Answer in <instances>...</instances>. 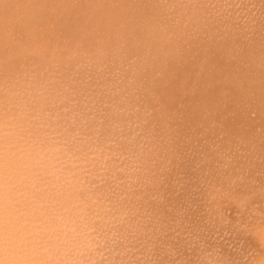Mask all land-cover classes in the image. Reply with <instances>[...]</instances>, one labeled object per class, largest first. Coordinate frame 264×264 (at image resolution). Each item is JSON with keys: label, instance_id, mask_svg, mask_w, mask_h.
Listing matches in <instances>:
<instances>
[{"label": "rangeland", "instance_id": "obj_1", "mask_svg": "<svg viewBox=\"0 0 264 264\" xmlns=\"http://www.w3.org/2000/svg\"><path fill=\"white\" fill-rule=\"evenodd\" d=\"M64 1V0H63ZM66 1V0H65ZM69 2L71 1V3L73 2V0H68ZM76 0H74V2H75ZM78 1V0H77ZM84 1V0H83ZM86 1H88V0H86ZM91 3H92V5L93 6H95L97 3V6H99V7H101V6H103V1L104 0H96V2H94L93 0V2H94V4H93V2L91 1V0H89ZM99 1V2H98ZM107 1H109V0H107ZM110 1H112V3H111V5H110V2H108L107 4L105 3V5H109L110 6V9H112V8H116V7H112L111 8V6H112V4H116V2H118L119 0H110ZM116 1V2H115ZM122 1H124V0H122ZM121 1V2H122ZM150 1H152V3L150 2ZM150 1H148V0H141V3H143V5L141 4V3H139V5H138V7H141L140 8V10H138L137 9V11L140 13L141 12V9H142V12L140 13V15L139 14H137L138 16L137 17H141V16H143V12H146L147 13V16H150V15H148V13H150V11H152V10H154V11H152L151 12V19L150 18H148V19H150V20H148V21H150V23H151V20H154V17H157V16H159L160 17V15L159 14H163L161 11L163 10L164 11V14H166V16L169 14V16H170V14H171V16H170V18L172 19V21H171V25H172V23H173V21L175 22V19L177 18V20H176V22L175 23H178L177 21H180V16H182V17H185L186 18V20H188V18H191V17H188L186 14H187V12H188V10H187V8L189 9V10H191V12H189V13H192V9H196V11L195 12H193L194 14L196 13H198V15H196V18L202 13V15H203V12H206V11H208L210 8V11L212 12V13H210L209 12V15H208V18H210L209 20V22L207 21V23H206V20H204V18L201 16H199L200 17V19H202V20H204L205 21V24H206V26H207V24H208V26L210 27V22H212L211 23V27H213V29L216 27V26H214V25H219V23L218 24H214V18H212V16H214L215 17V20L216 19H218L219 18V16L220 15H223V14H221V12L220 11H222V12H224L223 11V9L226 11V12H228V10L227 9H230V11L232 12V14L231 13H229V14H227V16H225L226 17V21H227V19H233L232 17H235V16H233V14H235L236 15V17L237 16H239V17H237L238 18V20L240 21H243L244 20V24H242L243 22H241L240 21V23L242 24V26H243V28L241 29V30H248V29H250L249 30V32H247V31H245L246 32V34H245V32H243V31H240V28H239V25H240V23H239V25L237 24V26H236V28L238 27L239 28V30H237V31H235L233 28V30L235 31V33H234V35L230 32V31H233L232 29H231V27L229 26V25H225L226 24V22H225V20L222 18V20H224V29H219L218 27V30H217V32L216 31H214L213 33L210 31L211 30V28H208V26L206 27L207 29H208V32H210V33H208L209 35H204V33L202 34V33H200V29L199 28H197L198 26H201L200 25V23H199V21H198V26L197 27H195V25H194V23L195 22H193L192 21V19H195V20H197V19H199V17L196 19V18H192L191 19V21H192V23H190L191 21H190V19L188 20L189 22L188 23H186V24H192L191 26H193V29H191L190 30V28L188 29V27H184V23L182 24L183 25V27H179L178 28V26L177 27H175L176 26V24H174L173 23V25H175L174 27L175 28H178V29H181V28H187L188 30H190L191 31V33H186L185 31L187 30H185V31H182V32H180V30H179V33H184V34H189V37H190V35H191V37L192 38H194V39H196L197 40V37H196V35H195V37L194 36H192V30L194 31V28H197V29H199V30H197L196 29V31L198 32H195L194 31V34L196 33V34H202V37L203 38H205V36H209V39H208V37L207 38H205L207 41H203V38L201 39V36H200V34H199V38L202 40H200V44H199V42H198V44L197 45H195V46H193V47H191V42H192V40H190L189 41V39H191V38H189L188 37V35H187V37L189 38V39H185V43H188V42H186V41H189V43H190V45L189 46H187L186 45V47H185V44H181L180 42H178L179 41V38L181 39L183 36H185L184 34H183V36H182V34H180L181 36H179L178 34V40H177V36H173L175 39V42L176 43H180L181 44V46L182 45H184V49L187 51L188 50V47H190V48H192V50L190 49L188 52V54L187 53H185L186 51H183V52H181V49L183 50V48H180L181 46H180V44H179V46L177 45V48H178V50H177V48L176 49H174V51H173V47L172 46H174V44L172 45V46H170L169 44L172 42V40H170L169 39V41H170V43H168L167 41H165V39H163V38H165V37H163L165 34H167L168 36L167 37H169L170 38V35H171V38H173L172 37V33L174 32V30H169V27L166 29V27H164V30H166V31H170V32H166V33H163V36H162V34H161V36L163 37L162 39L165 41V42H167L168 43V46H170L169 48H171L172 47V49H170V50H172V51H170L169 53H168V55H166L167 57H166V59H168V63H166L167 62V60L166 59H164V60H162L163 62H159V64L160 63H163L164 64V68L166 67V65H168L169 64V68H168V66L166 67L168 70L167 71H169L170 69H172V68H174V67H176V69L178 70V72H176V73H178V74H176L175 76H177V75H179V73L181 74V76H179L177 79H178V81H179V83H180V81L181 82H184L183 80H185V82L187 83V84H185V83H183L185 86H187V88L183 85V87L182 86H180V85H182V84H178V81H177V83H176V81H175V76L173 77L174 79V81H172V79L170 80L171 81V86H172V89L171 90H169L170 88V84H167V82L168 83H170L169 82V79H168V77L166 76L165 77V75L168 73H165L166 71H164V74H163V76L162 77H160V78H158V79H160V81H161V78H162V82H160L158 79H156L157 78V76H159L157 73L158 72H154V77L153 76H148V77H150V78H155V76H156V78H155V80L154 81H156V80H158V81H156L155 83H153L154 84V88H156V87H158V88H156V89H151L153 86H150V83H148V86H150L151 88H147V83L145 84L144 83V81H143V83L141 82L142 80H143V76H144V78H147V77H145V76H147L146 75V73H148L146 70H144V72H145V75H143L141 78H140V76L142 75V73H143V71H142V73H141V75L139 76V74H140V72L138 73V76H136L137 78H138V80L136 81L137 83H138V81L141 83H138L139 84V88H137L136 87V85L137 84H135L136 82H133V81H135L134 79H133V87H135L136 89H132L133 87H131L132 86V84H131V80H132V78L133 77H131L130 79H127V80H130L129 81V85L131 84V86H129V88H127V89H132L133 91H124L123 89H120V87L122 86L123 87V85L124 84H126L127 83V81H121V84L120 83H118L119 81H120V79H122L123 78V71H125V72H127L128 73V71L127 70H123V71H121V68H123V67H125V65H126V67L128 66V64H130V63H128L129 61H131V59H128L129 57H132V61H134L136 58H137V55L139 56L138 58H139V60H141V57H143V55H144V53H143V51H145V50H143V49H141V47H142V44H143V40H141L142 41V44H141V46L137 43V41L139 42L140 41V39L138 38V36H139V32L137 31V29H139L140 27H137V25H144L143 24V22L142 23H138V22H135V25L133 24V22L131 21V23H130V21H129V23L128 22H123V20H125V21H127V20H129V15H131V13H130V10H129V7H130V9H131V7H132V4H134L135 2H136V5H137V3H138V1L136 0H125L124 2H125V4H123V5H125L124 7H123V5H122V3H120L121 5H122V7L124 8V9H126L127 8V6H128V9L127 10H129V12L128 13H126L127 11H123L122 12V10H124L123 8H119V6H118V9H117V11H118V23H120L118 26H117V22H116V16H117V13H116V9H114L115 11V14L114 13H112L113 12V9L111 10V12H109L110 13V15H114L112 18L114 19V21L112 20V18L110 19V15L108 16V14L106 15V17H108V18H106L105 17V19H110V21H108L107 23H108V26H106L107 27V29H108V27H109V30H107V32L109 33L110 32V30H112V28L114 29L115 28V30L116 31H113V33H112V35L113 36H111L110 34L111 33H106V30H105V33H102V35L100 36V38H97V37H94V38H92L91 40H92V42H91V44H90V46H94L96 43V46L97 45H100L101 43L102 44H105V47H108L107 48V50H106V48H105V52H108V53H102V52H95V51H93L92 53H90L89 55H87V57H88V59H87V57H86V59H85V57L83 56V58H82V60H80L79 62H81V63H79V64H77V67H75L74 68V70L75 71H72L71 69H69L70 71H72V72H70L68 69V71L66 70V64L68 63V62H66L65 63V61H72V59H73V61H74V58L72 57V52H73V56L76 54V52H78V55H80L81 54V48H75L76 49V52L74 51L75 49L74 48H69L68 46H66V48H69V49H71V50H68V51H70V54H71V57H72V59L71 60H69L70 58L68 57V55H66L67 56V60H64V58L66 57L65 56V54H67L68 52H64V54H62V56L64 57L63 58V60H61L60 59V57L58 58L57 56H59V54L61 55V49L63 48V47H65V45L63 46V43L62 44H60L59 43V38L58 39H53V38H55L56 37V34L54 33L53 34V32L51 33V34H53V38H52V36L51 35H49L50 34V32L49 31H52V30H50L49 29V27H48V25H49V22H47V23H42L43 25H41V27H40V22H37V23H34V28H36V30L37 31H39L38 33H37V31H36V33L35 34H33L31 37H30V43H34V45L35 46H37V47H41V46H43V47H41L42 49H40V51L41 50H43V51H39V53H38V48H36L35 46V50L37 51V55H41L42 53H44V56L42 55V59H46L48 56H50L52 53H50V55L48 54L49 52H51L52 51V49L50 50V48H56L57 47V45H59V47H57L58 49L60 48V46H61V48H60V50H58V52L57 53H59L58 55H57V53L56 52H54L53 54L56 56H54L55 57V61H56V59H58L57 61H58V64L60 65V66H58V64H57V62L55 63L54 61H51V62H53V63H49V62H47V61H49V60H47L46 62H45V64H48L49 63V65L51 64H53L52 66H53V70L51 69L52 67H51V65H50V69H49V65H46L48 68L47 69H49V71L48 70H46V68H44V66L42 67V71H43V69H45V71L48 73H51V71H52V73H51V77H49L48 76V74H47V76H46V74H45V71H44V74H45V78L48 80H46V79H44V74H42L41 76L43 77V78H41V81L39 80V77L38 76H36V80H37V78H38V80L40 81V82H42V79L43 80H46L47 82L45 83V86L42 84V86H41V84H37V83H39V81H35L33 78L35 77V74L37 73L36 71H34V73H32L31 72V70H30V74H28L27 73V69H26V71H25V73H23L24 74V76L23 75H21V77L19 78V79H7V78H5V76L2 78L1 76H0V79H1V83H0V85H2V87H3V83L6 81L7 82V86L8 85H11V86H13L14 85V83L15 82H21V83H23V82H26L24 85H27V82L30 80L31 81V79H33L34 81H32L31 83H30V81L28 82V85H27V88H30V90L31 91H35V93L36 92H38V93H36V96H38V94H40V92H41V89L42 90H44V88H47L48 89V82H49V80H50V86H51V84H52V86L50 87L49 86V90H48V92H47V95L48 96H53V93H55V95L57 96V94L56 93H60V92H58V89L57 88H55V89H57V90H55L54 89V87H61L60 85V81H63L62 82V84L64 83V86H65V84L67 85V87L69 86L68 84H70V82H67L66 80L68 79V81L70 80H72L74 77L76 78V76H77V74H78V76H77V80L79 79L78 77L82 74V72H84L83 74L85 75V71H86V68H87V66L88 65H90L91 63V65H90V67H94L96 64H98V62L100 63V62H102V61H105L104 59L105 58H103L104 56H106V55H108V61L106 60L105 61V65H104V63L102 64V65H104V66H101L100 67V65H101V63H100V65L98 66H96L97 68L95 69V67H94V69H92V71H91V69L89 70L88 68H87V76H89V75H91L92 76V74L95 76V75H97L96 73H98L97 71H94V72H96V73H94L93 72V70H101V69H99V67L100 68H104V69H102V71H100V72H102L103 73V71H105V73H106V71L107 70H105L107 67H106V65L108 66V64H107V62L108 63H111L112 61H114L113 59H116V60H118L117 59V57H115L114 55H112V57L114 56L115 58H112L111 56L109 57V53L111 52V50L113 49V52H114V48L115 47H118V46H116V45H114L117 41V39L115 40V37L116 38H119L118 39V41L120 42V41H124L122 44L125 46L126 45V43H127V47L125 48V47H123V45L121 44V43H119L120 45H122V49H121V46L120 47H118V49L120 48V51L121 50H123V51H127V52H129V53H127V52H123V53H126L125 55L124 54H122V52H121V55L124 57H126L127 55H129V56H127V58H125V59H127V61L121 56V58H123L122 59V61L123 60H125L124 61V64H121V62L120 63H117V65L115 64V65H113V67H110V70L112 69V73L116 70V68H118V67H120L117 71V73L115 72L114 74H112L111 72H110V70H108L107 71V73L105 74L104 73V76H105V78L103 79L102 77L100 78V76H102V73H101V75H99V78L97 77V76H95V77H97V79H99L100 81H98V83H99V85L98 84H96V87L98 88V87H100V85H101V87H100V89H102V91H101V93L102 94H104V95H106V94H108V91H109V93L111 92V94H113L112 92H114V90H115V92L117 93V95H115V97H117V99L119 98V97H121L120 99H124L125 101V104H126V107H127V104H129V106H131L132 104H133V99H134V97H135V99H136V97H138V96H140V98H139V100H138V98L136 99L138 102L137 103H134V105L137 107V105L136 104H138L139 106L141 105L140 103H144L143 104V106H138L137 107V109H136V107L134 108V105L132 106L133 107V111H134V113L138 110V108H140L138 111H140L141 109H142V107H143V109L141 110V112H143L144 111V109H145V107H147V109H146V111L145 112H147V113H144V114H151V115H144L143 113H141V112H139V114H137V115H134L132 118H133V120L135 121V124L137 123L138 125L139 124H141V127L145 124V121L146 122H149L150 123V121H151V119L152 118H154L156 121L158 120V118H159V120L161 121V119H162V116H164V120L166 121L167 120V122H168V125L169 124H171L172 122V124H176V122H178V124H177V126H179V124L181 125L179 128L176 126V125H173V127L172 128H170L172 131L174 130L175 131V126L177 127L176 129H178V133H176V132H174V134L173 133H171V135L172 136H174V138L176 139V136L175 135H177L178 134V136L177 137H182L181 138V140L179 141V140H174L173 138V140L175 141V142H177L178 143V141H179V143H181V141L183 142V146H181L182 148L184 147V144L187 142V143H191V142H194V144H195V142H196V147H195V145L193 144V145H188V146H186L187 145V143L185 144V148H187V147H191V148H189V149H185V148H183V149H181V147H180V145H182V143L179 145V143L177 144V143H175L174 142V144L173 143H171V139H170V137L171 136H169L170 135V133H167L168 132V130L169 129H167V127H166V129L167 130H164L165 128H164V126L165 125H162V124H164L165 123V121L163 120V123H162V121L160 122V124H159V120L157 121L158 122V124H157V122L155 121V120H153V121H151V123H153L152 125L154 126L153 128L151 127V129L150 130H148L147 128L148 127H150V126H147V128L145 129L146 131L148 130V132L147 133H145L146 134V136L148 137H146L145 135V137H146V139H142V143H144L145 144V142L146 143H148V142H150V140L153 138H155L156 137V135H157V137H159L160 136V138H155V140H157V142L159 141V142H161L162 140H163V138L161 139V135L163 134H160L159 132L161 131V129H159V128H161V126H163L162 127V131H164V135L167 133L168 134V136L166 137V136H164V142L162 141L161 142V144H159V143H157L156 144V141H154L153 139L151 140V142L150 143H148L146 146H145V150H143V151H141L140 149L143 147L144 148V145H142L140 142H138V143H140V145L137 143L136 145H137V148H136V152H135V157H137V159H134V157H133V161H131L132 159H131V157L132 156H130L129 157V159H127V161L128 162H133L134 164H136L135 162H137L136 160H139V162L138 163H140V160H141V158L139 159L138 157L140 156L139 154H141V156L140 157H143V156H145L148 152H150V151H152V149L154 150V153L155 152H159V153H156V156L154 155V154H151V156L153 155V156H155V157H157V158H159L160 160H162V157H163V155L164 154H160V152L162 153L163 152V149L167 152H165L164 151V153L165 154H168L169 153V155H167V157L166 156H164L163 158V160H162V162L161 161H159L160 163V165L162 166L161 168H162V170H163V172H164V174H162L160 171H162L161 169H160V167H157L156 169L158 170V168L160 169L159 171H151V172H155L154 174L153 173H146V171H148V169H150V168H145L146 166L148 167V166H151L152 167V165H154L155 163H157V161L159 160V159H154L153 157H151L150 156V154H147V156L148 157H150L151 159H154V160H148L147 158L148 157H146V162L144 161V163L142 162L140 165H138V163L136 164V168H134L133 170H135V171H132L131 170V172H133L134 174H133V177H131L130 176V173H129V171H130V169L134 166V165H132V164H128V162L127 161H124V162H126V163H124V162H121V164H117L118 162L116 161V157H119V158H121L122 156H125V154L126 153H124L123 151H120V149H113V151H111V153H109V154H105V153H101V152H96V153H92V154H90L89 156L91 157V155H93V158H89L88 159V161H86V162H83V163H80L79 162V160H77L75 157H73L71 154H70V158H69V163H71L72 164V166L74 167V171H69L70 172V174H71V177L69 176V175H67L66 174V176H63V175H61L60 174V172H59V169H60V167H53L54 166V163H52L54 160H56L58 157H59V155H60V153L64 150V149H61V148H57V147H55L53 150L52 149H45V150H43V152L42 153H40V152H38V150L35 148V147H37V145H34V143L31 141V139L28 137V135H27V126L26 125H24L28 120H32V121H35L36 119V117H38V116H34V117H32V119H24V116L26 115L25 113H28L29 112V114H31L30 112H32V110H33V113H32V115L31 116H33L34 115V113L35 112H37L36 111V105H38V104H36V105H32V104H29V105H31L32 107H33V109L31 110V111H28V112H25V111H27V109H28V107H29V105H28V101H26V103H27V105L26 106H28V107H26V108H24L25 106L21 103V101L23 100H21V97L22 96H19V93L22 91V93H20L21 95L23 94H25V93H23L24 91L21 89V88H19L18 89V87L19 86H13V87H11V89H9L7 86H4L3 87V89H4V92H3V90H0V94L1 95H3L2 97H4V95H6L5 97V99H6V101L3 103V106H4V109H8V108H11V110L12 111H14V115H13V118L12 119H8V120H5L4 122H2L1 123V126H0V264H65V263H67V261H68V259H71V255L72 254H69V255H64V254H57L55 257H53V255H52V253L50 252L52 249H53V247H54V245H56V244H62V245H64V244H67L68 245V248H70V249H72V252H73V254H74V260L72 261L73 262V264H99V263H97V262H100L101 264H102V260H104L105 258V263L104 264H106V263H108V264H122V263H127V264H131V262L130 261H133V258L136 260V258H137V256L139 255L140 257H138L137 258V260L139 261H142V263L141 264H152V262L153 261H155V259H156V262H157V264H162V260L163 259H165L166 257H167V261H164L163 260V264L165 263V262H168V263H171V264H175V263H177V264H179V263H181V264H183V262H185L186 263V261L188 260H190L191 262H194V259H192V258H195V257H197V258H195V260H197L199 257V254L198 253H200L202 250H204V251H202L201 253H202V255H201V253H200V256H202V257H205V259L204 258H202V257H200L199 259H198V261H200V262H202L203 260H205L204 262H203V264H209V262L213 259V261H211V263L210 264H215V263H218V264H226L227 262L229 263V264H231L232 262V264H264V200H262V203L260 204V202H261V200H260V198L261 199H264V162H262V161H264V93H262V92H264V79L262 80V79H260V81L258 82V81H254V84H253V87H251L250 89H248V86L247 85H244L245 87H247V89L248 90H246L247 92H246V94L242 91V89H240V91L241 92H239V90H238V96H237V100H236V102L234 101V103L232 104L231 103V105H229L228 104V102H226V104L223 102L222 103V101H221V105H220V108L219 107H217V109H216V111H214V114L216 113V115L218 116L217 118H216V116L214 117V116H212V118L214 117V122H213V120L211 121L210 119V114L211 113H213L212 111H210L211 113L209 114V116H208V114H206V112L205 111H200L199 109H200V107H202V106H200V103H201V105H202V98L205 100L206 98H204V97H206L207 95L209 96H211V94H210V92L213 90V87L214 86H216L217 87V89L218 88H221L222 87V84L223 83H225V81H227V83H229V85L228 86H231V88H233L235 85H234V83L235 82H233V81H236L237 79H238V77H242V76H244V75H247L248 74V72H249V68H251V70H253V72L252 73H254V72H256L257 71V63H256V58L257 57H259V56H263V61H264V48L262 47V46H264L263 45V43H264V41L263 42H260V40L263 38V35L262 34H264V29H263V27H260V28H262V29H259L257 26L258 25H261L262 26V24L264 23V17H261V19L260 18H258L257 20H258V22L256 23V26L254 27L253 26V24H252V22L254 23V22H256L257 20H255V18L256 17H259V15L261 16V15H264V6H263V4H264V0H257V1H255V0H248V3H247V0H244L246 3H244V1L243 0H210V2H211V4H210V2H207L208 0H199L198 2H197V0H194L195 2H196V4H195V2H194V5H195V7L193 8V0H184L183 2L180 0H168V1H164V2H167L168 4H170V5H168L169 7L172 5H174V4H176V5H174V7H173V11H175V12H172V13H174L173 15H172V13H169V11L171 10L170 8H172V6L170 7V8H166L165 9V7L167 6V4L165 3L164 4V2H163V0H154L155 2H160V3H156V4H153V3H155L153 0H150ZM174 1V4L172 3ZM212 1H214L215 2V4H217V5H214V2H212ZM216 1H217V3H216ZM221 1H223V2H221ZM251 1V2H250ZM67 2V1H66ZM82 2V1H81ZM81 2H78V4L80 3L81 4ZM114 2V3H113ZM123 2V3H124ZM147 2H150V3H147ZM203 2H205V3H207V5L209 4V6H208V8H207V5L205 6V4H203ZM243 4H242V3ZM250 2V3H249ZM76 3V2H75ZM132 3V4H131ZM172 3V4H171ZM199 3H200V5H204V6H202V7H200V5H199ZM227 4V5H225V4ZM251 3H252V5H251ZM99 4H101V5H99ZM130 4H131V6H130ZM147 4H151V6H152V10H148V8H151V6L150 5H147ZM153 4V5H152ZM158 4L159 5H161L160 7H162V9L158 6ZM190 4L192 5V7H190L189 8V6H190ZM240 4V5H239ZM245 4V5H244ZM248 4H250V6L248 5ZM118 5H119V3H118ZM145 5V6H144ZM146 5H147V9L145 8L146 7ZM163 5H166V6H164V9H163ZM177 5H178V7L179 6H184L185 7V9H184V12H185V10H187L186 11V13H185V16H183L184 14H181L180 15V9L182 10V7L180 8H178L177 9ZM197 5H199V6H197ZM223 5V6H222ZM230 7H229V6ZM232 5V6H231ZM66 6H67V4H66ZM76 6H78L77 4L76 5H74V3H73V6L71 5V7H73V10H77V7ZM116 6H117V4H116ZM148 6H150V7H148ZM156 6H158V7H156L157 9H155V7ZM196 6L198 7V9L200 10V8H201V10L203 11V12H201V11H199L198 10V12H197V8H196ZM212 6H213V8H212ZM214 6H216V7H214ZM224 7L223 9H221L222 7ZM228 6V7H227ZM263 6V7H262ZM63 7H64V5H63ZM76 7V8H75ZM79 7V6H78ZM105 7H107V6H105ZM121 7V6H120ZM135 7H137V6H135ZM145 9H144V8ZM183 7V8H184ZM210 7V8H209ZM220 7V8H219ZM225 7H227L226 9H225ZM253 9H252V8ZM62 8V7H61ZM60 8V9H61ZM67 8H68V6H67ZM96 10H97V8L98 7H94ZM109 8V7H108ZM133 8H134V6H133ZM160 8V9H159ZM259 10H258V9ZM60 9H59V11H60ZM94 9V14L96 15H94L93 17L95 18V17H97V18H95L96 20H98V22H99V20L101 21V20H103L104 19V15H102V14H99L100 12H97V11H100V9L99 10H95ZM105 10L104 8H101V10ZM119 9H122V10H120L121 12H120V15H122L121 13H123V15L122 16H120L119 15ZM170 9V10H169ZM176 9V10H175ZM194 9V10H195ZM205 9H208V10H205ZM214 9H217V10H214ZM221 9V10H220ZM248 9H250V12L248 11ZM254 9H256V11L254 10ZM260 9H261V13L259 12L260 11ZM66 10V9H65ZM72 10V11H73ZM101 11V13H104L105 11ZM109 10V9H108ZM134 10H136V8L134 9ZM144 10V11H143ZM146 10V11H145ZM156 10V11H155ZM157 10H158V14H157ZM178 10H179V15H178ZM193 10V11H194ZM205 10V11H204ZM213 10V11H212ZM220 10V11H219ZM239 10H241L242 11V13H243V15H242V13H241V11H240V13H241V15H240V13H239ZM252 10H253V13L254 14H257V16H255L253 13H252ZM110 11V10H109ZM132 11V10H131ZM136 11V12H137ZM167 11V12H166ZM235 11V12H234ZM245 11V12H244ZM247 11L251 14H249V13H247ZM262 11H263V14H262ZM62 12H64V10L62 11ZM96 12V13H95ZM125 12V13H124ZM154 12L157 14L156 16H154L155 14H154ZM171 12V11H170ZM183 11H182V13H184ZM214 12V13H213ZM215 12L217 13L218 12V14L216 15L215 14ZM256 12H259V14L258 13H256ZM56 13V12H55ZM98 13V14H97ZM108 13V12H107ZM130 13V14H129ZM146 13H144V15H146ZM154 15H153V14ZM168 13V14H167ZM175 13H177V17L175 18L174 17V15H175ZM200 13V14H199ZM208 13V12H207ZM207 13H205V15H203L204 17L206 16L207 17ZM245 13V14H244ZM58 14V13H57ZM60 14V13H59ZM62 14V13H61ZM64 14H66V12H64ZM128 14V15H127ZM133 14H135V12L134 13H132V15ZM163 14V15H164ZM193 14V16L195 17V15ZM224 14H225V12H224ZM232 15V17H231V15ZM247 14H249V16L251 17L252 15V17L251 18H254V19H250V17L247 15ZM100 17L101 15V17L100 18H102V19H99V17ZM163 15H161V17H163V18H165L166 16H163ZM216 15V16H215ZM53 16H55V15H53ZM58 16V15H57ZM64 16V15H63ZM63 16L62 15H60V17H62L63 18ZM88 16V15H87ZM128 16V17H127ZM136 16V15H135ZM134 16V17H135ZM152 16H153V19H152ZM169 16H168V19H169ZM191 16H192V14H191ZM231 18H230V17ZM249 19V21H251L252 20V22H250L249 23V21L246 19V17ZM60 17L58 16L57 18L56 17H52L51 18V20H49L48 19V21H52L53 20V18H56V20L58 19H60ZM92 17V18H93ZM121 17V18H120ZM125 17H126V19H125ZM134 17H132V18H134ZM144 17V16H143ZM159 17H157L155 20V24H156V22L158 21V18ZM160 17V19H162ZM173 17H174V20H173ZM218 17V18H217ZM234 18V19H236L237 20V18ZM145 19H147L146 17H144ZM179 18V19H178ZM184 18V19H185ZM208 18H207V20H208ZM137 20H138V18H136ZM213 19V20H212ZM220 19V18H219ZM218 19V20H219ZM233 19V20H234ZM55 20V19H54ZM111 20H112V22H111ZM122 20V21H121ZM130 20H131V16H130ZM136 20V21H137ZM139 20L141 21V20H144L143 18H139ZM138 20V21H139ZM163 20H166V19H163ZM170 20V19H169ZM235 20V21H236ZM237 20V22H239ZM253 20H255V21H253ZM105 20H103V22L102 23H106V22H104ZM107 21V20H106ZM147 21V20H146ZM147 21V22H148ZM183 21V20H182ZM204 21H203V23H204ZM219 21H221V19L219 20ZM229 21V23L230 22H232L231 20H228ZM227 21V22H228ZM259 21H262L261 22V24H259L260 22ZM109 22H110V24L112 23L113 25H110L109 24ZM116 22V23H115ZM121 22H122V24H121ZM144 22H145V20H144ZM158 22H160V21H158ZM163 22V21H162ZM165 22V21H164ZM163 22V23H164ZM166 22H167V20H166ZM165 22V23H166ZM187 22V21H186ZM200 22H202V21H200ZM218 21L216 20V23H217ZM236 22V23H237ZM52 23H57V24H54V25H49V26H51V27H55L56 26V28L54 29V27L53 28H51V29H54V31L58 34V32H57V26H58V21H52V22H50V24H52ZM162 23V24H163ZM228 23V24H229ZM232 23H235L234 21L232 22ZM231 23V24H232ZM235 23V24H236ZM38 24V25H37ZM48 24V25H47ZM115 24V25H114ZM129 24V25H128ZM145 24H146V22H145ZM152 24H154V21H152ZM162 24H161V26H162ZM180 24H181V22H180ZM180 24H178L179 26H180ZM197 24V23H196ZM204 24V25H205ZM212 24H214V25H212ZM221 24V23H220ZM235 24L233 25H231V26H234L235 27ZM247 24V25H246ZM251 24H252V27H250L251 26ZM255 24V23H254ZM258 24V25H257ZM104 25V24H103ZM110 25V26H109ZM122 25V26H121ZM127 25H128V27H127ZM134 25V26H133ZM157 26L156 27H158V25H160V23L159 24H156ZM163 25H165V24H163ZM166 25H169L168 24V22H167V24ZM172 25V26H173ZM38 26H39V28H38ZM123 26H126L127 28H129V27H131V26H133V27H136L135 29H136V33H135V35L136 36H133L132 34H134V28L132 29L133 31H131V34H126V35H129V36H127V39L126 40H123V37H126V36H121L122 37V39H120V36L119 35H122L123 33H126V32H129L130 33V31H126V27H125V31H123L124 30V28H122V29H118V28H121V27H123ZM145 26V25H144ZM148 27H150V25H147ZM153 26V25H152ZM155 26V25H154ZM188 26V25H187ZM229 28H228V27ZM242 26H240V27H242ZM247 26L249 27V28H247ZM104 27H105V25H104ZM106 27H105V29H106ZM112 27V28H111ZM118 27V28H117ZM146 27V26H145ZM148 27H147V29H148ZM201 27H204V26H201ZM220 27V26H219ZM228 28V29H230V31H227L226 30V28ZM40 28H41V30H40ZM42 28L44 29L43 31H42ZM117 28V29H116ZM143 28V27H142ZM159 28V27H158ZM162 28V27H161ZM221 28H222V26H221ZM253 28V29H252ZM255 28V29H254ZM257 28V29H256ZM130 29V30H131ZM144 29V28H143ZM147 29L145 30V31H147ZM153 29V28H152ZM171 29H174V28H171ZM204 29V28H203ZM210 29V30H209ZM212 29V30H213ZM258 29H259V31H258ZM45 30H47V31H45ZM141 30V29H140ZM151 30V29H150ZM157 30V29H156ZM156 30H155V32H156ZM163 30V29H162ZM162 30H160V31H162ZM177 30V29H176ZM206 30V29H205ZM220 30V31H219ZM222 30V31H221ZM45 31V32H44ZM117 31H119V33H117ZM123 32V33H121L120 34V32ZM144 31V30H143ZM144 31V32H145ZM153 31V30H152ZM151 31V32H152ZM173 31V32H172ZM218 31L220 32V35H221V37H219V36H217V35H219V33H218ZM224 31H226V32H224ZM238 31H240V32H238ZM251 31V32H250ZM252 31H254L253 32V36H252V38H254V39H252L251 38V33H252ZM256 31H258V36L260 35V31H262V33H261V35H262V38H260L261 36H259V37H255V35H254V33H256ZM44 32V33H43ZM112 32V31H111ZM114 32L115 33H117V34H114ZM137 32L139 33L138 35H137ZM141 32V31H140ZM155 32H153V35L155 36V35H157L158 37H159V35L158 34H160L159 32H157L158 34H155ZM163 32V31H162ZM165 32V31H164ZM172 32V33H171ZM202 32V31H201ZM222 32V33H221ZM224 32V33H223ZM243 32V33H242ZM169 33H171L170 35H169ZM176 33V32H175ZM174 33V35H176ZM228 33H230V35L232 34V40H230L231 39V37L229 38V35H228ZM143 33H141V35H142ZM145 34V33H144ZM147 35H148V31H147V33H146ZM152 34V33H151ZM193 34V35H194ZM216 34V35H215ZM204 35V36H203ZM211 35H213V37L211 36ZM225 35V38H226V41H227V43H226V41H225V38H223V36ZM227 35V36H226ZM241 35H244L245 37H243V36H241ZM256 35V36H257ZM36 36V37H35ZM44 36V37H43ZM46 36V37H45ZM58 36V35H57ZM115 36V37H114ZM119 36V37H118ZM105 37V39H103ZM141 37H143V36H141ZM150 37H151V35H150ZM156 37V36H155ZM154 37V38H155ZM212 37V38H211ZM228 37V38H227ZM44 38H46V41H48L47 43H49V42H51V40H48V39H53V40H55L53 43H54V46L55 47H52V45L51 44H47L46 43V41L44 40ZM57 38V37H56ZM111 38H113V39H111ZM129 38V39H128ZM137 38V39H136ZM144 38V37H143ZM148 37H146V39H147ZM161 37H159V40L160 41H162V39H160ZM183 38H186V36L185 37H183ZM222 39V42L220 41L221 39ZM234 38H236V41L234 40V42H235V44L237 45H235L234 46V44H233V39ZM248 38H250V39H252V40H250V39H248ZM255 38H257V39H255ZM259 38V39H258ZM36 39H38V41L36 40ZM105 41L106 39H108V40H106V42L104 43L103 42V40ZM125 39V38H124ZM131 39V40H130ZM142 39V38H141ZM148 39H150V38H148ZM156 39H157V37H156ZM204 39V40H205ZM210 39H211V41L213 42V47H214V44H215V41L216 40H218V41H220L219 43H221L220 45H222L223 46V48H222V46H221V48L222 49H224V50H226L225 48H227V50L228 51H232V50H234L235 49V51H236V53H235V51H233L235 54V56L237 57H234V55L232 56V57H230V55L231 54H229V53H227V50H226V52H225V54L227 53V54H229V57L227 56V55H225L224 53H223V51L221 52L222 53V55L219 53V57H218V59L216 58V61H214L215 62V64H217V62L219 63V59L221 58V56H223V58L226 60H228V63L225 65L223 62H226L225 60L222 62V64H224V65H221L220 64V66H219V64L216 66L215 64V68H213L211 65H210V63H209V61L211 60L212 61V64L214 63L213 62V60H215L214 59V57L215 56H213V55H215L214 53L216 52H210L211 50H210V48H206V47H209V46H211V48H212V51H214L213 49L215 48V47H217V46H219V43H218V45L216 46V44H215V47L213 48L212 47V44L210 45ZM213 39V40H212ZM215 39V40H214ZM264 39V38H263ZM262 39V40H263ZM10 39L8 38V41H9ZM36 40V41H35ZM40 40V41H39ZM110 40V41H109ZM151 40H153V42L155 41L154 39H153V37H152V39ZM159 40H158V42H159ZM195 40V41H196ZM247 40V41H246ZM249 40H250V42H252V43H250L249 42ZM256 40V41H255ZM259 40V41H258ZM43 41H45V43L43 42ZM99 41V42H98ZM100 41H101V43H100ZM135 41V42H134ZM144 41H145V39H144ZM147 41V40H146ZM145 41V42H146ZM181 41V40H180ZM182 41L184 42V40L182 39ZM195 41H193V43H197V41L195 42ZM232 41V43H230ZM259 43H258V42ZM95 42V43H94ZM115 42V43H114ZM133 44H132V43ZM152 42V41H151ZM158 42H154L155 44L156 43H158ZM206 43V42H208V43H206L205 45L204 44H202V43ZM237 42V43H236ZM247 42V43H246ZM59 43V44H58ZM100 43V44H99ZM112 43H114L113 45L115 46V47H113L112 48ZM128 43H130V44H128ZM137 43V44H136ZM140 43V42H139ZM147 43H150V42H146V45H148ZM256 43H257V45H256ZM42 44V45H41ZM56 44V45H55ZM102 44H101V46H102ZM109 44H111L112 46H110L109 47ZM118 44V43H117ZM159 44V43H158ZM158 44H156V45H158ZM161 44V43H160ZM162 44H164L163 42H162ZM161 44V45H162ZM202 44V45H201ZM227 44V45H226ZM228 44H230V45H228ZM233 44V45H232ZM249 44H251V45H249ZM39 45V46H38ZM48 45V46H47ZM50 45H51V47H50ZM132 45V46H131ZM136 45V46H135ZM144 45H145V43H144ZM144 45H143V47H144ZM155 45V46H156ZM167 44H165V45H162L163 46V49H164V47L166 46ZM176 45V44H175ZM192 45H194V44H192ZM200 45V46H199ZM203 45L204 46H206V47H204L203 48ZM208 45V46H207ZM232 45V46H231ZM241 45V46H240ZM243 45V46H242ZM244 45H245V48H243L244 47ZM63 46V47H62ZM148 46H150V47H148L147 48V46H146V48H147V50H152V51H150V52H153V51H155L154 49H150V48H152L153 47V45L151 44V45H148ZM155 46H154V48H155ZM159 46V45H158ZM161 46V47H162ZM198 48H197V47ZM228 46H230L231 47V49L229 50L228 49ZM238 46H239V49H238ZM247 46H248V48H247ZM252 46V47H251ZM46 49H45V48ZM48 47V48H47ZM139 49H138V48ZM157 47V46H156ZM175 47V46H174ZM199 47H200V49H201V47L203 48V49H206V51L204 52V50H202L201 49V51H199L200 49H199ZM229 47V48H230ZM232 47H234V49L232 48ZM249 47H251V48H249ZM44 48V49H43ZM128 48L132 51H130V50H128ZM133 48V49H132ZM137 49L136 51H135V49ZM145 48V47H144ZM145 48V49H146ZM166 48V47H165ZM193 48H196V49H198V51H199V53L196 51L195 53H194V51L196 50V49H194L193 50ZM237 48V49H236ZM241 48V49H240ZM254 48V49H253ZM28 49H30V48H28ZM28 49L25 51L27 54H31L32 52H35V51H33L34 49H31V50H29L28 51ZM38 49V50H37ZM74 49V50H73ZM84 49V48H83ZM118 49H116L117 51H116V53H118ZM124 49H126V50H124ZM143 50V51H141V50ZM157 49L158 50H163L162 48H158L157 47ZM156 49V51H158ZM207 49H209V50H207ZM57 50V49H56ZM55 50V51H56ZM73 50V51H72ZM85 50V49H84ZM165 50V49H164ZM180 50V51H179ZM256 50V51H255ZM45 51V52H44ZM80 51V52H79ZM137 51H140V52H142L143 53V55H142V53H139V52H137ZM176 51V53L178 54V55H181L182 57H180V56H176V58H180L179 60H181V58H184V61H186L185 59L187 58V61H188V59L190 60L191 58H190V56L191 57H194V56H196L197 57V55H198V59L197 58H195L194 60H197L198 61V63L196 64V67L191 63V62H183V59H182V61L180 62L181 63V65L183 66H181L180 65V63H178V61H177V63L176 64H178V65H175L174 64V66L172 65V67H170V64H172V63H170V61L172 60V58H171V54H173L174 52ZM191 51H193V54H192V52ZM207 51H209V52H207ZM240 51V52H239ZM252 51V52H251ZM260 51V52H259ZM47 52V53H46ZM75 52V53H74ZM130 52H131V54H130ZM161 51H159V53H160ZM163 52V51H162ZM165 52V51H164ZM179 52L180 53H182V54H185V57H184V55H182V54H179ZM241 52H243V54L241 53ZM255 52V53H254ZM112 53V52H111ZM141 55H139V54ZM176 53H174V55L176 54ZM192 55H191V54ZM201 53V55L203 56H205V58L203 59V61L206 59V58H209V57H211L210 58V60L209 59H207V60H205L204 62L206 63V65H208V67H211L212 69H210V68H208L207 66H204L203 64H202V67H201V65H199V61H200V59L202 60V58H200L199 57V54ZM204 53H206V54H208L207 56H206V54H204ZM211 53H213V55H211ZM240 53V54H239ZM247 55H246V54ZM251 53V54H250ZM46 54H47V56H46ZM69 54V55H70ZM113 54V53H112ZM115 54V53H114ZM134 54H136V56H135V59H134V56H130V55H134ZM148 55H150V53H147ZM154 53H152L151 54V57H152V55H153ZM155 54H156V52H155ZM157 54H158V52H157ZM162 54V53H161ZM166 54V53H165ZM190 55L189 57L187 56V55ZM197 54V55H196ZM260 54V55H259ZM91 55H93L94 57L95 56H101L100 57V59H102L101 61L100 60H97V59H99V57L97 56V57H93V56H91ZM102 55H104V56H102ZM146 55V54H145ZM144 55V56H145ZM174 55H172V57L174 56ZM194 55V56H193ZM224 55L225 56H227V57H224ZM238 55V56H237ZM244 55V57L245 58H242V56ZM246 55V56H245ZM251 55H252V57H251ZM117 56H120V54L119 55H117ZM155 56H158V57H156V58H160L159 57V55H155ZM161 56V55H160ZM162 56H164V55H162ZM187 56V57H186ZM217 56H218V54H217ZM240 56V57H239ZM54 57H52L53 59H54ZM75 57V56H74ZM93 58V60L92 61H90L92 58ZM146 57H150V56H146ZM150 57V58H151ZM154 57V56H153ZM169 57L171 58V60H169ZM175 57V56H174ZM173 57V58H174ZM4 59H5V56L3 57ZM50 59H52L51 57H49ZM91 58V59H90ZM150 58H146V60L147 59H150ZM163 58V57H162ZM232 58V59H231ZM240 58H242V59H240ZM246 58H247V61H246ZM249 58V59H248ZM252 58V59H251ZM255 58V59H254ZM52 59V60H53ZM96 59V60H95ZM112 59V60H111ZM119 59H120V57H119ZM154 59V58H153ZM153 59H150L151 60V62H152V60ZM161 59V58H160ZM193 59V58H192ZM191 59V60H192ZM222 59V58H221ZM229 59H231V61L234 59V60H236V62H234V64H235V66H237V67H235L233 64H230L229 62H230V60ZM239 59H240V61H239ZM61 60V61H60ZM88 60H89V62H88ZM109 60L111 61V62H109ZM144 60H145V58H144ZM143 60V58H142V61H144ZM150 60H148V61H150ZM156 60V59H155ZM159 60V59H158ZM238 60V61H237ZM249 60H251V61H249ZM2 61H3V59H2V55L0 56V68H1V66L3 65V63H2ZM5 61V60H4ZM96 61H98V62H96ZM131 61V62H132ZM136 61V60H135ZM134 61V62H135ZM197 61H192L193 63H196ZM254 61V62H253ZM85 62H88L87 64L85 63ZM118 62V61H117ZM125 62H127V63H125ZM134 62H132V63H134ZM139 63V61L137 60L136 61V63ZM145 62H147V61H145ZM144 62V63H145ZM150 62V63H151ZM202 62V61H201ZM200 62V63H201ZM241 64H240V63ZM55 63V64H54ZM85 63V64H84ZM93 63H96L94 66H92L93 65ZM113 63V62H112ZM112 63H111V65H112ZM116 63V62H115ZM136 63H134V64H136ZM143 63V62H142ZM144 63L142 64V66L144 65ZM154 63V62H153ZM187 64V66L189 65V66H191L190 68H192V65H193V70H194V72H193V70L192 69H188L189 67H186L185 69H184V66H185V64ZM208 63V64H207ZM233 63V62H232ZM251 63V64H250ZM255 63V64H254ZM119 64V65H118ZM140 64V63H139ZM184 64V65H183ZM229 64V65H228ZM246 64V65H245ZM57 65V66H56ZM83 65L84 66H86V68L84 69V67H83ZM124 65V66H123ZM148 65H150V64H148ZM199 65V66H198ZM210 65V66H209ZM231 65V66H230ZM241 65V66H240ZM254 65V66H253ZM257 65V66H256ZM64 67V70L65 71H63L62 73H63V75H61L60 73H61V69H63V68H60V67ZM109 66H110V64H109ZM131 66V65H130ZM130 66H128V68L127 69H129L130 68ZM135 66H137V65H135ZM146 66V65H145ZM152 66V64L150 65V67ZM154 66H155V64H154ZM179 66V67H178ZM227 66V72H226V69H225V67ZM230 66V67H229ZM246 66V67H245ZM250 66H253V67H250ZM56 67V68H55ZM57 67L59 68V69H57ZM83 67V68H82ZM153 67V66H152ZM151 67V68H152ZM158 66H155L154 68L156 69ZM159 67H162V64H160V66ZM195 67V68H194ZM220 67H223V69L221 68V71H220ZM232 67V68H231ZM235 67V68H234ZM244 67V68H243ZM109 68V67H108ZM107 68V69H108ZM115 68V69H114ZM138 68H140L139 66H138ZM137 68V69H138ZM143 68H145L146 69V67H142V69ZM180 69V72H179V69ZM181 68H183V69H181ZM196 68H198V70L196 69ZM200 68V69H199ZM216 68H218V69H216ZM241 68H243V70L241 69ZM57 69V72L55 73V71L54 70H56ZM131 69H132V66H131ZM131 69H130V71H131ZM137 69H135V71H137ZM198 71V73H201L200 74V76L197 74V71ZM208 69V70H207ZM83 70H85V71H83ZM134 70V69H133ZM148 70V69H147ZM154 70V69H153ZM159 71L160 69L159 68H157L156 69V71ZM162 70V69H161ZM191 70V71H190ZM209 70H211L212 72H211V74L208 76V74L210 73V71ZM217 70V71H216ZM219 70V71H218ZM225 70V71H224ZM236 70V71H235ZM256 70V71H255ZM259 70V69H258ZM77 71V74L75 73ZM78 71H82L81 72V74H79L80 72H78ZM88 71H89V73H88ZM139 71H140V69H139ZM155 71V70H154ZM182 71V72H181ZM184 71H187L188 73H186V72H184ZM200 71H205L204 73L206 74V77H208V79L205 81L204 79H202V77H203V72H200ZM208 73H207V72ZM216 71V72H215ZM223 71L225 72V74H223ZM236 73H235V72ZM0 72H1V70H0ZM64 72L66 73V72H69L70 74H74L75 76H71L69 73H66V74H64ZM74 72V73H73ZM93 72V73H92ZM131 72H133V71H131ZM163 72V71H162ZM190 72V73H189ZM220 72H222L221 74H222V76L220 75ZM244 72V73H243ZM259 72H261V71H259ZM56 74V76L54 75V74ZM92 73V74H91ZM109 73V74H108ZM127 73H124V74H127ZM135 73V72H134ZM151 73H152V71H151ZM160 73V72H159ZM182 73L183 74H185V75H183L182 76ZM230 74V75H228V77L226 76L227 74ZM245 73H247V74H245ZM28 74V75H27ZM38 74V73H37ZM36 74V75H37ZM82 74V75H83ZM100 74V73H99ZM108 74V75H107ZM148 74H150V73H148ZM162 74V73H161ZM193 74V75H192ZM194 74L196 75V76H198V78L196 77V76H194ZM39 75V74H38ZM58 75V76H57ZM71 76V78L70 77H68V76ZM83 75V76H84ZM107 75V76H106ZM121 75V77H119ZM127 75H129V76H133V75H130V74H127ZM153 75V74H152ZM219 75L221 76V77H223V75H225L224 76V78L226 77V79L225 80H223V79H219ZM236 75H237V77H236ZM52 76L53 77H55V79H52ZM81 76L82 77V79H79V81L80 80H82V81H77V82H79V84H81V82H83V83H86L85 81V77L86 76ZM93 76V77H94ZM125 76L126 75H124V78L123 79H125ZM171 76H173V75H171L170 74V77ZM186 76V77H185ZM202 76V77H201ZM205 76V75H204ZM234 76V77H233ZM32 77V78H31ZM48 77V78H47ZM194 77H196V78H194ZM200 77V78H199ZM215 77V78H214ZM29 78H31V79H29ZM50 78V79H49ZM66 79V80H64V79ZM74 78V79H75ZM83 78H84V80H83ZM107 78V79H106ZM127 78V77H126ZM135 78V77H134ZM139 78H140V80H139ZM153 78H152V82H153ZM168 80H167V79ZM185 78V79H184ZM189 78V79H188ZM193 78H194V80H193ZM209 78H213V80H214V82H213V80H211V79H209ZM230 80H228V79ZM235 78H237V79H235ZM240 78L236 81V82H238L239 80H240ZM74 79L71 81V84H72V82L73 83H75L74 82ZM93 81V78L91 77L90 78V76H89V78H87V81H88V86L90 87V89L92 88V89H94V88H96L95 87V79L96 78H94V84H92L91 85V83L89 84V82H91V80ZM96 79V80H97ZM104 81H103V80ZM112 79H117L118 81H117V83L119 84V85H121V86H119V88L118 87H115V86H113L114 85V80H112ZM164 79L167 81H164ZM2 80L4 81V82H2ZM8 80H10L9 82H8ZM28 80V81H27ZM107 80H110V81H108L107 82ZM113 81V83H111L112 84V87L110 86H107L108 84H109V82H112ZM146 80H151V79H146ZM145 80V81H146ZM222 81V83H219V82H221ZM262 80V81H261ZM101 81H103V84L101 83ZM191 81H193V82H191ZM219 81V82H218ZM14 82V83H13ZM34 82V83H33ZM35 82H37L36 83V85H35ZM122 82H125V83H123V85H122ZM147 82V81H146ZM158 82H159V84H158ZM165 83V85H164V83ZM175 82V83H174ZM191 82V84H190V86H188L189 85V83ZM197 82H198V84L199 85H196L197 84ZM200 82V83H199ZM212 82V83H211ZM233 82V83H232ZM255 82L257 83V85L255 84ZM263 82V83H262ZM9 83V84H8ZM57 83H59L58 84V86H57ZM82 83V84H83ZM96 83H97V81H96ZM101 83V84H100ZM106 83H108V84H106ZM117 83H115V85L117 84ZM161 83V84H160ZM196 83V84H195ZM201 83H202V85H201ZM207 83H209V84H207ZM221 84V85H219V84ZM5 84V83H4ZM16 84V83H15ZM18 84V83H17ZM78 84V83H77ZM162 84H163V86H162ZM206 84H207V86H206ZM216 84V85H215ZM6 85V84H5ZM83 85H85V84H83ZM83 85H81L82 87H83V89L85 88V86H87V83H86V85L85 86H83ZM98 85V86H97ZM106 86V87H109V88H107V89H105L106 87H103V86ZM110 85V84H109ZM127 85H128V83H127ZM127 85H125V87H127ZM193 85H196V87L195 86H193ZM209 85V86H208ZM39 86H41L40 88H39ZM63 86V87H64ZM74 86H75V84H74ZM73 85H71L70 86V88L72 87H74ZM76 86H78V85H76ZM80 85L78 86L79 88L81 87ZM87 86V88L89 89V87ZM93 86V87H92ZM156 86V87H155ZM161 86V87H160ZM173 86H175V88L173 87ZM178 86H180L181 88H183V89H179L178 91L179 92H181V91H183L185 88V92L187 91V89H188V94H191V91H192V96L190 97L189 95H187V96H189L188 97V99L186 98V96H184V95H186V93L185 92H181L180 94H182V95H178L177 96V99H176V103H175V105H176V107H175V105L173 106V107H171V105H168V104H165L164 103V100H163V98L165 97V96H167L168 95V91H166V90H169V91H172V92H174L175 91V89H177V88H180V87H178ZM191 86H193V87H191ZM221 86V87H220ZM228 86H227V88H228ZM254 86H255V88H254ZM261 89V94H260V91H258V87ZM16 87V88H15ZM38 87V88H37ZM58 87V88H59ZM121 87V88H122ZM125 87H123V88H125ZM163 87V88H162ZM166 87H168V88H166ZM177 87V88H176ZM185 87V88H184ZM189 87H190V89H189ZM205 87V88H204ZM210 87H211V90L208 92L207 91V89H210ZM1 88V87H0ZM26 88V87H25ZM26 88V89H27ZM76 88L77 87H75V88H73V90L72 89H69V90H71V91H69L68 89H66L67 91H69L71 94H73V92L72 91H74V90H76ZM79 88H77V89H79ZM97 88H96V91L98 92V90H97ZM165 88V89H164ZM253 88V89H252ZM2 89V88H1ZM18 89V90H17ZM21 89V90H20ZM47 89H46V91H47ZM60 89H62V88H60ZM65 89V88H64ZM64 89L62 90V92L64 93V92H66V90L64 91ZM89 89V91H87V90H85L84 89V91H83V93L84 94H81L82 93V91H79V90H76V91H79V92H77L78 94H76V92L73 94V98L75 97H77V96H79V95H82V96H86L87 98H89L90 99V97H89V95L88 94H90V96H91V94L93 93L91 90ZM109 89H111V91L109 90ZM144 90V91H141V90ZM158 89V90H157ZM205 89H206V91H205ZM252 89V90H251ZM259 89V90H260ZM8 92V93H6V91ZM29 90V91H30ZM54 90L56 91V92H54ZM80 90H81V88H80ZM108 90V91H107ZM136 90V91H135ZM256 90H257V92H256ZM30 91V92H31ZM33 91V92H34ZM45 91V90H44ZM44 91H42L43 93H44ZM45 91V92H46ZM50 91L52 92L53 91V93H51L50 95H49V93H50ZM96 91H94V93L96 92ZM2 92V93H1ZM12 92V93H11ZM26 92H27V90H26ZM29 92V93H30ZM41 92V95L43 94ZM68 92V93H69ZM85 92H90V93H88L87 95H85L86 93ZM92 92V93H91ZM132 92H133V94H132ZM134 92H136V93H134ZM142 92H144V93H142ZM150 93V94H148V95H150V96H154V95H156L157 97V99L156 100H154L155 99V97L153 98V99H150V98H148L147 97V100L148 101H150L151 102V100H152V102H154L156 105H157V107H159V105H160V107H161V109H160V107H159V109H160V111L161 110H163V112H162V114H164V115H161L160 113L161 112H159V114L158 113H155V112H153L152 111V113L150 112L151 110H148V109H152L153 108V110L155 111L156 110V106H155V109H154V103H152V104H150V106L152 107H150V106H147V100L146 101H144V100H141V99H144L145 98V94L146 93ZM259 92V93H258ZM5 93V94H4ZM28 93V92H27ZM26 93V94H27ZM32 93V92H31ZM30 93V96L32 95ZM34 93V94H35ZM61 94L60 93V95L62 96H64V94ZM80 93V94H79ZM128 93H130L129 95H127V96H125L126 94H128ZM137 93H139L138 94V96H136V94ZM184 93V94H183ZM252 93V94H251ZM255 93V94H254ZM15 94L17 95V96H19V99H20V103L18 102V98L16 97V99H15V101L11 98V97H13V96H15ZM33 94V95H34ZM96 95H97V100L95 99L96 98V95H94L95 96V98L94 97H91V99H90V102H89V99H87L88 101H86L85 102V99H84V102H85V104H87L88 105V103L87 102H89V103H97L99 100L98 99H100V97H99V92L98 93H95ZM134 95V96H132V95ZM144 94V96H142ZM154 94V95H153ZM158 94V95H157ZM164 94V95H163ZM257 94V95H256ZM29 95V94H28ZM27 95V96H28ZM32 95V96H33ZM41 95H39L38 96V98H35L34 99V101L36 100V101H38L39 99L40 100H42L41 102L42 103H45V102H43L44 100L40 97ZM67 96L69 95V97H70V94H66ZM76 95V96H75ZM92 95V96H93ZM114 95H112L110 98H113V96ZM123 95V96H122ZM163 95V96H162ZM248 95V96H247ZM27 96L25 95L24 97H26V98H24L25 100L27 99ZM31 96V97H32ZM45 96H46V94H45ZM47 96V97H48ZM62 96V97H63ZM67 96H65V98L63 99L62 97H60V96H58V98H61V99H58L57 97H56V99H58V101H61L62 99V101H64V100H66V97ZM82 96H79V98H80V101H82L81 99H83L82 98ZM125 96V97H124ZM162 98H161V97ZM202 96V97H201ZM240 96V97H239ZM31 97L30 98H28L27 100H29V99H31ZM42 97H44V95L42 96ZM69 97L67 98V100L69 99ZM71 97V98H72ZM104 98L106 97V96H103ZM103 97H102V100L101 101H103V102H98V103H100V104H95L96 105V108H95V105H94V111L92 110V113L94 112V113H96V111H98L97 113H102V112H99V111H102L103 109H104V107H103V105H101V103H103L104 104V102H105V100H103ZM130 97H133V98H131V99H129V101L132 103H128V102H126L127 100L126 99H128V98H130ZM142 97V98H141ZM144 97V98H143ZM193 97V98H192ZM253 97V98H252ZM14 98V97H13ZM23 98V97H22ZM33 98H34V96H33ZM45 98V97H44ZM49 98H51V97H49ZM74 98V100L73 99H70L71 100V102L73 101V104H75L74 105V108L75 107H77V105H76V101L77 100H79V98L77 97V99H75ZM109 98V99H110ZM208 98V97H207ZM249 98V99H248ZM260 98H261V100H260ZM46 99V98H45ZM106 99V98H105ZM120 99H118V101L120 100ZM146 99V98H145ZM158 99H159V101H158ZM182 99H184L183 101H182ZM191 99V100H190ZM263 99V100H262ZM2 100H4V99H2ZM1 100V101H2ZM16 100H17V102H16ZM24 100V101H25ZM31 100H33V99H31ZM69 100V101H70ZM76 100V101H75ZM95 100V101H94ZM161 100V101H160ZM197 102H196V101ZM203 100V101H204ZM235 100V99H234ZM243 100H244V102H243ZM258 100V101H257ZM14 101V102H13ZM24 101H22L23 103H25ZM35 101V102H36ZM58 101H56V104L58 103H60V102H58ZM61 101V102H62ZM80 101H79V103H80ZM91 101H93V102H91ZM140 101V102H139ZM155 101H157V102H155ZM188 101H190V102H188ZM192 101V102H191ZM241 101V102H240ZM257 101V102H256ZM16 102V103H15ZM30 102V101H29ZM31 102H33V101H31ZM30 102V103H31ZM35 102L33 103V104H35ZM39 102V101H38ZM66 102V103H65ZM64 102V104L63 105H71V107H68V108H70L71 110H73L74 108L72 107V103L70 102V104H68V102L67 101H65ZM121 102V101H120ZM122 102H123V100H122ZM124 102H123V104H124ZM136 102V101H135ZM162 102V103H161ZM174 102H175V99H174ZM180 102H183V103H185L184 105H183V103H180ZM195 102V103H194ZM253 102H254V104H253ZM25 103V104H26ZM63 103V102H62ZM82 103V105H83V102H81ZM80 103V104H81ZM164 103V104H163ZM188 103H189V105L191 106V107H193L194 109H192L191 107H187V105H188ZM191 103V104H190ZM204 103H205V101L203 102V105H204ZM236 103V104H235ZM258 103H260V104H258ZM261 103H262V105H261ZM55 104V105H56ZM57 104V105H58ZM61 104V103H60ZM60 104L58 105V106H60ZM79 104V105H80ZM84 104V105H85ZM121 104V103H120ZM131 104V105H130ZM181 104V105H180ZM192 104H195L194 106L192 105ZM206 104V103H205ZM225 104V105H224ZM228 104V106H226ZM40 105V104H39ZM43 105V104H42ZM53 106V107H56V106ZM78 105V106H79ZM86 105V106H87ZM105 105V104H104ZM107 105V104H106ZM122 105V104H121ZM120 105V106H121ZM168 105V106H167ZM199 105V106H198ZM259 105V106H258ZM30 106V107H31ZM66 106H61L62 108H59V109H62V110H64L63 108H65ZM89 106V105H88ZM91 106V105H90ZM124 106V105H123ZM163 106V107H162ZM169 106H170V108H169ZM180 107V109H179V107ZM183 106L186 108H183ZM226 106V107H225ZM29 107V108H30ZM31 107V108H32ZM35 107V108H34ZM80 107V106H79ZM78 107V110L76 109V110H73V112L75 111H77V112H80V113H83L84 111H85V108H83V107H81V108H79ZM85 107V106H84ZM98 107H102L101 109H97ZM106 107V106H105ZM168 107V108H167ZM30 108V109H31ZM43 108V107H42ZM73 108V109H72ZM90 107H88L86 110H88ZM122 108H125V106L124 107H122ZM173 108V109H172ZM177 108V109H176ZM185 109L186 110V112H185V110H184V112L185 113H187L188 114V112L190 111V110H192V111H190L189 112V114H188V116L190 115V113H191V116L193 117V118H195L197 121H195V123L193 122V120H191L192 119V117H191V119L189 118V117H185L187 114H185L184 112L182 113L183 115H181V116H183V118H185V120H183V122H181L182 121V119L183 118H181V120L179 119L180 118V114L181 113H179V112H181L180 110H182V109ZM187 108H188V112H187ZM229 108V109H228ZM243 108V109H242ZM254 108V109H253ZM26 109V110H25ZM66 109V108H65ZM91 109V108H90ZM88 110V111H86V112H89V111H91V110ZM92 109H93V106H92ZM136 109V110H135ZM168 109L170 110V111H172L173 113H171L170 111H168ZM179 109V110H178ZM35 110V111H34ZM38 110V109H37ZM58 110V109H57ZM123 110V109H122ZM131 110V109H130ZM197 110V111H196ZM201 110H203V107H202V109ZM220 111V112H217V111ZM223 110V111H222ZM234 110V111H233ZM250 110H251V112H250ZM252 110H253V113H252ZM255 110V111H254ZM83 111V112H82ZM133 111H131V112H133ZM157 111H159L158 110V108H157ZM156 111V112H157ZM165 111L167 112V114H168V116H166V113H165ZM175 111V112H174ZM179 111V112H178ZM194 111H196V112H194ZM236 111V112H235ZM241 111V112H240ZM260 111V112H259ZM51 112V111H50ZM86 112H84V113H86ZM194 112V114L192 115V113ZM201 112H203V114H204V116L205 117H203V115H202V113ZM225 112H226V115H225ZM228 112V113H227ZM229 112H231V113H229ZM246 112V113H245ZM255 112V113H254ZM93 113V114H94ZM235 113V114H234ZM243 113V114H242ZM250 113V114H249ZM261 113V114H260ZM38 114H39V112H38ZM47 114H48V111H47ZM92 114V115H93ZM143 114V115H142ZM152 114H154V115H152ZM172 114V115H171ZM179 114V115H178ZM184 114H185V116H184ZM87 115V114H86ZM95 115H97V114H95ZM139 115H141L145 120H143V118L140 120V122H139ZM175 115V116H174ZM194 115H196V116H194ZM252 115V116H251ZM253 115L255 116V119H254V117H253ZM261 115V116H260ZM49 117H50V119H51V114H49L48 115ZM135 116L137 117V118H139L138 120H137V118L135 119ZM148 116H153V117H148ZM159 116H161V117H159ZM174 116V117H173ZM210 118V119H208V117ZM228 116V117H227ZM232 116H233V118H232ZM251 116V117H250ZM49 117H48V120H50L49 119ZM146 117V118H145ZM175 117H177L178 118V120L180 121V123H179V121L177 120V121H175L176 120V118ZM200 117V118H199ZM201 117H203V119L201 118ZM148 118V119H147ZM161 118V119H160ZM169 118V119H168ZM201 120L202 119V122L201 121H198L199 119ZM219 118V119H218ZM220 118H222V119H220ZM230 118V119H229ZM53 119V118H52ZM175 119V120H174ZM186 119H189V120H186ZM194 119V120H195ZM218 119V120H217ZM225 119L227 120V121H230V123H229V127H231L230 129H229V131L228 130H225V131H223V124L224 123H226L227 124V121H225ZM47 120V121H48ZM142 120H143V122H142ZM171 120V122L169 123V121ZM175 122H174V121ZM191 120V123H193L194 124V126H189V125H191L190 124V121ZM204 120L206 121V122H204ZM209 120H210V122H209ZM43 121V120H42ZM45 121V120H44ZM51 121V120H50ZM216 121V122H215ZM52 123H53V121H51ZM117 122H122V121H118V119H117ZM139 122V123H138ZM166 122V123H167ZM185 122H186V124H185ZM187 122H189V123H187ZM204 122V123H203ZM208 122V123H207ZM219 122V123H218ZM224 122V123H223ZM263 122V123H262ZM46 123V122H45ZM50 123V122H49ZM49 123L47 124V125H49ZM165 123V124H166ZM182 123H184V125L185 126H187V128L189 127V130H192V128L194 127V128H196L195 129V132H193L194 134H195V138L197 137V140H195V141H192V139L194 138L193 136V133L191 132H188V129L187 128H185L184 129V125L182 124ZM222 123V124H221ZM240 123V124H239ZM257 123V124H256ZM136 124V125H137ZM156 125V127H155V125ZM172 124H171V126H172ZM189 124V125H188ZM192 124V125H193ZM201 124V126H199ZM210 124V125H209ZM215 124V125H214ZM233 124V125H232ZM151 125V126H152ZM158 125V126H157ZM159 125H160V127H159ZM167 125V124H166ZM167 125V126H168ZM182 125H183V128H182ZM217 125V126H216ZM254 125V126H253ZM26 126V127H25ZM140 126V125H139ZM215 126V127H214ZM243 126V127H242ZM249 126V127H248ZM252 126V127H251ZM236 127H238V128H236ZM247 127V128H246ZM258 127V128H257ZM262 127V128H261ZM49 128V127H48ZM194 128H193V130L192 131H194ZM218 128H220V129H218ZM233 128V129H232ZM243 128V129H242ZM250 128H251V130H250ZM51 129V128H50ZM157 129V130H156ZM180 129H181V131H180ZM184 129V130H183ZM206 129V130H205ZM222 129V130H221ZM235 129L237 130V131H235ZM259 129V130H258ZM261 129H263L262 131H261ZM158 130H160L159 132H158ZM171 130H169V132H172ZM186 130V131H185ZM211 132H210V131ZM256 130H257V132H256ZM150 131H151V133H152V135H148V133H150ZM154 131H155V133H154ZM157 131V132H156ZM201 133L200 135L198 134L199 132ZM203 133H202V132ZM209 131V133L211 134L212 133V131H214L216 134L215 135H217L218 136V134H219V136H221V138L220 137H218V138H220V139H223L222 141H223V143H222V145H223V147H221V145H219L220 144V141L217 139V137L215 138V136H214V134L212 135L213 137L211 138V136H210V138H211V141H207L208 139L206 138V137H208V135H210V134H206V132H208ZM218 131H220V132H218ZM241 131V132H240ZM255 131V132H254ZM185 132V133H184ZM189 133V135L191 134V136L193 137L192 139H190V136H189V138L188 137H186V136H188V133ZM224 132H226V133H224ZM246 132V133H245ZM253 132V133H252ZM158 133V134H157ZM181 133H184L183 135H181ZM230 133H231V135H230ZM243 133H245V134H243ZM180 134V135H179ZM204 134V135H203ZM221 134V135H220ZM225 134V135H224ZM235 134H236V136H235ZM254 134V135H253ZM155 137H154V136ZM186 135V136H185ZM203 135V136H202ZM256 135V136H255ZM263 135V136H262ZM183 136H185V138L183 139ZM226 136V137H225ZM231 136H234V137H231ZM242 136V137H241ZM246 136H248L247 138H246ZM150 137H152V138H150ZM203 139H202V138ZM224 137H225V139H224ZM236 137H238V138H240V139H237ZM243 137H245L244 139L245 140H243ZM256 137V138H255ZM261 137H263V142L262 141H260L259 142V140L261 139ZM167 138H169L171 141H170V143L167 141ZM207 139L206 141L204 140V139ZM237 139L236 140V142H235V139ZM250 138H251V140H250ZM15 139H17L19 142H18V148H16V147H13V146H15L14 144H13V142H14V140ZM148 139H150V140H148ZM178 139V138H177ZM231 139V140H230ZM247 139H249V140H247ZM252 139H254L253 141H252ZM12 140H13V142H12ZM56 140V139H55ZM147 140H148V142H147ZM165 140H166V142H165ZM194 140V139H193ZM204 140V141H203ZM210 140V139H209ZM234 140V141H233ZM242 140H243V142H242ZM248 141V143H249V145H246L247 144V141ZM140 141H141V139H140ZM232 141V142H231ZM257 143H256V142ZM63 143H64V141H62ZM153 142H155V143H153ZM168 142V143H167ZM216 142H219V144L217 145V143ZM235 142V143H234ZM238 142V143H237ZM253 142V143H252ZM262 142V143H261ZM151 143H153V144H151ZM165 143V144H164ZM234 143V144H233ZM244 143V144H243ZM165 145V147H164V145ZM172 145V148H170V151L168 150L169 149V147L168 148H166L167 147V145L169 146V145ZM198 144V145H197ZM200 144V145H199ZM252 144V145H251ZM258 144H259V146H258ZM261 144H262V146H261ZM142 145V146H141ZM148 145H150V146H148ZM159 145H161V146H159ZM163 145V146H162ZM177 145H179V146H177ZM227 145V146H226ZM244 145V146H243ZM58 147H60L59 145H57ZM150 147L151 148V150H150V148H148V147ZM157 146V147H156ZM194 146V147H193ZM237 146V147H236ZM239 146V147H238ZM256 146V147H255ZM258 146V147H257ZM10 147V148H9ZM155 147V148H154ZM180 148V149H178V148ZM207 147V148H206ZM210 147V148H209ZM222 149H221V148ZM247 147V148H246ZM261 149H260V148ZM263 147V148H262ZM142 148V149H143ZM147 148H148V150H147ZM195 148H197V150H198V152L197 151H195L194 152V149ZM218 148H219V150H218ZM245 148V149H244ZM257 148V149H256ZM156 149V150H155ZM160 151H159V150ZM162 149V150H161ZM188 150V151H186V152H188V153H185V150ZM191 149V152L189 151ZM193 149V150H192ZM201 149H209V150H207V151H201ZM225 149V150H224ZM226 149H227V154H224V153H226ZM234 149V150H233ZM242 149V150H241ZM259 149H260V151H259ZM50 150H52V151H50ZM140 150V151H139ZM172 150H175V151H172ZM181 150V151H180ZM222 150V151H221ZM250 150H252V151H250ZM57 151H59V152H57ZM146 151H148V152H146ZM172 151V152H171ZM220 151V152H219ZM251 152L250 154H249V152ZM138 152H142L143 154L146 152V154H142V153H139L138 155L136 154V153H138ZM153 152V151H152ZM171 152V153H170ZM175 152L176 153H179L181 156H182V154L181 153H185V154H183V156L182 157H180L179 156V154H178V156L175 154ZM219 154H218V153ZM237 154H236V153ZM248 152V153H247ZM252 152H254V154L252 153ZM172 153H174V155L172 154ZM196 153V154H195ZM214 153V154H213ZM195 154V155H194ZM200 154V155H199ZM230 154V155H229ZM232 154V155H231ZM259 156H258V155ZM132 155V154H131ZM133 155V156H134ZM171 155H172V158H173V156L175 157V155H176V157H180V159L181 160H179L178 158V160L179 161H177L178 163H175V162H173V164H171V165H169L170 164V160H169V162L168 161H166V160H168L170 157H171ZM196 155H198V156H196ZM210 155V156H209ZM240 155V157H238V156ZM243 155V156H242ZM255 155H257L256 157H255ZM262 155V156H261ZM128 156V153L126 154V156L125 157H127ZM160 156V157H159ZM162 156V157H161ZM170 156V157H169ZM211 156H213V157H211ZM235 157V159H236V161H234L235 159H234V157ZM250 156V157H249ZM252 156V157H251ZM261 156V157H260ZM169 157V158H168ZM186 157V158H185ZM198 157V158H197ZM199 157H201V159H202V161L199 159ZM208 157V158H207ZM218 159H216V158ZM238 157V158H237ZM242 157H244V158H242ZM165 158H168V159H165ZM189 160H188V159ZM191 158H194V159H191ZM206 158V159H205ZM209 158H210V160H209ZM215 158V159H214ZM228 158H230L229 159V161H227L228 160ZM240 158V159H239ZM241 158H242V161H241ZM249 158V159H248ZM251 158V159H250ZM253 158V159H252ZM255 158V159H254ZM259 158H261V159H259ZM115 159V160H114ZM126 159V158H125ZM131 159V160H130ZM142 159H144L145 160V157L144 158H142ZM176 159V158H175ZM176 159V160H177ZM187 159V160H186ZM208 159V160H207ZM225 159V160H224ZM234 159V160H233ZM246 159H248V160H246ZM258 159V160H257ZM130 160V161H129ZM174 160V158L172 159V161ZM175 160V161H176ZM183 160V164H184V166L182 165V163H181V161ZM184 160H186V162L184 161ZM200 160V161H199ZM207 160V161H206ZM216 162H215V161ZM223 160H224V163H225V165H224V163H223ZM242 162V163H240V161ZM255 161V162H252V161ZM62 161L64 162L65 160L64 159H62ZM114 161L116 162L115 163V168H113L112 167V165H113V163H114ZM135 161V162H134ZM142 161V160H141ZM151 161H154L155 163H152ZM163 161H166V162H168L169 164H167V163H164ZM193 161V162H192ZM196 163H200L199 164V166L202 164V166H197L198 164H195V162ZM207 163H206V162ZM234 161V163H232ZM243 161H244V163H243ZM251 161V162H250ZM191 162V163H190ZM209 162V163H208ZM212 162V163H211ZM217 162H219V163H221V164H219V163H217ZM235 162L237 163V164H235ZM248 162V163H247ZM88 164L87 166H85L84 164ZM147 163V164H146ZM148 163H150V164H148ZM163 163V164H162ZM181 163V164H180ZM187 163V164H186ZM188 163H190V164H188ZM192 163H193V165H192ZM215 163V164H214ZM238 163H240L239 165H238ZM263 163V164H262ZM164 164H166V165H164ZM207 164V165H206ZM248 164H250V165H248ZM253 164H256V165H254V167L252 166ZM258 164H260V165H258ZM117 165V166H116ZM132 165V166H131ZM146 165V166H145ZM159 165V166H160ZM173 165H175V168L177 169L179 166H180V168L183 166V171H184V173L183 174H186V176L185 175H179L180 177H186L185 179H183V178H180L179 176H178V173H179V170L178 171H175V169H174V167H173ZM179 165V166H178ZM190 165V166H189ZM215 165H217V167L215 166ZM221 167V168H223V169H221L219 166ZM231 165H233V166H235L237 169L235 170V167H233V166H231ZM243 165V166H242ZM246 165V166H245ZM248 165V166H247ZM45 166V170L43 169V167ZM155 167L156 166H158V163L156 164V165H154ZM178 166V167H177ZM189 166V167H188ZM208 166V167H207ZM230 166H231V168H230ZM256 166H257V168H256ZM95 168V170H96V175H94L95 176V182L93 183V184H95L96 183V185H97V182H100L99 184H101V183H104V184H102L103 185V187L102 188H105L106 189V184H105V182L106 181H109L110 179H111V177H112V174L114 173L115 175H116V173L115 172H117V175H116V178H117V176H119L118 175V173H120L122 170H124V171H126V172H124V171H122V173H124L125 175V177L124 176H122L121 174H120V179L122 178V180H121V183L122 182H125V184H127V185H129L128 186V188H127V185H126V188L128 189L127 191L128 192H130L129 191V189H131V188H134V189H137V191L139 190L140 192H143V190H144V192L145 191H147V190H151V187H152V183L155 181H157V179H160V177H158L157 178V174H159V173H161L162 175H165L164 176V178H171L170 177V175H172V174H169V175H167L168 173H166V172H168L167 170H168V167L173 171V172H177V174L176 173H174V175H172V176H174V178L172 179L174 182L175 181H180V179H181V181H183V182H177V183H174V184H176V185H174L173 183H172V185H174V186H179L180 185V189H178V190H180L181 191V193H182V195H181V193H180V191H178L176 188H179V187H174V186H172L171 184H169V183H171V182H168L169 180H171V179H169L165 184H163L164 183V178L162 179L163 180V183L162 182H160V183H158L157 185H159V184H162V185H159V186H161V187H158L157 185H156V187H158V189H160V190H158V191H156V189L157 188H155V184L156 183H154V187L152 188V189H155V190H153V192H155V194L152 192V190H151V192L152 193H150V192H148L147 191V193H146V195H145V193L143 192V193H141L140 195V197H139V193L140 192H138V194H137V191L136 190H133L134 192L136 191V193L135 194H133L132 193V191H131V194H129L128 192V195L130 196V197H132L133 195H136V197L138 198V202L136 201V203H137V205L139 204V201H140V199L142 200V198L144 199L147 195H150V196H148V199H146V207L147 208H144V203H145V200H144V202H142L141 201V205H143V208H144V210H143V208H142V210L144 211L143 213H142V210L139 208L141 205H138V209L135 207V206H137V205H135V204H133L134 202H135V200H137V198L136 199H133L135 196H133V200L132 201H134L133 203L131 202V205L133 206V205H135V206H133V207H135L136 209L135 210H133V209H130L131 211L133 210V212H128V210H129V207H131V205L130 206H128V205H126V206H128L126 209H128L125 213H127V216H128V214L132 217H134L135 218V213H134V211L136 212L137 210H138V213L136 212V214H139L143 219H145V222H146V220L148 221V220H152L153 218H154V216H152L151 217V215H153V214H156V212L157 211H159L160 213H163L164 212V214H165V212H168L169 213V215H168V217H167V215H166V217L165 216H162V219H160V215H162V214H156V216L158 215L159 216V220H158V216L156 217L157 219H155V220H153V221H151L152 222V224H150V225H154V226H150V225H146L145 224V227H144V224L142 225V223L140 222V221H142L143 223H144V220H142V218L140 219V216L138 217L139 218V222L138 221H136L135 222V220H134V228L133 227H128V224H131L132 225V223H130V222H128V220L127 219H130V218H128L127 216H125V218H126V220H127V222H125V218H124V216H121L120 214H123V210H122V206H125L124 205V203H122L123 201H124V199L122 198L121 200H123V201H121V200H119L120 198V196H122L123 195V197H125L124 195L125 194H120L119 195V199H118V201L119 202H116V203H122V204H120V206H121V208H120V206L119 207H116V208H114L115 210H112V212H114V211H117L116 209H121L123 212H121V210H120V214H117V213H114V214H112L111 213V215H115V216H117V215H120L119 217H123L122 218V220H123V222H125V224H126V226H127V232L129 231V229H132L133 231H134V234H136L137 233V235L139 236V235H144V234H146L145 236L147 237V238H145V236L144 237H142V239H144V240H141L140 242H138L137 241V238L135 237V235L134 234H132V232L131 231H129V235L130 234H132L133 236H130V237H128V239L130 238V240H131V238H136L135 239V242H136V245H135V243H132L131 241H129V243L131 242L132 243V245L134 244V246H136L137 247V249H138V251H140V247H141V245L143 246V247H145V248H148V249H146L147 250V252L146 251H143V249H142V251L140 252V253H137V254H135L136 252H135V247L134 246H131V244L130 245H128L127 244V246H125L126 247V250H125V252L126 251H128V249H127V247L129 246V251L131 250L130 248L132 247H134V251L132 252V251H130V254L128 253V252H126L127 253V255L126 256H128V254H129V257H124L123 259H121L122 260V262L120 261V259L118 260V262H115V260H113V257H112V254H114V253H112L111 251H112V249H113V244H114V241H116V240H114L113 239V237L115 236V235H117V232L115 233V231L113 230V228L115 227L114 225H116V224H114L113 225V223L111 222V220H109V219H111L110 217H112V216H109L110 214L109 213H107V207H109V209L111 210V208H112V206H118V204H114L113 205V203L114 202H112V203H110V199L109 200H107L106 198H107V196L106 195H108L107 193H106V195H103V198L106 200H103V201H105V202H108V203H110V205H111V207H110V205H108L107 206V204L108 203H103V204H97L98 202H100L101 203V200H99L98 199V202H97V200H96V196L94 197V195L92 196V198H90L91 197V195L89 194V198L88 197H86L87 196V194L85 195V197H80L79 195H78V193H79V191H82V190H84V191H89V192H91L90 190H91V187H95L96 185H93V186H91V185H89L87 182H85L84 180H82V179H80V180H78L77 182H73V180H75L77 177L76 176H74L73 175V173L74 172H76V173H79L80 175H83V174H85V173H88V171H89V169L90 168ZM135 167V166H134ZM138 167V168H137ZM155 167L153 168L152 167V170L153 169H155ZM165 167H167V170L165 169ZM193 167V168H192ZM195 167H198L197 168V170L200 172V174H198L199 172H197V171H195L196 169H195ZM203 167V168H202ZM206 167V168H205ZM220 169H219V168ZM227 167V168H226ZM240 167H241V169H240ZM262 167V168H261ZM111 168H113V170L111 171ZM120 168H124V169H121L120 170ZM142 168H145V171H144V169H142ZM189 170H188V169ZM191 168V169H190ZM205 168V169H204ZM243 168V169H242ZM247 168V170H245ZM261 168V169H260ZM136 169H138V170H136ZM164 169H165V171H164ZM169 169V170H170ZM192 169H193V173H194V171H195V173L193 174L192 173ZM207 169V170H206ZM215 169H217V170H215ZM233 169V170H232ZM240 169V170H239ZM254 169H255V171H254ZM260 169V171H258ZM263 169V170H262ZM141 170H143L142 172H140ZM185 170H187V172H185ZM242 170V171H241ZM257 170V171H256ZM46 171V172H45ZM172 171H169V173H171ZM191 173H190V172ZM207 171V172H206ZM215 173H214V172ZM217 171V172H216ZM220 171H224V172H221V174L219 173ZM234 171H236V172H234ZM245 171L247 172L246 174H245ZM252 171V172H251ZM144 172H145V174H144ZM172 172V173H173ZM180 172H182V171H180ZM211 172H213V173H211ZM231 172V173H230ZM240 173V176H239V173ZM256 174H255V173ZM258 172V173H257ZM112 173V174H111ZM142 173L143 175H141V180H139L138 178L140 177V174ZM166 173V174H165ZM208 173V174H207ZM236 173V174H235ZM238 173V174H237ZM249 173H251V174H249ZM262 173V175H260ZM51 174L53 175V177H51V181L49 182V183H47L46 182V177H49V176H51ZM113 174V175H114ZM148 174H152L151 176H153V175H155V177L153 178H151V176H147ZM180 178L179 180H178V178L176 177V179H175V176L176 175ZM182 174V173H181ZM188 174V175H187ZM191 174V175H190ZM192 174H193V176H192ZM213 174H216V175H214V176H212ZM137 175H139V177H137ZM160 175V174H159ZM158 175V176H159ZM169 176V177H167V176ZM190 175V176H189ZM218 175V176H217ZM253 175V176H252ZM259 175V176H258ZM210 176V177H209ZM223 176V177H222ZM237 176L239 177L238 179H240L241 178V176L244 178H241L239 181H238V179H237ZM250 176V177H249ZM263 176V178H261ZM135 177H137L136 179H138L139 180V182L137 181L136 183L134 182V180H135ZM146 177V178H145ZM147 177H150L151 179L150 180H152V181H150V180H148V178ZM192 180H190L189 178ZM214 177H216V178H214ZM221 177H222V179H221ZM246 177H247V179H246ZM253 177V178H252ZM75 178V179H74ZM131 178H133V180L132 181H130L131 180ZM143 178H144V181H148V183H150V182H152L151 184V186L150 187H146V186H140V185H142V183H143ZM157 178V179H156ZM203 178V179H202ZM205 178V179H204ZM211 178V179H210ZM214 178V179H213ZM218 178V179H217ZM219 178H220V180H221V182H220V180H219ZM225 178V179H224ZM231 178H233V179H231ZM249 178V179H248ZM256 178V179H255ZM259 179V182H258V179ZM154 179H156V180H154ZM186 179H187V181H186ZM190 180V183H189V180ZM195 179H198L197 181H196V183H195ZM200 179V180H199ZM202 179V180H201ZM207 179H209V180H207ZM235 179V180H234ZM237 179V180H236ZM251 179V180H250ZM119 180V179H118ZM154 180V181H153ZM167 180V179H166ZM204 180V181H203ZM206 180V181H205ZM225 180V181H224ZM243 180V181H242ZM253 180V181H252ZM120 181V180H119ZM129 181V182H128ZM141 181V182H140ZM158 181H161V179L160 180H158ZM157 181V182H158ZM211 181H212V183H214V184H212L211 183ZM219 181V182H218ZM224 181V182H223ZM128 182V183H127ZM200 182V183H199ZM223 182V183H222ZM229 184H228V183ZM233 182V183H232ZM235 182V183H234ZM247 182H250V183H247ZM118 183V182H117ZM117 183L115 184V185H117ZM120 183V182H119ZM134 183V184H133ZM137 183H140V185H137ZM147 183V184H148ZM185 183H187V184H185ZM199 183V184H198ZM221 183V184H220ZM237 183V184H236ZM112 184H113V182H112ZM143 184H145L146 185V183L144 182ZM167 184H168V186H167ZM177 184H179V185H177ZM186 185V186H181V185ZM199 185V186H197V189L195 188V186L196 185ZM220 186H219V185ZM249 186H248V185ZM257 184H258V186H257ZM114 185V184H113ZM164 185L166 186L165 188L167 189V187H168V191H169V189L171 190V191H166V189L165 188H163L164 187ZM172 186L174 189H176V191H177V193H179V194H173L172 192L174 191V189H171V188H169L170 186ZM193 185H194V187H193ZM204 185H206L205 186V189H204ZM222 185H226V187L225 186H222ZM231 185V186H230ZM236 185V186H235ZM245 185V186H244ZM99 186V185H98ZM131 186H135V187H131ZM148 186V185H147ZM202 186V187H201ZM233 186V187H232ZM241 186H243V187H241ZM101 187V186H100ZM116 187V186H115ZM130 187V188H129ZM143 187V188H142ZM183 187V188H182ZM184 187H188L187 188V190H186V188H184ZM213 187H215V188H213ZM235 187V188H234ZM245 187H248V188H245ZM257 187V188H256ZM89 188H90V190H89ZM102 188H100V189H102ZM142 190H140V189ZM202 188V189H201ZM212 189V190H210V189ZM220 188V192H219V190L217 191L216 189H219ZM221 188H223V189H221ZM228 188H230V189H228ZM237 188H239L238 190H240V192L237 190ZM263 188V189H262ZM104 189V190H105ZM116 190H117V188H115ZM163 189H165V190H163ZM181 189H185V190H181ZM194 189H196V190H194ZM204 189V190H203ZM215 189V190H214ZM225 189H227V190H225ZM247 189H249L248 191H247ZM257 189V190H256ZM104 190L102 189V192L104 193ZM165 191L166 192V194H168L169 193V196H172V197H168L167 195V199L165 200L166 202H164V204L165 205H163L164 207L166 206V204H167V207H165V209H164V207L163 206H160L159 207V204L160 205H162V203H160L161 201L160 200H158L156 197H158L159 195H162V197H158L159 199L160 198H164L165 196H164V193L165 192H163V191ZM193 192H192V191ZM198 190V191H197ZM226 192H225V191ZM238 191V192H235V191ZM244 191V193L243 192H241V191ZM245 190H246V192H245ZM251 190V191H250ZM257 192H256V191ZM101 191V190H100ZM195 191V192H194ZM224 191V192H223ZM255 191V192H254ZM260 191V192H259ZM158 192L159 193H162V194H158ZM175 192V191H174ZM198 192V195H199V197H197V194H195V193H197ZM228 192V193H227ZM251 192V193H250ZM253 192H254V194H253ZM102 193V194H103ZM157 193V194H156ZM170 193H172V195H170ZM176 193V192H175ZM194 193V194H193ZM200 193H202V195L200 194ZM223 193V194H222ZM229 193H231L230 195H229ZM237 193H239V194H237ZM248 193H249V195L250 196H248ZM258 193V194H257ZM133 194V195H132ZM152 194L154 195V196H156V197H153L152 196ZM215 194H218V196L217 195H215ZM219 194L221 195V197H219ZM241 194H242V196H241ZM244 194V195H243ZM247 194V195H246ZM253 194V195H252ZM263 194V195H262ZM174 195H175V198H174ZM195 195V196H194ZM205 195H206V198H205ZM210 195H212V196H210ZM215 195V196H214ZM225 195V196H224ZM234 195H235V197H234ZM237 195V196H236ZM102 196V195H101ZM104 196H106V198L104 197ZM128 196V197H129ZM142 196H145V197H142ZM153 198H152V197ZM164 196V197H163ZM181 196L183 197V196H185V197H183V198H188V197H190V198H188V201H186V199L185 200H183V198H181ZM188 196V197H187ZM194 196V197H193ZM201 196V197H200ZM227 196V197H226ZM248 196V197H247ZM252 196V197H251ZM258 196V197H257ZM109 197V196H108ZM127 197V198H128ZM129 197V198H130ZM150 197H151V199H153V200H155V202H158L157 204H158V206H157V208L156 207H154V206H156V203L154 204V202H153V200H152V203L150 204V205H148L147 203L148 202H151V200H150ZM177 197H178V199H177ZM192 197H193V199H192ZM197 197V199L198 200H196V199H194V198H196ZM207 197H209L208 199H207ZM211 197V198H210ZM223 197V198H222ZM225 197H226V199H225ZM230 197V198H229ZM231 197H234V199L232 198L231 199ZM241 199H240V198ZM249 197H250V199H249ZM260 197V198H259ZM263 197V198H262ZM154 198H156V199H154ZM171 198V199H170ZM180 198V199H179ZM200 198H203V199H200ZM220 199V200H218V199ZM238 198L240 199L239 201H237L238 200ZM248 200H247V199ZM85 199H88V201L89 202H87V204H88V206L90 205V207H88V206H86V202H85ZM169 199V200H168ZM173 199H175V201H173ZM189 199H190V201H189ZM192 199V200H191ZM199 199H200V201H199ZM205 199V200H204ZM206 199H207V201H206ZM215 199V200H214ZM218 201H217V200ZM131 200V199H130ZM148 200V201H147ZM156 200H158V201H156ZM164 200V199H163ZM172 200V201H171ZM181 200V201H180ZM183 200V201H182ZM193 200L195 201L194 203H193ZM211 200H212V202H211ZM250 200V201H249ZM253 200V201H252ZM256 200V201H255ZM259 200V201H258ZM167 201H170L171 203H169V202H167ZM180 203H178V202ZM209 201H210V203H211V206H210V203H209ZM213 201L215 202L214 204H212L213 203ZM222 201H224V202H222ZM236 201V202H235ZM241 201V202H240ZM95 202H96V205H95ZM125 202V201H124ZM174 202V203H173ZM200 202V203H199ZM204 202H206V203H204ZM243 202L244 203H246V205L245 204H243ZM255 202H256V204H255ZM143 203V204H142ZM170 205H169V204ZM183 203H185V204H183ZM190 203H192L193 204V207L191 208L190 206H192V204H190ZM199 205H198V204ZM202 203V204H201ZM204 203V204H203ZM225 203V204H224ZM240 203V204H239ZM125 204H126V202H125ZM154 204V205H153ZM173 204H174V206H173ZM187 204V205H186ZM229 204V205H228ZM250 204V205H249ZM98 205H100V207L103 205H105V206H107V207H104V208H106V210L104 209L103 211H105V214H109L107 217L109 218V219H107V217H106V215L103 217V215H104V212L100 215V213L98 214V213H96V210H98V212L100 211V209H102V208H100V209H96L97 207H98ZM151 205L153 206L152 208H153V213H152V211H151V213L150 212H147V210H145V209H148V211H150L152 208H151ZM173 207H172V206ZM178 205V206H177ZM186 206V208H185V206ZM206 205V206H205ZM208 205H209V207H211V208H208ZM212 205H214V207L212 206ZM216 205V206H215ZM220 205V206H219ZM221 205H224L223 207L221 206ZM235 205V206H234ZM243 205V206H242ZM257 205V206H256ZM182 206V207H181ZM148 207H150V208H148ZM158 207L159 208H161V209H159L158 210ZM162 207H163V209L164 210H162ZM178 207H180V209L178 208ZM190 207V208H189ZM194 207H196V208H194ZM203 207H205V208H203ZM217 207H219V208H217ZM220 207H222V208H220ZM227 207V208H226ZM231 207V208H230ZM233 207H234V209H233ZM262 207V209H260ZM182 208V209H181ZM188 208V209H187ZM201 210V212H200V210ZM207 208H208V210H207ZM213 208V209H212ZM216 208H217V210H216ZM224 208V209H223ZM237 208V209H236ZM155 209H157V210H155ZM168 209L170 210L171 209V211H168ZM176 209H177V211H176ZM179 209V210H178ZM195 209V210H194ZM210 209H212V210H210ZM220 209V210H219ZM229 211H228V210ZM236 209V210H235ZM258 209H260V210H258ZM154 210H155V213H154ZM181 210V211H180ZM184 212H183V211ZM197 210V211H196ZM203 210L205 211V213L203 212ZM214 210H216V211H214ZM234 210V211H233ZM257 212H256V211ZM102 211V210H101ZM100 211V212H101ZM147 213H146V212ZM163 211V212H162ZM180 211V212H179ZM206 211H207V213H206ZM220 211V212H219ZM231 211V212H230ZM253 211V212H252ZM261 211V212H260ZM110 212V211H109ZM158 212V213H159ZM173 212L174 213H176V214H173ZM203 212V213H202ZM256 212V213H255ZM260 212V213H259ZM131 213H134V214H132L131 215ZM145 213V214H144ZM179 214V217L177 216L178 214ZM181 213H183V216H182V214ZM185 213V214H184ZM222 213V214H221ZM234 213H235V215H234ZM262 213V214H261ZM98 216H97V215ZM117 214V215H116ZM148 214V215H147ZM151 214V215H150ZM204 215V216H202L201 218H200V216L201 215ZM238 214V215H237ZM244 214V215H243ZM258 214V215H257ZM93 215L95 216V218H103V221L105 222V228L102 230V231H100V229L99 230H97L96 228H95V226H94V224L92 223V222H94L93 221ZM126 215V214H125ZM135 215V216H134ZM170 215H172V216H170ZM175 215V216H174ZM218 215V216H217ZM221 215V216H220ZM226 215H228V217H230V218H228ZM230 215V216H229ZM233 215V216H232ZM237 215V216H236ZM256 215V216H255ZM147 216H150V218H146ZM180 216H181V218H180ZM214 216V217H213ZM236 218H235V217ZM114 217V216H113ZM197 217V218H196ZM220 217V218H219ZM228 219H227V218ZM94 218V219H95ZM136 218H137V216H136ZM173 220H172V219ZM176 218H178V219H176ZM214 218V219H213ZM225 218V219H224ZM232 218V219H231ZM234 218V219H233ZM163 219H167V221H165L167 224H168V219L170 220L171 219V221H169V224H168V226H169V228L167 227V225H166V223L165 222H163ZM176 219V220H175ZM198 219V220H197ZM211 219H213V220H211ZM217 219V220H216ZM229 219H231V220H229ZM259 219V221H257ZM89 220H91V221H89ZM138 220V219H137ZM160 222L161 220V222H163L165 225H166V227H165V225L163 224V223H159L158 221ZM185 220V221H184ZM201 220V221H200ZM204 220H206V221H204ZM209 222H208V221ZM216 220V221H215ZM222 220V221H221ZM225 220V221H224ZM229 220V221H228ZM235 220V221H234ZM254 220V221H253ZM72 221V222H71ZM91 222L90 224H88L87 225V222ZM173 221V222H172ZM183 221V222H182ZM214 221V222H213ZM221 221V222H220ZM138 222V223H137ZM148 222H150V221H148ZM157 222V223H156ZM180 222V223H179ZM188 222V223H187ZM225 222H228V223H225ZM233 224H232V223ZM236 222V223H235ZM252 222V223H251ZM254 222H257V223H254ZM98 223L100 224V221H98ZM154 223V224H153ZM155 223L156 224H158L159 223V226H157L156 225V227L158 228V227H161L162 226V224H163V226H162V228L163 229H165L167 232V234H168V232L170 231H172L171 232V234H173V235H171V234H166L165 235V233H164V231H163V235L161 236L160 235V231L161 230H163L162 228H160V229H157V230H159V231H157L156 232V230L155 229H153L152 230V228L154 227L155 228ZM178 223V224H177ZM185 223L187 224V225H185ZM195 223H196V225H195ZM198 223V224H197ZM204 223V224H203ZM205 223H206V225H205ZM210 223H212V224H210ZM220 223V224H219ZM230 223V224H229ZM161 224V225H160ZM177 224V225H176ZM179 224H180V226H179ZM182 224H184V226L182 225ZM209 224H210V226H209ZM223 224V225H222ZM230 225V226H228V225ZM240 224V225H239ZM259 224V225H258ZM203 225V226H202ZM212 225H213V227H212ZM224 225H226V226H224ZM233 225V226H232ZM235 225V226H234ZM249 225V226H248ZM253 225V226H252ZM146 226H150V228H151V233H152V236H153V233L156 235L157 233L159 234H157L156 235V237L155 238H157L156 240H157V242L154 240L155 238H154V236H153V238L154 239H150V238H152V236H151V234L150 233H148V232H150V228H146ZM171 226H173V227H177V226H179L178 227V229H175V228H171ZM183 226V227H182ZM197 226H199V227H197ZM208 226V227H207ZM216 226V227H215ZM228 226V227H227ZM236 226H237V228H236ZM242 226V227H241ZM251 226V227H250ZM211 227V228H210ZM227 227V228H226ZM233 227V228H232ZM137 228H138V230H139V228H140V231L142 232H144L143 234H139L140 233V231H138L137 230ZM169 230H168V229ZM193 228V229H192ZM194 228H196V229H194ZM206 228V229H205ZM235 228V229H234ZM245 228V229H244ZM107 229V230H106ZM148 230V232H147V230ZM183 231H182V230ZM203 229V230H202ZM211 229V230H210ZM232 229H233V231H235V232H233L232 231ZM238 229H240L239 231H238ZM242 229V230H241ZM136 230L139 232H136ZM230 230H231V232H230ZM246 230V231H245ZM249 230V231H248ZM254 230V231H253ZM106 231H114L113 232V234L114 235H111L110 233H105ZM191 233H190V232ZM195 231V232H194ZM242 231V232H241ZM244 231V232H243ZM248 231V232H247ZM156 232V233H155ZM169 232V233H170ZM182 232V233H181ZM196 233V235L194 234V233ZM207 232V233H206ZM213 232V233H212ZM215 232V233H214ZM252 234H251V233ZM258 232V233H257ZM177 233V234H176ZM199 235H198V234ZM205 233L207 234V235H205ZM220 233V234H219ZM231 233V234H230ZM242 233V234H241ZM254 233V234H253ZM161 234H162V232H161ZM179 234V235H178ZM194 234V235H193ZM201 234H203V235H201ZM212 234V235H211ZM241 234V235H240ZM167 236L166 237V239H164V237L165 236ZM183 235V236H182ZM193 235V236H192ZM224 235V236H223ZM227 235V236H226ZM247 237H246V236ZM171 238H170V237ZM186 238H185V237ZM197 236H198V238H197ZM212 236V237H211ZM243 236V237H242ZM245 236V237H244ZM116 237V236H115ZM173 237V238H172ZM197 239H196V238ZM214 237V238H213ZM220 237V238H219ZM252 237V238H251ZM58 238V241H56V239ZM93 238H95V239H93ZM185 238V239H184ZM200 238H201V240H200ZM210 238V239H209ZM222 238V239H221ZM122 239V238H121ZM139 240L141 239L140 237L138 238ZM148 239H150V240H148ZM169 239V240H168ZM176 239V240H175ZM212 239V240H211ZM245 239V240H244ZM99 241V242H96V241ZM119 240V239H118ZM132 240H134V239H132ZM171 240V241H170ZM184 240H186V241H184ZM195 240V241H194ZM199 240V241H198ZM251 240V241H250ZM46 241H48L49 243L47 244L46 243ZM164 241L165 242H171V244L170 243H166V245H167V248H166V246L164 245ZM176 241H177V243H176ZM181 243H180V242ZM188 241H190V243L188 242ZM217 241V242H216ZM219 241V242H218ZM263 241V242H262ZM134 242V241H133ZM145 242V243H144ZM152 242V243H151ZM160 242H163V243H161V246H160V244H159V246H158V243H160ZM176 244H175V243ZM188 242V243H187ZM193 242V243H192ZM196 242V243H195ZM204 242V243H203ZM207 242V243H206ZM211 242V243H210ZM116 243V242H115ZM138 243H139V245H138ZM140 243H142V244H140ZM148 243H150V245L151 244H155V245H151V247L150 246H148L147 244ZM180 245H179V244ZM219 243V244H218ZM222 243V244H221ZM229 243V244H228ZM143 244H145V245H143ZM178 244V245H177ZM181 244H182V246H181ZM195 244V245H194ZM206 244H208V245H206ZM164 245V246H163ZM185 247H184V246ZM186 245H187V247L189 248V249H191V250H189L188 248H186ZM197 245V246H196ZM216 245V246H215ZM219 245V246H218ZM224 245V246H223ZM131 246V247H130ZM173 246H174V248H173ZM177 246H178V248H177ZM191 248H190V247ZM213 246V247H212ZM221 246V247H220ZM40 247H41V249H40ZM164 247V248H163ZM176 247V248H175ZM181 249H180V248ZM196 247V248H195ZM201 247V248H200ZM210 247H212V248H210ZM215 247V250L217 249V251H215L213 248ZM142 248V247H141ZM144 248V249H145ZM157 248V249H156ZM164 250H163V249ZM182 248H184V249H182ZM195 248V249H194ZM198 248H200V249H198ZM209 248V250H207ZM253 248H254V250H253ZM156 249V250H155ZM174 249V250H173ZM179 249V250H178ZM185 249H187V250H185ZM205 249H206V251H205ZM40 250H44V255H42V257H39V251ZM159 250V251H158ZM161 250V251H160ZM181 250V251H180ZM193 250V251H192ZM218 250H221V251H218ZM230 250V251H229ZM233 250V251H232ZM137 251V250H136ZM137 251V252H138ZM148 251H154V254H153V252L152 253H150V252H148ZM158 251V252H157ZM162 251H164V253L162 252ZM185 251V253H182V252H184ZM192 251V252H191ZM223 251V252H222ZM132 252V253H131ZM167 252V253H166ZM176 254H175V253ZM187 252V253H186ZM205 252V253H204ZM219 252H220V254H219ZM120 253L122 254V252L120 251ZM182 253V254H181ZM189 253H192V254H189ZM197 253V254H196ZM208 253H210L209 254V256H208ZM214 253H216V255L214 254ZM218 253V254H217ZM221 253H223V255L221 254ZM76 254V255H75ZM131 254H133V255H131ZM135 254V255H134ZM141 254H142V256H141ZM171 254H173L172 256H171ZM178 254V255H177ZM182 255V257L184 258H179V260H180V262L178 263V257H181V255ZM184 254V255H183ZM195 255V257H194V255ZM224 254H225V256H224ZM108 255V256H107ZM125 255V253H123V255L122 256H124ZM145 255L147 256H150V255H152V258L151 257H145ZM177 256V258H176V256ZM189 255V256H188ZM196 255H198V256H196ZM212 257H215V258H212ZM105 256V257H104ZM154 256V257H153ZM165 258H164V257ZM174 256V257H173ZM188 256V257H187ZM219 256V257H218ZM226 258V256H227V258L225 259L224 257ZM102 257H104V258H102ZM107 257H109L108 259H107ZM131 257V259H129ZM141 257H144V259L143 258H141ZM157 257H163V259L161 260V261H159L158 262V260L159 259H161V258H157ZM170 257V258H169ZM189 257H192V258H189ZM224 258L223 259V261L224 262H222V258ZM232 257V258H231ZM236 257V258H235ZM239 257H240V259H239ZM99 258H101L100 260L101 261H97V260H99ZM202 258V259H201ZM221 258V259H220ZM235 260H237V261H235ZM50 259H52V261H49ZM153 261H152V260ZM158 259V260H157ZM186 259V261H181V260H185ZM206 259H208V260H206ZM227 259H229V260H227ZM169 260H172V261H169ZM217 260H218V262H217ZM136 262V263H134V264H140L139 262ZM189 261V262H190ZM197 261V262H198ZM214 261H216V262H214ZM230 261H232V262H230ZM243 261V262H242ZM104 262V261H103ZM134 262V261H133ZM155 262V263H156ZM173 262V263H172ZM189 262H187L188 264H190ZM246 262V263H245ZM186 263V264H187ZM196 263V262H195ZM194 263V264H195ZM199 263V262H198ZM197 263V264H198ZM227 263V264H228ZM153 264H154V262H153ZM199 264H201V263H199Z\"/></svg>", "mask_w": 264, "mask_h": 264}, {"label": "bare ground", "instance_id": "obj_2", "mask_svg": "<svg viewBox=\"0 0 264 264\" xmlns=\"http://www.w3.org/2000/svg\"><path fill=\"white\" fill-rule=\"evenodd\" d=\"M66 1H67V2H66ZM66 1H65V0H64V1H63V0H0V56L2 55V59H3V61H2L3 65H2L1 68H0V70H1V72H0V76H1V77H2V76H3V77L5 76V78L10 79V80H11V79H19V78L21 77V75L24 76L23 73H25V71H26V69H27V73H28V74H30V73H29L30 70H31L32 73H34V71H36L39 75L36 73L37 75L35 74V77H34L33 79H34L35 81H39V80L41 81V78L44 77V79H46L45 77H46L47 74L49 73V72L47 73V72L45 71V69H43V71H42V67L45 65L44 68H46V70L49 71V69H50L51 67H52L51 69L53 70V66H52L53 64H52V65L50 64L51 67H50V65H49V63H50L51 61H54L55 63L57 62V64H58V61H57L58 59H56V61H55V57H56L55 55H56V54L54 55L53 53H54V52L57 53L58 50H60L61 46H60L59 49L57 48V47H59V45H57L56 48H50V50L52 49V51L49 52L48 54H49V55H50V53H52V54H51L50 56H48V57L44 60V59H42V55L44 56V53H42L41 55H37V54H36L37 51L34 49L35 47L38 48V49H39V48L42 49L41 47H43L44 45L41 46V47L38 45L39 47H37V46L34 45V43H33V44L30 43V40H29L30 37H31L33 34H35L36 31H37V30H36L37 27H36V28L33 27V26H34V23H37V22H40V23H41V24H40V27H41V25H43L42 23H47V22H49V25H54V24H57V23H52V24H50V22H52V21H53V22H54V21H58V26H57V29H58L57 32H58V34L55 32L56 30L54 31V29L56 28V26H55V27L53 26L54 29H51V28H53V27L49 26L48 24H47V25H48L49 29L52 30V31H49V32H50L49 35H51L52 38H53V37L55 36V35L53 36V34L55 33L57 38L55 37V38H53V39L56 40V39L59 38V40H58L59 43H60V44L63 43V46L65 45V47L62 46L63 48H62L61 51H60V52H61V55H60L59 53H57V55L59 54V56H57V57H58V58L60 57L61 60H63V58H64V57H63L64 55L62 56V54H64V52H68L67 54H65V56L68 55L69 58L71 57L70 51H68V50H71V49H69V48L72 47V48H74V49H75V48H81V49H82V50H81L82 52H81L80 55H78V52H76V49H75V50L73 49V50L76 52V54L74 55L75 57L73 56V52H72V57L74 58V61H73L72 57L69 59V60L72 59V61H68V60L66 59L67 56L64 58V60H67V61H65V63L68 62V63L65 65V66H66V70H67V69H68V70L71 69L72 71H75L74 68L77 67V64L81 63V62H79V61L82 60L83 56H84L85 59H86L87 55H89V54L92 53L93 51H95V52H97V53H98L99 51L102 52V53H104V52H105V48H106V50H107L108 47H105V44H102L101 41H100V43L102 44V46H101L100 43H99L100 45H97V46H96L97 43H96L94 46H90V44H91V42H92L91 39L94 38V37L100 38V36L102 35V33H105V30H106V33H108L107 30H109V27H108V29H107V27H106V26H108V23H107V22L110 21V19L114 16L113 14L110 15L109 12H111V10L113 9V12H112V13L115 14V12H114L115 10H114V9H116V8L118 9V6H119V8H123V7L125 6V5H123V4H125V2H124L125 0H124V1L119 0L118 2L115 1L116 4H117V6H116V4H112L111 8H112V7H116V8H112V9H110V6H109V5H105V3L107 4L108 2H110V5H111L112 1H110V0H109V1L104 0L103 3H102L103 6H101V7L97 6L98 3H97V4L95 3L96 5L94 4V2H96V0H95V1L93 0L94 2L91 0L95 6H93L92 3H91L89 0H88V1H86V0H84V1H83V0H78V1H77V0H76V1H75L76 3L74 2V0H73L72 3H71V1H70V2H69L68 0H66ZM81 1H82V2H81ZM121 1H122V2H121ZM131 1H132V0H131ZM135 1H136V0H135ZM137 1H138L137 5H136V2H135L134 4L131 3V4H132L131 9H130V7H129V10H130V13H131V15H129V20H127L126 17H125V19H126L127 21L123 20V22H128V23H129V21H130V23H131V21H132L134 25H135V22H138V23H142V22H143V24L146 26V27H145L144 25H142V26L140 25V26H139V25L136 24L137 27H140L139 29H137V31L140 33V34H139V33L137 32V35L139 34L138 38L140 39V41H139L140 43H139L138 41H137V43L141 46V44H142V41H141V40H143V44H142L141 49H143V50H145V51H143V50H141V49H140V50L143 51L144 55H145V54H146V55L144 56L142 52L137 51V52H139V53H142V55H143V57H141V60H139V58H138L139 56H138V55H137V58L135 59L136 54H134V55H130V56H134V59H135L136 61L138 60L140 64H139L138 62L136 63L135 60H134L135 62L132 61V60H133L132 57H129L128 59H131V61L134 62V63H136V64L132 63L131 61L128 62L127 59H125V58H127V56H129V55H127L126 57H125V56L123 57V56L121 55V52H122V54L125 55L126 53H123V52H127V51H123V50L120 51V48L118 49V47H120V46H121V49H122L123 47L126 48V47H127V46H126L127 43H126V45L124 46L123 44H124L125 42H124V41H123L124 43H123L122 41L119 42V41H118L119 38H116V37L114 36V37H115V40L117 39V40H116L117 42H116V43L114 42L115 44L112 43V45L114 44V45H116V46H118V45H119V46H118V47H115L114 45L112 46L111 44H109V47H110V46H112V48L115 47V48H114V52H113V49L110 47V48L112 49L111 52H112L113 54L110 52V53H109V54H110L109 57H110V56L112 57V55H114L115 57H117L118 60L113 59V60H114V61H112L113 63L109 60V62H111L112 65H111V63H108V62H107L108 66L106 65V67H107V68L109 67V68H108V69L106 68L105 70H107V71L110 70V67H113V65H115V64L117 65V63H120V62H121V64H124V61H125V60H126L128 63H130V64H128V66L131 65V66H132V69H131V66H130L129 69H127V68H128V66L126 67L127 64L125 65V67L121 68V71H123V70L126 68L125 70H127L128 73L125 72V71H123V78H124V75H126V76H125V79L122 78V79H120V81L118 82V83L121 84V81H124V80L127 81L128 85H127V83L123 85V83H125V82H122L123 87H125V85H127V87L123 88L121 85H119V84L117 83V81H118L117 79H112V80H114V85H113V86L118 87V88H119V86H121L122 88L120 87V89H123L124 91H125V90H126V91H130V92L133 91L134 89H136L135 87H133V86H134V85H133V84H134L133 82H136V81L138 80V78H137L136 76H138V73H139V72H140V74H139V76H140L141 73H142V71H143V73H142V75L140 76V78H141L143 75H145V72H146V71H147L148 73H150V74L146 73L147 76H145V77H147V78H144V76H143V77H142L143 80H142L141 82L143 83V81H144L145 84L147 83V88H151L150 86H153L151 89H156V88H158L159 86H158V87L155 86L156 88H154V84H153V83H155V82L158 81V80L160 81V79H158V78L162 77L163 74H164V71H166L165 73H167V72H168V73L165 75V77L167 76L168 79L170 78V79H169V82H170V83H168L165 79H164V81H166L167 84H170V87H169L170 89H169V90H171V89H172V86H171V81H170V80L172 79V81H174V80H173V79H174L173 77H174L176 74H178V73H176V72H178V70L176 69V67H174V68L170 69L169 71H167L168 69H167L166 67L168 66V68H169V64L166 65V67L164 68V64H163V63H160V64H162V67H159V66H160L159 62H163L162 60L166 59V57H167L166 55H168V53H169L170 51H172V50H170V49H172V47H173V51H174V49L177 48V45L179 46V44H180L181 42H182L181 44H185V47H186V45H187V46L190 45L189 41L192 40L191 43L194 44V45L191 44V47H193V46L197 45L198 42H199V44H200V40L203 38V37H202V34H203V33H204V35H209L208 33H210V32H208V29L206 28V27L208 26L209 23H208L207 26H206L204 20H206V23H207V21H208V22L210 21V20H209L210 18H208V15H209V12L212 13V12L210 11L211 8L209 7V8H210L209 10H208V9H205V10H208V11L203 12L202 10H203L205 7H204L202 10H201V8H200V10H199L197 6H199L200 3H199V5L196 6V8H197V12H198V10H199V11L203 12V15H205V13L208 12V13H207V17H206V16L204 17V16L202 15V13H201V14L199 13V14H200L199 16H200V17L202 16V17L204 18V20L200 19L199 16H198L199 19H197L198 17L196 18V15H198V13H197V14H196V13H195V14L193 13V12L196 11V9L194 8V7H195V5H194V2H195V1H194V0H193V4H192V5H193V8H194L195 10L192 9V13H189V12H191V10H189V9L187 8L188 12H187L186 15L188 16V15L190 14L188 17H191V18H188V20L190 19V21H191L192 18H196L197 20L192 19V21L194 20L193 22H195V23H194L195 27H197V26L199 25V24H198V21H199V20L202 21V22L199 21L200 25H201V26H204V27H201V26H198V27H197V28H199V29L201 28V29H200V33H202V34L199 33L200 36H201V39L199 38V34H196V33L194 34V31L197 32V31H196L197 28H194V31L192 30V36L195 37V35H196V37H197V40H196V39L192 38L191 35H190V37H189V34H187L188 37L191 38V39H189V38L187 37V35L184 34V33H183V34L186 36V38H183V37H185V36H183L182 33H179V30H180V32H182V31H185V30L187 29V28H181V29H178L179 27H183V25H184V27H188V29L190 28V30L193 29V26H191L192 24H191V25H190V24H186V23H188L189 21L186 20L187 17L185 16V13H186L187 10H185V12H184V9H185L184 6H183L184 8H183L182 6H179L180 8L182 7V10L180 9V11H181V12H180V15H181V14H184L183 16H185L186 18L180 16V17H181V18H180V21H177L178 23H175L176 20H177L176 17L179 15V10H178V15H177V13H175V15H174V17L176 18V19H175V22L173 21V23L176 24V26L173 25V23H172L173 26L171 25V21H172V19L170 18L171 14H170V16H169V14L167 13L168 15L166 16V14H164V11L162 10L161 12H162L164 15H163V14H159L160 17H161V15L166 16V17H165V18L161 17L162 19H160V17L157 16V17H159V18H158V21H160V22H158V21L156 22V24H159V23H160V25H158V27H159V28H158V27H156L157 25L155 24V21H156L155 19H156L157 17H154V20H151V23H150V21H148V20L151 19V17H150V16H151V12L154 11V10H152V6H151V4H147V5H150V6H151V8H148V10H152V11H150V13H148V15H150V16H147V13H146V12H143V16L146 17V18L148 17V18H150V19H148V18L145 19L143 16H141V17H137V16H138L137 14L140 15V13L142 12V9H141V12H140V13L137 11L138 8H139L138 10H140V8H141V7H138L139 3H141V0H137ZM142 1H143V0H142ZM144 1H145V0H144ZM148 1H150V0H148ZM153 1H154V0H153ZM158 1H159V0H158ZM164 1H165V0H163V2H164ZM166 1H168V0H166ZM179 1H180V0H179ZM181 1L183 2L184 0H181ZM198 1H199V0H197V2H198ZM243 1H244V0H243ZM255 1H257V0H255ZM258 1H259V0H258ZM78 2H81V4H80V3L78 4ZM98 2H99V1H98ZM123 2H124V3H123ZM150 2L152 3V1H150ZM150 2H147V3H150ZM154 2H155V1H154ZM160 2H161V1H160ZM160 2H155V3H153V4L160 3ZM184 2H185V1H184ZM207 2H210V0H208ZM212 2H214V1H212ZM221 2H223V1H221ZM250 2H251V1H250ZM250 2H249V3H250ZM73 3H74V5L77 4V5L79 6V7L76 6V7H77V10H73V7H71V5L73 6ZM113 3H114V2H113ZM118 3H119V5H118ZM120 3H122L123 7H122V5H121ZM165 3L167 4V6H166V5H163V9H164V6H166L165 9H166V8H170V7L172 6V5H171V6L169 7L168 5H170V4H168L167 2H164V4H165ZM172 3L174 4V1H173ZM172 3H171V4H172ZM185 3H186V2H185ZM216 3H217V1H216ZM241 3H242V2H241ZM244 3H246V2L244 1ZM247 3H248V0H247ZM247 3H246V4H247ZM66 4H67L68 8H67ZM131 4H130V6H131ZM141 4L143 5V3H141ZM153 4H152V5H153ZM160 4H161V3H160ZM195 4H196V2H195ZM203 4H205V6L207 5V3H205V2H203ZM203 4L200 5V7L204 6ZM210 4H211V2H210ZM224 4H225V3H224ZM242 4H243V3H242ZM63 5H64V7H63ZM99 5H101V4H99ZM147 5H146V7H145L146 9H147ZM174 5H176V4H174ZM174 5L172 6V8H170L171 10L169 9V10L171 11V12L169 11V13L175 12V11H173V7H174ZM192 5L190 4L189 8L192 7ZM214 5H217V4H215V2H214ZM225 5H227V4H225ZM239 5H240V4H239ZM244 5H245V4H244ZM248 5L250 6V4H248ZM251 5H252V3H251ZM105 6H107V7H105ZM120 6H121V7H120ZM128 6H129V5H128ZM128 6H127L126 9H124V8H125V7H124V8H123L124 10L119 9V15H120V12H121L120 10H122V12H123V11H127L126 13H128V12H129V10H127V9H128ZM133 6H134V8H133ZM135 6H137V7H135ZM144 6H145V5H144ZM150 6H148V7H150ZM158 6L160 7L161 5L158 4ZM158 6H156V7H158ZM208 6H209V4L207 5V8H208ZM222 6H223V5H222ZM222 6H221V7H222ZM228 6H229V5H228ZM228 6H227V7H228ZM231 6H232V5H231ZM263 6H264V4H263ZM263 6H262V7H263ZM61 7H62V8H61ZM76 7H75V8H76ZM94 7H98V8L100 9V11H97V10H99V9L97 8V10H96ZM108 7H109V8H108ZM154 7H155V6H154ZM156 7H155V9H157ZM179 7H178V5H177V9H178ZM214 7H216V6H214ZM227 7H225V9H226ZM229 7H230V6H229ZM60 8H61V9H60ZM101 8H104V9H105V10L102 9L103 11H105L104 13H101V11H102ZM135 8H136V10H134ZM143 8H144V7H143ZM145 8H144V9H145ZM160 8L162 9V7H160ZM160 8H159V9H160ZM212 8H213V6H212ZM219 8H220V7H219ZM223 8H224V7H222L221 9H223ZM251 8H252V7H251ZM59 9H60V11H59ZM65 9H66V10H65ZM94 9H95L97 12H100L99 14L104 15V19H103V20H105L104 22H106V23H102L103 20H101V21L99 20V22H98V20L95 19V18H97V17H95V18L93 17V16L95 15V14H94ZM108 9H109L110 11H109ZM117 9H116V13H117V16H116V19H117V20H116V22L119 20V19H118V11H117ZM221 9H220V10H221ZM252 9H253V8H252ZM257 9H258V8H257ZM63 10H64V12H66V14H64V12H62ZM72 10H73V11H72ZM131 10H132V11H131ZM175 10H176V9H175ZM193 10H194V11H193ZM205 10H204V11H205ZM214 10H217V9H214ZM220 10H219V11H220ZM227 10H228V12L230 11V9H227ZM254 10L256 11V9H254ZM258 10H259V9H258ZM136 11H137V12H136ZM143 11H144V10H143ZM145 11H146V10H145ZM155 11H156V10H155ZM182 11H183L184 13H182ZM212 11H213V10H212ZM223 11L225 12V14H224V12L220 11L221 14H223V15H220L221 17L223 16V17H222L223 19H224V18L226 19L225 16H227V14H229V13L232 14L231 11H230L229 13L226 12L224 9H223ZM240 11H241V10H239V13H240ZM248 11L250 12V9H248ZM248 11H247V13H249ZM55 12H56V13H55ZM107 12H108V13H107ZM134 12H135V14L132 15V13H134ZM166 12H167V11H166ZM234 12H235V11H234ZM244 12H245V11H244ZM259 12L261 13V9H260ZM259 12H256V13L259 14ZM57 13H58V14H57ZM59 13H60V14H59ZM61 13H62V14H61ZM95 13H96V12H95ZM124 13H125V12H124ZM130 13H129V14H130ZM136 13H137V14H136ZM144 13H146V15H144ZM213 13H214V12H213ZM226 13H227V14H226ZM241 13H242V11H241ZM241 13H240V15H241ZM252 13H253V10H252ZM254 13H255V12H254ZM254 13H253V14H254ZM93 14H94V15H93ZM97 14H98V13H97ZM107 14H108V16L110 15V19H109V20H108V19H105V17H106ZM121 14L123 15V13H121ZM152 14H153V13H152ZM154 14H155V15H154ZM154 14H153V15L156 16V15L158 14V10H157V14H156L155 12H154ZM173 14H174V13H172V15H173ZM191 14H192V16H191ZM193 14L195 15V17L193 16ZM215 14L217 15L218 12H217V13L215 12ZM231 14H230V15H231ZM235 14H236V13H235ZM235 14H233V16L236 17ZM244 14H245V13H244ZM249 14H250V13H249ZM249 14H247V15L249 16ZM262 14H263V11H262ZM53 15H55V16H53ZM57 15H58L59 17H60V15H62V16L64 15V16H63V18L60 17L59 20H58V19L56 20V18L58 17ZM87 15H88V16H87ZM102 15H101V16H102ZM122 15H120V16H122ZM127 15H128V14H127ZM135 15H136V16H135ZM216 15H215V16H216ZM242 15H243V13H242ZM242 15H241V16H242ZM250 15H251V14H250ZM254 15L257 16V14H254ZM95 16H96V15H95ZM97 16H98V15H97ZM101 16H100V17H101ZM130 16H131V20H130ZM134 16H135V17H134ZM168 16H169V19H170V20L168 19ZM220 16H219V18L221 19V21H219L220 19L217 17V18L219 19V20L216 19V20L218 21L217 23H216L215 17L212 16V18H214V21H215L214 24H218L219 22L221 23V24L219 23V25H214V24H212V25L216 26V27L213 29V27H211V23H212V22H210V27L208 26V28H211V30H210V29H209V30H210L212 33H213L214 31L217 32L218 28H219V29H224V26H225V25H229V26L231 27V29H232V28H233L234 30L236 29L235 31L239 30V28H240V31H243V32L247 31V32H249L250 29H248V30L246 29L245 31H244V30H241V29L243 28L242 24H244L245 22H244V20H243V21L240 20L241 22H243V23L241 24L240 21H239L238 18H237V17H239V16L236 17L237 20H238L239 22H237V20L234 19L235 17H232V15H231V17H232L234 20H233V19H227V21H228V20H231L232 22H233V21H234L235 23L237 22L236 24H235V23H232V22L229 23V21L227 22V21L224 19L225 22H226V24H225V23H224V20H222V18H221ZM252 16H253V15H252ZM252 16H251V17H252ZM52 17H56V18H53L52 21H48V19L51 20ZM92 17H93V18H92ZM98 17H99V16H98ZM100 17H99V19H102V18H103V17H102V18H100ZM127 17H128V16H127ZM132 17H134V18H132ZM171 17H172V16H171ZM174 17H173V20H174ZM229 17H230V16H229ZM231 17H230V18H231ZM245 17H246V16H245ZM249 17H250V16H249ZM251 17H250V19H254V18H255V17H254V18H251ZM261 17H264V15H261V16L259 15V17H256L255 20H257L258 18L261 19ZM106 18H108V17H106ZM120 18H121V17H120ZM136 18H138V20H139V18H140V19L143 18V19L145 20L146 24H145L144 20H141V21L139 20V21H138ZM184 18H185V19H184ZM207 18H208V20H207ZM54 19H55V20H54ZM152 19H153V16H152ZM163 19H166L169 25H166L167 22H166V20H163ZM178 19H179V18H178ZM246 19L249 21V19H248L247 17H246ZM263 19H264V18H263ZM106 20H107V21H106ZM112 20L114 21L113 18H112ZM112 20H111V22H112ZM136 20H137V21H136ZM146 20H147L148 22H147ZM182 20H183V21H182ZM212 20H213V19H212ZM235 20H236V21H235ZM255 20H253V21H255ZM121 21H122V20H121ZM152 21H154V24H152ZM162 21H163V22L165 21L166 23H165V22L163 23ZM186 21H187V22H186ZM192 21H191L190 23H192ZM203 21H204V23H203ZM263 21H264V20H263ZM116 22H115V23H116ZM180 22H181V24H180ZM250 22H252V20L249 21V23H250ZM257 22H258V20H257L256 22H254L255 24L252 22V24H253L254 27L256 26V23H257ZM259 22H260L259 24H261L262 21H259ZM112 23H113V22H112ZM112 23L110 24V22H109L110 25H113ZM117 23H118V22H117ZM130 23H129V24H130ZM162 23L165 24V25H163ZM183 23H184V24H183ZM196 23H197V24H196ZM228 23H229V24H228ZM231 23H232L233 25L235 24V27H234V26H231V25H232ZM239 23H240V25H239ZM103 24L105 25L106 29H105V27H104ZM119 24H120V23H118L117 26H118ZM121 24H122V22H121ZM129 24H128V25H129ZM161 24H162V26H161ZM178 24H180V26H179ZM182 24H183V25H182ZM204 24H205V25H204ZM224 24H225V25H224ZM237 24L239 25V28H238V27L236 28ZM252 24H251L250 27H252ZM37 25H38V24H37ZM110 25H109V26H110ZM114 25H115V24H114ZM128 25H127V27H128ZM134 25H133V26H134ZM136 25H135V26H136ZM147 25H150V27H148ZM152 25H153V26H152ZM154 25H155V26H154ZM187 25H188V26H187ZM223 25H224V26H223ZM246 25H247V24H246ZM257 25H258V24H257ZM121 26H122V25H121ZM133 26H131V27H129V28H127L126 26H123V27H121V28H118V27H119V26H118V27H117L118 29H122V28H124L123 31H125V27H126V28H127L126 31H127V30L130 31V33H129V32H126V31H125L126 33H123V32L121 31L120 34H121V33H123V34H122V35H119V36H120V39H122L123 36H126V37H123V40H126V39H127V36H129V35H126V34H131V31H133L132 29H133V28H134V29L136 28V27H133ZM163 26H164V27L167 26L166 29L169 27V30H170V31H171V30H174V32L172 31L173 33L171 32V33H172V37H173V36H177V40H178V37L181 36L180 34H182L183 37L181 36L182 38H181V39L179 38V41H178V42H180V43H176L177 41L175 42L174 39H175L176 37H175V38H174V37L171 38V35H170L171 33H169L170 38L167 37V36H168V35H167L168 33L165 34V35L163 36V33L170 32V31H166V30H164V27H163ZM174 26H175V27L178 26V28H175ZM219 26H220V27H219ZM221 26H222V28H221ZM240 26H242V27H240ZM263 26H264V23L262 24V26H261V25H258L257 27H258L259 29H262V28H260V27H263ZM50 27H51V28H50ZM142 27H143L144 29H143ZM147 27H148V29H147ZM161 27H162V28H161ZM217 27H218V28H217ZM227 27H228V26H227ZM38 28H39V26H38ZM111 28H112V27H111ZM117 28H116V29H117ZM131 28H132V29H131ZM152 28H153V29H152ZM171 28H174V29H171ZM203 28H204V29H203ZM225 28H226V27H225ZM228 28H229V27H228ZM228 28H226V30H227V31H230V29H228ZM247 28H249V27L247 26ZM130 29H131V30H130ZM140 29H141V30H140ZM146 29H147V31H148V35L146 34V33H147V31H145ZM150 29H151V30H150ZM156 29H157V30H156ZM162 29H163V30H162ZM176 29H177V30H176ZM184 29H185V30H184ZM188 29H187L185 32H186V33H191V31L188 30ZM199 29H197V30H199ZM205 29H206V30H205ZM212 29H213V30H212ZM216 29H217V30H216ZM233 29H232V30H233ZM243 29H244V28H243ZM252 29H253V28H252ZM254 29H255V28H254ZM256 29H257V28H256ZM259 29H258V31H259ZM263 29H264V27H263ZM40 30H41V28H40ZM43 30H44V29L42 28V31H43ZM143 30H144L145 32H144ZM152 30H153V31H152ZM155 30H156V32H155ZM160 30H162L163 32L160 31ZM224 30H225V29H224ZM234 30H233V31H230L233 35H234V33H235ZM45 31H47V30H45ZM45 31H44V32H45ZM111 31H112V32H111ZM113 31H116L115 28H114V29L112 28V30H110L109 33H111V34H110L111 36H113V35H112ZM134 31H135V32H134ZM134 31H133L134 34H132V35H133V36H136V35H135V33H136V29H135ZM140 31H141V32H140ZM151 31H152V32H151ZM164 31H165V32H164ZM201 31H202V32H201ZM219 31H220V30H219ZM219 31H218L219 35H217V36L221 37ZM221 31H222V30H221ZM240 31H238V32H240ZM258 31H256V33H254V35H255V34L257 35V34H258ZM38 32H39V31H37V33H38ZM44 32H43V33H44ZM52 32H53V34H51ZM153 32H155V34H158L157 32H159L160 34H158V35H159V37H161L160 39H162L163 37H165V38H163V39H165V41H167L168 43H170L169 39L172 40V42H171L169 45L172 46V45L175 43V44H176V45L174 44L175 47L172 46L171 48H169L170 46H168V43L165 42L163 39H162V41H160V40H159V37H158L157 35H155V36L157 37V39H156V37L153 35ZM175 32H176V33H175ZM224 32H226V31H224ZM224 32H223V33H224ZM243 32H242V33H243ZM250 32H251V31H250ZM253 32H254V31H252V33H251V34H252V35H251V38H252V36H253ZM109 33H108V34H109ZM117 33H119V31H117ZM117 33L114 32V34H117ZM141 33H143V34L141 35ZM144 33H145V34H144ZM151 33H152V34H151ZM174 33H175L176 35H174ZM197 33H198V32H197ZM221 33H222V32H221ZM226 33H227V32H226ZM240 33H241V32H240ZM261 33H262V31H260V35H259V36H261L260 38H262V35H263V38H264V34L261 35ZM38 34H39V33H38ZM161 34H162L163 37L161 36ZM177 34H178L179 36H178ZM193 34H194V35H193ZM232 34L230 35V33H228L229 38L232 36ZM235 34H236V33H235ZM245 34H246V32H245ZM57 35H58V36H57ZM150 35H151V37H150ZM204 35H203V36H204ZM215 35H216V34H215ZM246 35H247V34H246ZM256 35H255V37H259L258 35H257V36H256ZM119 36H118V37H119ZM121 36H122V37H121ZM141 36H143L144 38L141 37ZM209 36H210V35H209ZM209 36H205V38L208 37V39H209ZM211 36L213 37V35H211ZM226 36H227V35H226ZM241 36L245 37L244 35H241ZM35 37H36V36H35ZM43 37H44V36H43ZM45 37H46V36H45ZM129 37H130V36H129ZM146 37H148V38H150V39H148V38L146 39ZM152 37H153V39L155 40L154 42H158V40H159V42H158L159 44L156 43V44H158L159 46L156 45V44L153 42V40H151ZM154 37H155V38H154ZM212 37H211V38H212ZM8 38L10 39L9 41H8ZM124 38H125V39H124ZM141 38H142V39H141ZM205 38H203V41H207V40H208V39L206 40ZM223 38H225V35L223 36ZM223 38H222V39H223ZM227 38H228V37H227ZM263 38H262V39H263ZM53 39H48V40H51V42L47 43L48 41H46V38H44V40L46 41L47 44H51V43H52V44H53V45L51 44L52 47H55V46H54V43H55L54 41H55V40H53ZM100 39H101V38H100ZM103 39H105V37H104ZM103 39H102V40H103ZM111 39H113V38H111ZM128 39H129V38H128ZM136 39H137V38H136ZM144 39H145V41L147 40L146 42H150V43H147L148 45H151V44L153 45V47L150 48V49H154L155 51L150 52V51H152V50H147V48L150 47V46L146 45V42L144 41ZM182 39L184 40V42L182 41ZM185 39H189V41H186V42H188V43H185ZM204 39H205V40H204ZM220 39H221V38H220ZM222 39L220 40L221 42H222ZM248 39H250V38H248ZM252 39H254V38H252ZM252 39H250V40H252ZM255 39H257V38H255ZM258 39H259V38H258ZM262 39L260 40V42H263V41H264V39H263V40H262ZM36 40L38 41V39H36ZM36 40H35V41H36ZM106 40H108V39H106ZM106 40H105V41L103 40V42L105 43ZM130 40H131V39H130ZM180 40H181V41H180ZM195 40L197 41V43H193V41H195ZM212 40H213V39H212ZM214 40H215V39H214ZM230 40H232V37H231ZM234 40L236 41V38L233 39V44H234V46H235L236 44H235ZM250 40H249V42H250ZM39 41H40V40H39ZM45 41H43V42L45 43ZM109 41H110V40H109ZM151 41H152V42H151ZM196 41H195V42H196ZM201 41H202V40H201ZM210 41H211V39H210ZM220 41H218V40L215 41L216 46L218 45V43H219ZM225 41H226V38H225ZM246 41H247V40H246ZM252 41H253V40H252ZM255 41H256V40H255ZM258 41H259V40H258ZM258 41H257V42H258ZM53 42H54V43H53ZM98 42H99V41H98ZM134 42H135V41H134ZM162 42H163L164 44H162ZM173 42H174V43H173ZM213 42H214V41H213ZM213 42H212V41L210 42V45L212 44V47H213ZM253 42H254V41H253ZM59 43H58V44H59ZM94 43H95V42H94ZM117 43H118V44H117ZM119 43H121V44L123 43V44H122L123 47H122V45H120ZM131 43H132V42H131ZM137 43H136V44H137ZM144 43H145V45H144ZM160 43H161L162 45L167 44V45L165 46L166 48L164 47L165 50L163 49V46H162ZM172 43H173V44H172ZM206 43H208V42H206ZM206 43L203 42L202 44L205 45ZM226 43H227V41H226ZM230 43H232V41H231ZM236 43H237V42H236ZM246 43H247V42H246ZM250 43H252V42H250ZM258 43H259V42H258ZM128 44H130V43H128ZM132 44H133V43H132ZM171 44H172V45H171ZM181 44H180V46H181ZM188 44H189V45H188ZM202 44H201V45H202ZM215 44H214V47H215ZM220 44H221V43H219V46H217V47H215V48L213 47V48H214V49H213L214 51H212L211 46L206 47V46L203 45V48H204V47H206V48H210V50H211L210 52H215V51H216V52L214 53L215 55H213V53H211V55L215 56V57H214L215 60H213V62L216 61V58L218 59V57L220 56L219 53L222 55L221 52L224 50V49H222L224 45L222 44V45H223V46H222V45H220ZM233 44H232V45H233ZM41 45H42V44H41ZM51 45H50V47H51ZM55 45H56V44H55ZM91 45H92V44H91ZM143 45H144L145 48H146V46H147V48L145 49V48L143 47ZM155 45H156L158 48H159V47L162 48L163 50H161V49L158 50L157 47H156ZM226 45H227V44H226ZM228 45H230V44H228ZM232 45H231V46H232ZM249 45H251V44H249ZM256 45H257V43H256ZM263 45H264V43H263ZM34 46H35V47H34ZM47 46H48V45H47ZM66 46H68L69 48H66ZM131 46H132V45H131ZM135 46H136V45H135ZM154 46H155V48H154ZM161 46H162V47H161ZM199 46H200V45H199ZM207 46H208V45H207ZM221 46H222V48H221ZM236 46H237V45H236ZM240 46H241V45H240ZM242 46H243V45H242ZM33 47H34V48H33ZM183 47H184V45H182L180 48H183ZM185 47H184V48H185ZM196 47H197V46H196ZM229 47H230V46H228V49L230 50L231 47H230V48H229ZM251 47H252V46H251ZM251 47H249V48H251ZM262 47L264 48V46H262ZM28 48H30V49H28ZM44 48H45V47H44ZM44 48H43V49H44ZM47 48H48V47H47ZM83 48H84L85 50H84ZM137 48H138V47H137ZM184 48H183V50L181 49V52L186 51ZM189 48H190V47H188V50H187L185 53L188 54V53H189L188 51H189L190 49L192 50V48H190V49H189ZM197 48H198V47H197ZM203 48L201 47V49L204 50V52H205L206 49H203ZM232 48L234 49V47H232ZM243 48H245V45H244ZM247 48H248V46H247ZM27 49H28V51L31 50V49H34L33 51H35V52H32L31 54H27V53L25 52ZM38 49H37V50H38ZM40 49L38 50V53H39ZM45 49H46V48H45ZM56 49H57V50H56ZM67 49H68V50H67ZM108 49H109V48H108ZM116 49L119 50L118 53H116V51H117ZM132 49H133V48H132ZM134 49H135V48H134ZM138 49H139V48H138ZM156 49H157L158 51H156ZM194 49H196V48H193V50H194ZM199 49H200V47H199ZM201 49H200L199 51H201ZM225 49L227 50V48H225ZM236 49H237V48H236ZM238 49H239V46H238ZM240 49H241V48H240ZM245 49H246V48H245ZM253 49H254V48H253ZM55 50H56V51H55ZM73 50H72V51H73ZM124 50H126V49H124ZM128 50H130V49L128 48ZM136 50H137V49H135V51H136ZM177 50H178V48H177ZM207 50H209V49H207ZM226 50L223 51L224 54H225ZM41 51H43V50H41ZM41 51H40V52H41ZM53 51H54V52H53ZM107 51H108V50H107ZM130 51H131V50H130ZM159 51H161V52L159 53ZM162 51H163V52H162ZM164 51H165V52H164ZM166 51H167L168 53H167ZM179 51H180V50H179ZM196 51L199 53L198 49H196V50L194 51V53H195ZM233 51H235V49L232 50V51H228V50H227V53L231 54L230 57H232V56L236 53V51H235V53H234ZM255 51H256V50H255ZM44 52H45V51H44ZM75 52H74V53H75ZM79 52H80V51H79ZM100 52H99V53H100ZM131 52H132V51H131ZM131 52H130V54H131ZM155 52H156V54H155ZM157 52H158V54H157ZM191 52H192V54H193V51H191ZM207 52H209V51H207ZM210 52H209V53H210ZM218 52H219V53H218ZM239 52H240V51H239ZM251 52H252V51H251ZM259 52H260V51H259ZM46 53H47V52H46ZM105 53H108V52H105ZM114 53H115V54H114ZM127 53H129V52H127ZM139 53H138V54H139ZM147 53H150V55H148ZM152 53H154V54H153L152 57H151V54H152ZM161 53H162V54H161ZM165 53H166V54H165ZM174 53H176V51H175ZM174 53L171 54V58H172V60H171V58L169 57V60H171L170 63H172V64H170V67H172V65L174 66V64H175V65H178V64H176L177 61H178V63H180V62L182 61V59H183V62H186V61H187V58L185 59L186 61H184V58H181V60H179L180 58H176V56H177V57H178V56L182 57V56H181V55H178L177 53L174 55ZM183 53H184V52H183ZM227 53H226L225 55H227V56L229 57V54H227ZM237 53H238V52H237ZM237 53H236V54H237ZM241 53L243 54V52H241ZM254 53H255V52H254ZM39 54H40V53H39ZM69 54H70V55H69ZM119 54H120V56H117V55H119ZM179 54H182V53L179 52ZM187 54H186V55H187ZM190 54H191V53H190ZM192 54H191V55H192ZM204 54H206V53H204ZM217 54H218V56H217ZM236 54H235V55H236ZM239 54H240V53H239ZM245 54H246V53H245ZM247 54H248V53H247ZM247 54H246V55H247ZM250 54H251V53H250ZM139 55H140V54H139ZM155 55H159V57H160L161 59H160V58H156V57H158V56H155ZM160 55H161V56H160ZM162 55H164V56H162ZM172 55H174L175 57L173 56V57H174V58H173ZM182 55H184V57H185V54H182ZM196 55H197V54H196ZM207 55H208V54H206V56H207ZM225 55H224V57H227V56H225ZM235 55H234V57H236ZM246 55H245V56H246ZM259 55H260V54H259ZM263 55H264V54H263ZM4 56H5V59L3 58ZM46 56H47V54H46ZM54 56H55V57H54ZM91 56H93V55H91ZM97 56H98V55H97ZM97 56H95V57H97ZM102 56H104V55H102ZM114 56H113L112 58H115ZM121 56H122L125 60L122 61L123 58H121ZM140 56H141V55H140ZM146 56H150L151 58H150V57H146ZM153 56H154V57H153ZM187 56L189 57L190 55H187ZM187 56H186V57H187ZM193 56H194V55H193ZM200 56H201V57H200ZM237 56H238V55H237ZM49 57H51V58L54 57V59L52 58V59H53V60H52V59H50ZM93 57H94V56H93ZM95 57H94V58H95ZM98 57H99V59H97V60H100V61H101L103 58H105L104 60H105V61H106V60L108 61V55L104 56L102 59H100L101 56H98ZM119 57H120V59H119ZM162 57H163V58H162ZM197 57H198V55H197ZM197 57H196V56H194V57H191V56H190V58H191V59L193 58V59H192V60H191V59H190V60L188 59L187 62H188V63L191 62L193 65L195 64L194 66L196 67V64L198 63V61H197V60H194V59L197 58ZM199 57H200V58L203 57L202 60L200 59V61H199V65H201V67H202V64H203L204 66H207V67H208V65H206V63H205V62H206L205 60H207V59L210 60L211 57L206 58V59L204 60L205 62L203 61V59L205 58L204 55L202 56L201 53H200V54H199ZM239 57H240V56H239ZM251 57H252V55H251ZM91 58H92V57H91ZM91 58H90V59H91ZM142 58H143V60H144V58H145V60L142 61ZM146 58H150V59H153V58H154V59H153L152 62H151L150 59H147V60H146ZM221 58H222V59H221ZM221 58L219 59L220 61H219V63L217 62V64H215V62L212 64V61H211V60L213 59V58H212V59L209 61V63L211 62L210 65H211L212 67L214 66L213 68H215V65L217 66L218 64H219V66H220V64H221V65H224V64L226 65V64L228 63V60L226 59V60H227V61H226V60L223 58V56H221ZM236 58H237V57H236ZM242 58H245L244 55L242 56ZM242 58H240V59H242ZM83 59H84V58H83ZM87 59H88V57H87ZM155 59H156V60H155ZM158 59H159V60H158ZM197 59H198V58H197ZM231 59H232V58H231ZM231 59H229V60H230L229 63H230V64H233V65L235 66L234 62H236V60L233 59V60L231 61ZM240 59H239V61H240ZM248 59H249V58H248ZM251 59H252V58H251ZM254 59H255V58H254ZM4 60H5V61H4ZM47 60H49V61H47ZM61 60H60V61H61ZM92 60H93V58H92L90 61H92ZM95 60H96V59H95ZM111 60H112V59H111ZM148 60H150V61H148ZM166 60H167L166 63H168V59H166ZM198 60H199V59H198ZM224 60H225L226 62H223ZM46 61L49 62V63H48V64H45ZM105 61L100 62L101 65H100V63H99L98 61H96V62H98V64H99L100 67H101V66H104V65H105ZM117 61H118V62H117ZM145 61H147V62H145ZM192 61H194V62L197 61V62H196V63H193ZM201 61H202V62H201ZM207 61H208V60H207ZM237 61H238V60H237ZM246 61H247V58H246ZM249 61H251V60H249ZM47 62H46V63H47ZM88 62H89V60H88ZM88 62H85V63L87 64ZM115 62H116V63H115ZM127 62H125V63H127ZM142 62H143V63L145 62L143 66H142V64H143ZM150 62H151V63H150ZM153 62H154V63H153ZM175 62H176V63H175ZM187 62H186V63H187ZM200 62H201V63H200ZM222 62H223L224 64H222ZM232 62H233V63H232ZM253 62H254V61H253ZM51 63H53V62H51ZM55 63H54V64H55ZM85 63H84V64H85ZM89 63H90V62H89ZM89 63H88V64H89ZM103 63H104V65H102ZM236 63H237V62H236ZM239 63H240V62H239ZM256 63H257V65H258V66L256 65V66H257V67H256V68H257V71L255 70L256 72L252 73L253 70H251V68H249V69H248V70H249L248 74L245 73V74H247V75H244V76H242L241 78L238 77V79L240 78V80H239L238 82H236L238 79L235 78V79H237V80H236V81H233V82H235V83H234L235 86H234L233 88H231V86H228L229 83H227V81H225V83L222 84V87L220 86L221 88H218V89H217V87L214 86V87H213V90L210 92L211 96H210V95H209V96L207 95L206 97H204V98H206L205 100H204L203 98L201 99V100H202V101H201V102H202V105H201V103H200V106L203 107V110H201L202 107H200L199 110H200V111H205L206 114H208V116H209V114L211 113L210 111H212L213 113L210 114L211 117L209 116L211 119L207 116L208 119H210L211 121L214 119L215 116H216V118H217L218 116L216 115V113L214 114V111H216L217 107L220 108V105H221L223 102H224L225 104H226V102H228V104L230 103L229 105H231V103L233 104L234 101L236 102V100H237L238 90H239V92H241L240 89H242V91L246 94V92H247L246 90H248V89H250L251 87H253L254 81H258V82H259L260 79H262V80L264 79V61H263V56H259V57H257V58H256ZM59 64H60V63H59ZM59 64H58V66H60ZM88 64H87V65H88ZM91 64H92V63H91ZM91 64H90V65H91ZM95 64H96V63H93L92 66H94ZM98 64H96V65L94 66L95 69L97 68L96 66H97ZM109 64H110V66H109ZM148 64H150V65L152 64L153 67L151 66V67H152V68H151L150 65H148ZM154 64H155V66H158L157 68L160 69L159 71H158V70L156 71L157 68H156V69L154 68V67H155ZM184 64H185V63H184ZM184 64H183V65H184ZM189 64H190V63H189ZM207 64H208V63H207ZM214 64H215V65H214ZM240 64H241V63H240ZM250 64H251V63H250ZM254 64H255V63H254ZM46 65H49V69H47L48 67H47ZM90 65H88L87 68H88V69L90 68L91 71H92V69H94V67L92 68V67H90ZM99 65H98V66H99ZM118 65H119V64H118ZM135 65H137V66H135ZM145 65H146V66H145ZM180 65H181V63H180ZM193 65H192V68H190L191 66H189V65L187 66V64H185L184 69H185L186 67H189L188 69H192V70H193ZM199 65H198V66H199ZM210 65H209V66H210ZM225 65H224V66H225ZM228 65H229V64H228ZM245 65H246V64H245ZM56 66H57V65H56ZM123 66H124V65H123ZM138 66H139L140 68H138ZM181 66H182V65H181ZM230 66H231V65H230ZM230 66H229V67H230ZM240 66H241V65H240ZM253 66H254V65H253ZM253 66H250V67H253ZM83 67H84V69L86 68V66H84V65H83ZM83 67H82V68H83ZM100 67H99V69H101V70H98V69H97V70H93V72H94V71H97V72H98V73L94 72V73H96V74L98 75V76L95 75V76H97L98 78H99V75H101V73H102V72H100V71H102V69H104L103 67H102V68H100ZM142 67H146V69H145V68L142 69ZM178 67H179V66H178ZM182 67H183V66H182ZM195 67H194V68H195ZM235 67H237V66H235ZM235 67H234V68H235ZM245 67H246V66H245ZM55 68H56V67H55ZM60 68H63V69H61V73H60L61 75H63L62 72L65 71V70H64V67L62 66V67H60ZM87 68H86V71L83 70V71L86 72L85 75L83 74L84 72L81 71L82 74H83L84 76H86V77H85V80H86L85 82L87 83V86H88L87 78H89V76H90V78H91V77L93 78V81L90 79L91 82H89V84L91 83V85H92V84L95 83V87H96V84L99 85L98 81H100V80L97 79V77H95V76L92 74L93 72L91 73L92 76H91V75L87 76V75H88V74H87ZM119 68H120V67L116 68V70H115L113 73L111 72L112 69H113V68H112V69L110 70V72H111L112 74H114L115 72L117 73V72H118L117 70H118ZM137 68H138V69H137ZM208 68L212 69L211 67H208ZM221 68L223 69V67H220V71H221ZM231 68H232V67H231ZM243 68H244V67H243ZM243 68H241V69L243 70ZM57 69H59V68L57 67ZM57 69L54 70L55 73L57 72ZM90 69H89V70H90ZM114 69H115V68H114ZM130 69H131V71H133V72H131ZM133 69H134V70H133ZM135 69H137V71H135ZM139 69H140V71H139ZM147 69H148V70H147ZM153 69H154L155 71H154ZM161 69H162V70H161ZM178 69H179V68H178ZM181 69H183V68H181ZM196 69L198 70V68H196ZM196 69H195V70H196ZM199 69H200V68H199ZM216 69H218V68H216ZM225 69H226V72H227V70H228V69H227V66L225 67ZM258 69H259V70H258ZM68 70H67V71H68ZM141 70H142V71H141ZM144 70H146V71L144 72ZM197 70H196V71H197ZM207 70H208V69H207ZM28 71H29V72H28ZM44 71H45V74L47 73L46 76H45V74H44ZM69 71H70V70H69ZM72 71H70V72H72ZM107 71H106V73H107ZM151 71H152V73H151ZM162 71H163V72H162ZM190 71H191V70H190ZM209 71H210V73L208 74V76H209V75L211 74V72H212L211 70H209ZM216 71H217V70H216ZM216 71H215V72H216ZM218 71H219V70H218ZM224 71H225V70H224ZM224 71H223V74H225ZM235 71H236V70H235ZM235 71H234V72H235ZM251 71H252V72H251ZM259 71H261V72H259ZM78 72H80V71H78ZM81 72H80L79 74H81ZM108 72H109V71H108ZM110 72H109V73H110ZM134 72H135V73H134ZM154 72H158L157 74L159 75V76H157V78H156V76H155V78L158 79V80H156V81H154L155 78H153V77H154ZM159 72H160V73H159ZM179 72H180V69H179ZM181 72H182V71H181ZM184 72L188 73L187 71H184ZM193 72H194V70H193ZM200 72H203V71H200ZM204 72H205V71H204ZM204 72H203V74H202L203 77H202V76H201V77H202V79H204V80L206 81V80L208 79V77H206V74H205ZM206 72H207V71H206ZM51 73H52V71H51ZM51 73L48 74L49 77H51V76H50ZM66 73H69V72H66ZM66 73L64 72V74H66ZM73 73H74V72H73ZM75 73L77 74V71H76ZM75 73H74V74H75ZM88 73H89V71H88ZM99 73H100V74H99ZM104 73H105V71H103L102 76H100V78H101V77H102L103 79L105 78ZM106 73H105V74H106ZM109 73H108V74H109ZM124 73L130 74V75H133V74H134V75H133V76H129V75L124 74ZM161 73H162V74H161ZM175 73H176V74H175ZM189 73H190V72H189ZM194 73H195V72H194ZM207 73H208V72H207ZM221 73H222V72H220V75L222 76ZM235 73H236V72H235ZM243 73H244V72H243ZM28 74H27V75H28ZM42 74H44L43 77L41 76ZM53 74H54V73H53ZM69 74H70V73H69ZM74 74H73V75L70 74V75H71V76H75L76 74H75V75H74ZM82 74L78 77L79 79H82V77H81V76H83ZM89 74H90V73H89ZM108 74H107V75H108ZM152 74H153V75H152ZM170 74L173 75V76L170 77ZM197 74L200 76L201 73H198V71H197ZM54 75L56 76V74H54ZM66 75H67V74H66ZM70 75H69L68 77L71 78ZM107 75H106V76H107ZM183 75H185V74L182 73V76H183ZM192 75H193V74H192ZM204 75H205V76H204ZM220 75H219V79H223V80L226 79V77L224 78L225 75H223V77H221ZM228 75H230V74L228 73L226 76L228 77ZM36 76H38V77L40 76V77H39V80H38V78H37V80L35 79ZM57 76H58V75H57ZM77 76H78V74H77ZM77 76H76V78H77ZM84 76H83V77H84ZM93 76H94V77H93ZM139 76H138V77H139ZM148 76H153V77H152V78H153V82H152V78H150V77H148ZM179 76H181L180 73H179V75L175 76V81H176V83H177V81H178V79H179V78H178ZM194 76H196V75L194 74ZM3 77H2V78H3ZM119 77H121V75H120ZM126 77H127V78H126ZM131 77H133L132 80L130 79ZM134 77H135V78H134ZM176 77H177L178 79H177ZM183 77H184V76H183ZM185 77H186V76H185ZM196 77L198 78V76H196ZM196 77H194V78H196ZM209 77H210V76H209ZM233 77H234V76H233ZM236 77H237V75H236ZM31 78H32V77H31ZM31 78H29V79H31ZM47 78H48V77H47ZM74 78H75V77H74ZM74 78H73V79H74ZM76 78L74 79V82L77 80ZM94 78L97 79V80L95 79V82H94ZM140 78H139V80H140ZM194 78H193V80H194ZM197 78H196V79H197ZM199 78H200V77H199ZM206 78H207V79H206ZM214 78H215V77H214ZM33 79H31V81L29 80L30 83H31L32 81H34ZM49 79H50V78H49ZM52 79H55V77L52 76ZM63 79H64V78H63ZM66 79H67V78H66ZM66 79H64V80H66ZM73 79H72V80H73ZM79 79H78L77 81H79ZM103 79H102V80H103ZM106 79H107V78H106ZM127 79H130L131 81H130V80H127ZM133 79H134V80L136 79V80L133 81ZM146 79H151V80H146ZM166 79H167V78H166ZM168 79H167V80H168ZM184 79H185V78H184ZM188 79H189V78H188ZM209 79L213 80V78H209ZM227 79H228V78H227ZM10 80H8V82H9ZM46 80H47V79H46ZM46 80H43V79H42V82H40V81H39V83L35 82V85H36V83H37L38 85L41 84V86H42V84L44 83L43 85L45 86V83L48 81V80H47V81H46ZM50 80H51V79H50ZM50 80H49V82H48V89H47V88H44L45 91H46V89H47L46 92H45L44 90H42L43 88H42L41 86H39V88H40V87L42 88V89L40 88V89H41V92L44 91V93L42 92L43 94L41 95V92H40V94H38V96L41 95L40 97L44 100L43 102H45V103H42V102H41L42 100H40V99L38 100L39 102L36 101V100H35L36 102L34 101L35 98H38V96H36V93H38V92L35 93L34 90H33V91H34V92H33V91L30 90V88H27V85H28V82H29L28 80H27V81H28V82H27V85H24L26 82H23V83H21V82H15L16 84L13 82V83H14L13 86H16V87L19 86L18 89L21 88V89L24 91V92H23V93H25L24 95H23V94H22V95L20 94V93H22V91L19 93V96H22V97H23V98L21 97V100L23 99L22 101L25 100V99H24V98H26V97H24L25 95L27 96V95L29 94V95L27 96V99H28V98H30V97L35 93V94L33 95L34 98H33V96L31 97V99H33V100H31V99L27 100V99H26V100L24 101L25 103H26V101H28V102H27L28 105H29V104H32V105H36V104H38V105H36V111H37V112H35L33 116H31L32 113H33V110H32L33 107H32L31 105H29V107H30V106L32 107V108L30 107V108H31V109H30L28 106H26L27 103L25 104V103H23V102L21 101V103L25 106L24 108L28 107V109L26 108L27 111H25V112H28V111H31V110H32V112H30L31 114H29V112H28V113H25L26 115L24 116V119H32V117H34L35 115L38 116V117L35 116V117H36V118H35V119H36L35 121L28 120V121L24 124V125L27 126V135H28V137L31 139V141L34 143V145H37V147H35V148H36V149L38 150V152H40V153H42L43 150H45V149H48V150H49V149H52V150H53L55 147H57V148H61V149H64V150L60 153L59 157H58L56 160H54V161L52 162V163L55 162L53 167H55V166H56V167H60L59 172H60L61 175L66 176V174H67V175H69V176L71 177V174H70L69 171H74V167L72 166L71 163H69V158L71 157L70 154H71L73 157H75L77 160H79L80 163H83V162L88 161L89 158H93V155H91V157L89 156V155L92 154V153L101 152V153L109 154V153H111V151H113V149H116V148H117V149H120V151H123V152L126 153V154L128 153V156H127V157H125L126 154H125V156H122L121 158L116 157V161H117V160H118V161L120 160L119 162L117 161V162H118L117 164H121V162L127 161V159H129L130 156H132V157H131L132 160L130 159L131 161H133L134 159H137V157H135L134 154H135V152H136V148H137V145H136V144H137L138 142H140L142 145H144V148L142 147L143 149H142V148L140 149L141 151H143V150L146 149L145 146H146L148 143H150L151 140L153 139L152 137H150V138H152L151 140L148 139V140H150V142H148V140H147L148 143H146V142H145V144L142 143V142H143L142 139L144 140V139H146V137H147L145 133H147L148 130L151 129V127H152V128L154 127V126L152 125L153 123H151V121L155 120V119H154L155 117L152 118L153 120L151 119L150 123H149V122H146V121H147V120H146V121H145V124H144L142 127H141V124H142V123L139 124L140 126H139L137 123H136V124H137V125H136V124H135V121H134L133 118H132L134 115L139 114V112H141V110L143 109V107H142V109H141L140 111H138V110L141 108L140 106H143V104H144V103H140V104H141L140 106H139L138 104H136L137 107L139 106L140 108H138V110H137L135 113H134V111H133L134 109H133L132 106L134 105V103H137V102H138L136 99L138 98V100H139V98H140V96H141V95L138 96L139 93L136 94V96H138V97H136V99H135V97H134V99H133V104L131 103V102H132L131 100H130L131 102L129 101V99H131V98H133V97H130V98L126 99V100H127L126 102L129 101L128 103H131V104H132V105L130 104L131 106H129V104H127V107H126V104H125V102H124V101H125L124 99H120L121 97H119L118 99H120V100L118 101L117 97H115V95H117V93L115 92V90H114V92H115L116 94H115L114 92H112L113 94H111V92L109 93V91L107 90V91H108V94L104 95L105 93H104V94L101 93L102 89H100V87H101V85H100V87H98V88L96 87L97 90H98V92H99V97H100V99H98V100H99L100 102H103V101H101V100H102V97H103V96H106V97H105L106 99L103 97V100H105V102H104L105 105H104L103 103H101V105H103L104 109L101 107L103 110H102V111H99V112H102V113H97L98 111H96V113H94V112H95V111H94V110H95V109H94V105H95V104L98 105V104H100V103H98L99 101H98L97 103H96V102H95V103H89V102H90L91 97H94V98H95L94 95H96L95 93H98V92L96 91V88H94V89L91 88V89L93 90V91H92V90L90 89V87L88 86L89 89H90L93 93L91 92L92 94H91V96H90V94H88V93H90V92H85V93H86L85 95L88 94L89 97H90V99L87 98L86 96L84 97V96H82V95H79V96H82V98L84 97L83 99H81L82 101H80L79 96H77V97L79 98V100H77V101L75 100V101H76V105H77V104L79 105L81 102H83V105H82V103H81V104L79 105L80 107L77 105V107H75V108L78 110V107H79V108L83 107V108H85V111H84V112L88 111V110L91 108V109H90L91 111L86 112V113H84L83 111H82L83 113H80V112H77V111H76V112H75V111L73 112V110H76V109L74 108V105H75V104H73V101L71 102L70 99H73V100H74L75 97L73 98L72 96H73V94H74L75 92H76V94H78L77 92L82 91L81 94H84V93H83L84 89L87 90V91H89V89L87 88V86H85L86 83H83V82H84V81H83V82H81V84H79V82L82 81V80H80L79 82L76 81L75 83L72 82V84H71V81H72V80H71V81H70V80L68 81V79H67L66 81H67V82H70V84H68L69 86L67 87L66 84H65V86H64V83L62 84L63 81H60V82H61V83H60L61 85H60L59 83H57V86H58V84H59L61 87H59V86H58L59 88H58V87H54V89L57 88V89H58V92L61 91V92H60L61 94L63 93L62 90H63L64 88H65L64 91H65L66 89H68V90H69V89H72V90H73V88H75V87L79 88L78 86H79V85L81 86V85H83V84H85V85H83V86H85V88L83 89L82 86L80 87L81 90H80V88H79V89L76 88V90H79V91L74 90V91H72L73 94H71V93L69 92V91H71V90H69V91L66 90V92L63 93L64 96L62 95L63 97L60 95V93H56V94H57V96H56L55 93H53V91H52V92L50 91L49 95H50L51 93H53V96H48V95H47V92H48V90H49ZM83 80H84V78H83ZM112 80H111V81H112ZM145 80H146L147 82H146ZM223 80H222V81H223ZM228 80H229V79H228ZM262 80H261V81H262ZM4 81H5V80H4ZM4 81L2 80V82H4ZM96 81H97V83H96ZM103 81H104V80H103ZM103 81H101L102 84H103ZM108 81H110V80H107V82H108ZM129 81L131 82L132 86H131V84L129 85ZM132 81H133V82H132ZM183 81H184V82H181V81H180V83H179V81H178V84H179V85L182 84V85H180V86H182V87H183V85H184L183 83L187 84V83L185 82V80H183ZM220 81H221V80H220ZM222 81H221V82L218 81V82H219V83H222ZM229 81H230V80H229ZM263 81H264V80H263ZM93 82H94V83H93ZM150 82H151V83H150ZM160 82H162V78H161V81H160ZM191 82H193V81H191ZM191 82L189 83L188 86H190ZM213 82H214V80H213ZM233 82H232V83H233ZM0 83H1V79H0ZM4 83H5L6 85H5ZM4 83H3V87H4V86H7V82L5 81ZM17 83H18V84H17ZM33 83H34V82H33ZM77 83H78V84H77ZM82 83H83V84H82ZM101 83H100V84H101ZM111 83H113V81H112V82H109L110 85H109L108 83H106V84H108L107 86H109V87L111 86V87H112V84H111ZM115 83H117V84L115 85ZM138 83H140V82L138 81ZM138 83H137V82L135 83V84H137V85H136L137 88H139V84H138ZM148 83H150V86H148ZM163 83H164V82H163ZM174 83H175V82H174ZM199 83H200V82H199ZM211 83H212V82H211ZM219 83H218V84H219ZM262 83H263V82H262ZM8 84H9V83H8ZM74 84H75V86H74ZM140 84H141V83H140ZM158 84H159V82H158ZM160 84H161V83H160ZM195 84H196V83H195ZM207 84H209V83H207ZM207 84H206V86H207ZM255 84L257 85L256 82H255ZM11 85H12V84H11ZM11 85H8L7 87H8L9 89H11V87H13V86H11ZM71 85H73L74 87H73V88H72V87L70 88ZM76 85H78V86H76ZM98 85H97V86H98ZM164 85H165V83H164ZM196 85H199L198 82H197ZM196 85H193V86L196 87ZM201 85H202V83H201ZM215 85H216V84H215ZM219 85H221V84H219ZM244 85H247V86H248V89H247V87H245ZM51 86H52V84H51ZM51 86H50V87H51ZM63 86H64V87H63ZM102 86H103V85H102ZM129 86L133 87V88H132L133 90H132L131 88H130V89H127V88H129ZM162 86H163V84H162ZM180 86H178V87H180ZM184 86H185V85H184ZM193 86H191V87H193ZM208 86H209V85H208ZM227 86H228V88H227ZM0 87L2 88V89L0 88V90H3V92H4V89H3L2 85H0ZM16 87H15V88H16ZM25 87H26L27 89H26ZM92 87H93V86H92ZM103 87H106V86H103ZM109 87H106L105 89H107V88H109ZM160 87H161V86H160ZM173 87L175 88V86H173ZM185 87L187 88V86H185ZM185 87H184V88H185ZM257 87H258V86H257ZM13 88H14V87H13ZM37 88H38V87H37ZM60 88H62V89H60ZM162 88H163V87H162ZM166 88H168V87H166ZM176 88H177V87H176ZM186 88H185V89H186ZM204 88H205V87H204ZM254 88H255V86H254ZM18 89H17V90H18ZM21 89H20V90H21ZM57 89H55V90H57ZM164 89H165V88H164ZM179 89L181 90V89H183V88H181V87H180V88H177V89H175L174 92L169 91V90H166V91H168V95L165 96V97L163 98L164 103H165V104H168V105H171V107H173V106L175 105V103H176L177 96H178V95H182V94H180L181 92H185V89H184L183 91H181V92L178 91ZM189 89H190V87H189ZM191 89H192V88H191ZM191 89H190V90H191ZM252 89H253V88H252ZM252 89H251V90H252ZM259 89H260V88L258 87V91H260V94H261L262 91H261V89H260V90H259ZM26 90H27L28 93L26 92ZM29 90H30L32 93H31ZM55 90H54V92H56ZM100 90H101V91H100ZM109 90L111 91V89H109ZM140 90H141V89H140ZM144 90H145V89H144ZM144 90H141V91H144ZM157 90H158V89H157ZM210 90H211V87H210V89H207L208 92H209ZM5 91H6V90H5ZM94 91H96V92L94 93ZM103 91H104V90H103ZM103 91H102V92H103ZM135 91H136V90H135ZM145 91H146V90H145ZM187 91H188V89H187ZM187 91H186V92H187ZM205 91H206V89H205ZM29 92L32 94L31 96H30V93H29ZM68 92H69V93H68ZM186 92H185V93H186ZM188 92H189V91H188ZM188 92L186 93V95H184V96H186L187 99H188V97H189L190 95L192 96V91H191V94H188ZM256 92H257V90H256ZM1 93H2V92H1ZM6 93H8V92L6 91ZM11 93H12V92H11ZM26 93H27V94H26ZM134 93H136V92H134ZM142 93H144V92H142ZM145 93H146V92H145ZM258 93H259V92H258ZM262 93H264V92H262ZM4 94H5V93H4ZM45 94H46V96H45ZM66 94H70V97H69V95L67 96ZM79 94H80V93H79ZM93 94H94V95H93ZM114 94H115V95H114ZM129 94H130V93L126 94L125 96H127V95H129ZM132 94H133V92H132ZM132 94H131V95H132ZM148 94H150V93H146V94H145V98H146V99L143 97L144 99H141V100L146 101V100H147V97L150 98V99H153V98L155 97L154 100L157 99V98H156V97H157L156 95L153 94L154 96H150L151 94H150V95H148ZM183 94H184V93H183ZM251 94H252V93H251ZM254 94H255V93H254ZM43 95H44V97H45L46 99H45L44 97H42ZM51 95H52V94H51ZM92 95H93V96H92ZM112 95H114L113 98H110ZM157 95H158V94H157ZM163 95H164V94H163ZM163 95H162V96H163ZM187 95H189V96H187ZM256 95H257V94H256ZM261 95H262V94H261ZM2 96H3V95L0 94V126H1V123H2V122H4L5 120H8V119H12V118H13V115H14V111H12L11 108L4 109L3 103L6 101V99H5V98H6V97H5L6 95H4V97H2ZM19 96H17V95L15 94V96H13L14 98H13V97H11V98L15 101L16 97L19 99ZM47 96H48V97H47ZM58 96L62 97L63 99L65 98V96H67V97H66V100H64V101H62L63 99L61 100V101L63 102V103H62L61 101H58V99H61V98H58ZM75 96H76V95H75ZM122 96H123V95H122ZM125 96H124V97H125ZM132 96H134V95H132ZM142 96H144V94H143ZM191 96H190V97H191ZM247 96H248V95H247ZM49 97H51V98H49ZM56 97H57L58 99H56ZM68 97H69V99L67 100ZM71 97H72V98H71ZM77 97H76L75 99H77ZM160 97H161V96H160ZM201 97H202V96H201ZM207 97H208V98H207ZM239 97H240V96H239ZM85 98H86V99H85ZM109 98H110V99H109ZM141 98H142V97H141ZM161 98H162V97H161ZM192 98H193V97H192ZM252 98H253V97H252ZM2 99H4V100H2ZM84 99H85V102L88 101L87 99H89V102H87L89 106H88L87 104H85ZM95 99L97 100V95H96V98H95ZM174 99H175V102H174ZM234 99H235V100H234ZM248 99H249V98H248ZM1 100H2V101H1ZM69 100H70V101H69ZM91 100H92V99H91ZM122 100H123L124 104H123ZM177 100H178V99H177ZM183 100H184V99H182V101H183ZM188 100H189V99H188ZM190 100H191V99H190ZM203 100H204L205 103H206V104L204 103V105H203V102H204ZM260 100H261V98H260ZM262 100H263V99H262ZM14 101H13V102H14ZM19 101H20V99L18 100V102H19ZM29 101H30V102L33 101V102L30 103ZM56 101H58V102L61 103V104L59 103L60 106H58V105H59L58 103H57L58 105L56 104ZM65 101H67L68 104H70V102H71V103H72V107H73L74 109L72 108L73 110H71L70 108H68V107H71V105H67V106H66V105H63ZM79 101H80V103H79ZM94 101H95V100H94ZM120 101H121V102H120ZM135 101H136V102H135ZM158 101H159V99H158ZM160 101H161V100H160ZM195 101H196V100H195ZM197 101H198V100H197ZM197 101H196V102H197ZM221 101H222V103H221ZM257 101H258V100H257ZM257 101H256V102H257ZM16 102H17V100H16ZM16 102H15V103H16ZM34 102H35V104H33ZM91 102H93V101H91ZM139 102H140V101H139ZM151 102H152V100H151ZM151 102L147 100V103H146L147 106H150V104L154 103V102H152V103H151ZM155 102H157V101H155ZM183 102H184V101H183ZM183 102H180V103H183ZM188 102H190V101H188ZM191 102H192V101H191ZM240 102H241V101H240ZM243 102H244V100H243ZM19 103H20V102H19ZM21 103H20V104H21ZM65 103H66V102H65ZM120 103H121L122 105H121ZM157 103H158V102H157ZM157 103H156V104H157ZM161 103H162V102H161ZM164 103H163V104H164ZM194 103H195V102H194ZM39 104H40V105H39ZM42 104H43V105H42ZM55 104H56V105H55ZM84 104H85V105H84ZM106 104H107V105H106ZM156 104L154 103V109H155V106H156V110H155V111H154L153 108L151 107L153 104L150 106L152 109H148V110H151V111H150L151 113H152V111H153V112L158 113V114H159V112H161V111L163 112V110L160 111V109H161L160 105H161V104L159 105L160 109H159V107H157V105H158L159 103H158L157 105H156ZM184 104H185V103H183V105H184ZM190 104H191V103H190ZM225 104H224V105H225ZM228 104H227L226 106H228ZM235 104H236V103H235ZM253 104H254V102H253ZM258 104H260V103H258ZM54 105H55L56 107H53ZM86 105H87V106H86ZM90 105H91V106H90ZM120 105H121V106H120ZM123 105L125 106V108H122V107H124ZM144 105H145V104H144ZM168 105H167V106H168ZM180 105H181V104H180ZM185 105H186V104H185ZM185 105H184V106H185ZM192 105L194 106L195 104H192ZM261 105H262V103H261ZM61 106H66V107H65L66 109H65V108H63L64 110L59 109V108H62ZM84 106H85V107H84ZM92 106H93V109H92ZM105 106H106V107H105ZM184 106H183V108H185ZM188 106L191 107V106L189 105V103H188L187 107H188ZM198 106H199V105H198ZM226 106H225V107H226ZM258 106H259V105H258ZM42 107H43V108H42ZM88 107H90V108H89L88 110H86ZM135 107H136V106L134 105V108H135ZM137 107H136V109H137ZM162 107H163V106H162ZM175 107H176V105H175ZM178 107H179V106H178ZM180 107H181V106H180ZM180 107H179V109H180ZM189 107H188V108H189ZM34 108H35V107H34ZM95 108H96V105H95ZM101 108L98 107L97 109H101ZM157 108H158L159 111H157ZM167 108H168V107H167ZM169 108H170V106H169ZM188 108H187V112L189 111ZM191 108L194 109L193 107H191ZM26 109H25V110H26ZM37 109H38V110H37ZM57 109H58V110H57ZM122 109H123V110H122ZM130 109H131V110H130ZM132 109H133V110H132ZM136 109H135V110H136ZM146 109H147V107H145V109H144V111H143L144 113H147V112H148V111L145 112ZM172 109H173V108H172ZM176 109H177V108H176ZM179 109H178V110H179ZM181 109H182V108H181ZM185 109H186V108H185ZM185 109L180 110L181 112L178 111L179 113H181V114H180V118H179L180 120H181V118H183V116H181V115H183L182 113L184 112ZM195 109H196V108H195ZM195 109H194V110H195ZM228 109H229V108H228ZM242 109H243V108H242ZM253 109H254V108H253ZM92 110L94 111V112H93L94 114L92 113ZM34 111H35V110H34ZM47 111H48V114H47ZM50 111H51V112H50ZM131 111H133V112H131ZM156 111H157V112H156ZM168 111H170V110L168 109ZM190 111H192V110H190ZM190 111H189V112H190ZM196 111H197V110H196ZM196 111H194V112H196ZM222 111H223V110H222ZM233 111H234V110H233ZM254 111H255V110H254ZM38 112H39V114H38ZM143 112H141V113H143ZM162 112H161L160 114H161V115H164V114H162ZM170 112L173 113L172 111H170ZM174 112H175V111H174ZM185 112H186V110H185ZM185 112H184V113H185ZM189 112H188V114H189ZM194 112L192 113V115L194 114ZM217 112H220V111L218 110ZM235 112H236V111H235ZM240 112H241V111H240ZM250 112H251V110H250ZM259 112H260V111H259ZM144 113H143V114H144ZM165 113H166V116H168V114H167L166 111H165ZM201 113H202L203 117H205L204 114H203V112H201ZM227 113H228V112H227ZM229 113H231V112H229ZM245 113H246V112H245ZM252 113H253V110H252ZM254 113H255V112H254ZM49 114H51V116H52L51 119H50V117L48 116ZM86 114H87V115H86ZM92 114H93V115H92ZM95 114H97V115H95ZM143 114H142V115H143ZM185 114H187V113H185ZM185 114H184V116H185ZM188 114H187L185 117H186V118L189 117V118L191 119V117H192V116H191V113H190L189 116H188ZM234 114H235V113H234ZM242 114H243V113H242ZM249 114H250V113H249ZM260 114H261V113H260ZM144 115L146 116V115H151V114H144ZM152 115H154V114H152ZM171 115H172V114H171ZM178 115H179V114H178ZM225 115H226V112H225ZM174 116H175V115H174ZM174 116H173V117H174ZM190 116H191V117H190ZM194 116H196V115H194ZM212 116H214V117L212 118ZM251 116H252V115H251ZM251 116H250V117H251ZM260 116H261V115H260ZM11 117H12V118H11ZM48 117H49V119H50L51 121H53V123H52L50 120H48ZM137 117H138V116H137ZM137 117L135 116V119H136ZM148 117H153V116H148ZM159 117H161V116H159ZM203 117H201V118L203 119ZM227 117H228V116H227ZM253 117H254V119H255V116H254V115H253ZM52 118H53V119H52ZM139 118H140V119H139ZM139 118H137V120L139 119V122H140V120H141L143 117H142L141 115H139ZM145 118H146V117H145ZM163 118H164V116H162V119L160 118L161 121H162V123H163V120H164L166 117H165L164 119H163ZM175 118H176V120H175V119H174V120L177 121L178 118H177V117H175ZM195 118H196V117H195ZM195 118L192 117V119H191V120H193L194 123H195V121H197ZM199 118H200V117H199ZM199 118H198V119H199ZM232 118H233V116H232ZM117 119H118V121H122V122H117ZM147 119H148V118H147ZM168 119H169V118H168ZM194 119H195V120H194ZM202 119H201V120L199 119L198 121H201V122H202ZM218 119H219V118H218ZM218 119H217V120H218ZM220 119H222V118H220ZM229 119H230V118H229ZM42 120H43V121H42ZM44 120H45V121H44ZM47 120H48V121H47ZM143 120H145V119L143 118ZM143 120H142V122H143ZM158 120H159V118H158ZM158 120H157V121H158ZM174 120H173V121H174ZM183 120H185V118H183L181 122H183ZM186 120H189V119H186ZM191 120L189 121L191 125H189V124H188V125H189V126H194V124L191 123ZM210 120H209V122H210ZM155 121H156V120H155ZM157 121H156V122H157ZM161 121H160V120L158 121L159 124H160ZM164 121H165V120H164ZM175 121H174V122H175ZM178 121H179V120H178ZM225 121H227V120L225 119ZM45 122H46L47 124H48L49 122H50V123H49V125H47ZM139 122H138V123H139ZM158 122H157V124H158ZM166 122H167V120L165 121V123H166ZM170 122H171V120L169 121V123H170ZM189 122H187V123H189ZM204 122H206V121L204 120ZM204 122H203V123H204ZM213 122H214V120H213ZM215 122H216V121H215ZM228 122L230 123V121H227V124L223 122V123H224V124H223V126H224V127H223V128H224L223 131H225V130H228V131H229V129L231 128V127H229L230 125H229ZM165 123L162 124V125H165V126H164L165 129L163 128L164 130H167V129L171 130L170 128H172L173 125H176V126H177V124H178V122H176V124H172V123H173V122H172V123H171L172 126H171V124L168 125V122H167V123H166V124L168 125V126H167ZM179 123H180V121H179ZM207 123H208V122H207ZM218 123H219V122H218ZM262 123H263V122H262ZM182 124L184 125V123H182ZM185 124H186V122H185ZM192 124H193V125H192ZM221 124H222V123H221ZM239 124H240V123H239ZM256 124H257V123H256ZM151 125H152V126H151ZM154 125H155V124H154ZM183 125H182V128H183ZM209 125H210V124H209ZM214 125H215V124H214ZM232 125H233V124H232ZM26 126H25V127H26ZM147 126H150V127L147 128ZM157 126H158V125H157ZM176 126H175V131H174V130H173V131L171 130L172 132H169V130H168V132H167V133H170L169 136H171L170 139L172 140V141H171L169 138H167V141L169 140V141H168L169 143H170V141H171V143L174 144V142H175L174 140L177 141V140H179V139L181 140V138H182V137H177L178 134L175 135V136H176V139L174 138V136H172V135L174 134V132L178 133V132H177L178 129H176V128H177V127L179 128L181 125L179 124V126H177V127H176ZM199 126H201V124H200ZM216 126H217V125H216ZM253 126H254V125H253ZM48 127H49V128H48ZM155 127H156V125H155ZM159 127H160V125H159ZM162 127H163V126H161V128H159V129H161V131L158 130V132L160 131V132H159L160 134L163 133V134L161 135V139L163 138L162 141L164 142V136L167 137L168 134L166 133V134L164 135V131H162V130H163ZM166 127H167V129H166ZM214 127H215V126H214ZM242 127H243V126H242ZM248 127H249V126H248ZM251 127H252V126H251ZM50 128H51V129H50ZM146 128L148 129L147 131L145 130ZM156 128H157V127H156ZM185 128H187V126L184 125V129H185ZM193 128H194V127H193ZM193 128H192V130H193ZM236 128H238V127H236ZM246 128H247V127H246ZM257 128H258V127H257ZM261 128H262V127H261ZM153 129H154V128H153ZM184 129H183V130H184ZM187 129H188V132L191 131V132L193 133V132H195V129H196V128H194V131L189 130V127H188ZM218 129H220V128H218ZM232 129H233V128H232ZM242 129H243V128H242ZM151 130H152V129H151ZM156 130H157V129H156ZM176 130H177V131H176ZM205 130H206V129H205ZM221 130H222V129H221ZM250 130H251V128H250ZM258 130H259V129H258ZM262 130H263V129H261V131H262ZM145 131H146V132H145ZM180 131H181V129H180ZM185 131H186V130H185ZM209 131H210V130H209ZM209 131L206 132V134H207V133L210 134ZM235 131H237V130L235 129ZM144 132H145V133H144ZM156 132H157V131H156ZM188 132H187V133H188ZM191 132H190V133H191ZM198 132H199V131H198ZM201 132H202V131H201ZM203 132H204V131H203ZM203 132H202V133H203ZM210 132H211V131H210ZM218 132H220V131H218ZM240 132H241V131H240ZM254 132H255V131H254ZM256 132H257V130H256ZM154 133H155V131H154ZM171 133H173V134L171 135ZM184 133H185V132H184ZM184 133H181V135H183ZM224 133H226V132H224ZM245 133H246V132H245ZM245 133H243V134H245ZM252 133H253V132H252ZM157 134H158V133H157ZM198 134L200 135L201 133L199 132ZM213 134H214L215 138L217 137V139L220 141V144H219V142H216L217 145L219 144V145H221V147H223V145H222V143H223L222 140H223V139H220L221 136H219V134H218V136L215 135L216 133H215L214 131H212V133H211L210 135H208V137H206L208 140H207L206 138H205L204 140H205V141H206V140H207V141H211V138L213 137V136H212ZM144 135H145L146 137H145ZM148 135H152L151 131H150V133H148ZM163 135H164V136H163ZM179 135H180V134H179ZM193 135H194V136H193ZM193 135H192V136H193L194 138L191 136V134L189 135V133H188V136H186V135H185V136L188 137V138H189V136H190V139L193 138L194 140L192 139V141L197 140V137L195 138V134H194V133H193ZM203 135H204V134H203ZM203 135H202V136H203ZM220 135H221V134H220ZM224 135H225V134H224ZM230 135H231V133H230ZM245 135H246V134H245ZM253 135H254V134H253ZM153 136H154V135H153ZM185 136H183V139L185 138ZM210 136H211V138H210ZM235 136H236V134H235ZM255 136H256V135H255ZM262 136H263V135H262ZM154 137H155V136H154ZM156 137H157V135H156ZM156 137H155V138H156ZM218 137H220V138H218ZM225 137H226V136H225ZM225 137H224V139H225ZM231 137H234V136H231ZM241 137H242V136H241ZM241 137H240V138H241ZM247 137H248V136H246V138H247ZM147 138H148V137H147ZM155 138H154L153 140L156 141V144H157V143L161 144L162 141H161V142H159V141L157 142V140H155ZM157 138H160V136L157 137ZM172 138H173L174 140H173ZM177 138H178V139H177ZM201 138H202V137H201ZM236 138H237V139H240V138H238V137H236ZM244 138H245V137H243V140H245ZM255 138H256V137H255ZM55 139H56V140H55ZM140 139H141V141H140ZM202 139H203V138H202ZM209 139H210V140H209ZM234 139H235V138H234ZM237 139H235V142H236ZM180 140H179V141H180ZM204 140H203V141H204ZM230 140H231V139H230ZM243 140H242V142H243ZM247 140H249V139H247ZM247 140H246V141H247ZM250 140H251V138H250ZM253 140H254V139H252V141H253ZM62 141H64V143H63ZM144 141H145V140H144ZM179 141H178V143H179ZM233 141H234V140H233ZM260 141L263 142V137H261V139L259 140V142H260ZM12 142H13V140H12ZM18 142H19V141H18L17 139H15L14 142H13V144H14L15 146H13V147L18 148ZM165 142H166V140H165ZM168 142H167V143H168ZM196 142H197V141H196ZM196 142H195V144H196ZM231 142H232V141H231ZM235 142H234V143H235ZM255 142H256V141H255ZM262 142H261V143H262ZM140 143H138V144L140 145ZM153 143H155V142H153ZM153 143H151V144H153ZM175 143H177V142H175ZM178 143H177V144H178ZM181 143H182V145H180ZM181 143H179L180 147L183 146V142H182V141H181ZM186 143H187V142H186ZM186 143H185V144H186ZM234 143H233V144H234ZM237 143H238V142H237ZM252 143H253V142H252ZM256 143H257V142H256ZM164 144H165V143H164ZM164 144H163V145H164ZM173 144H172V145H173ZM185 144H184V147H183V148H185V147L188 146L189 144H190V145H193L194 142L187 143L186 146H185ZM195 144H194V145H195ZM243 144H244V143H243ZM57 145H59L60 147H58ZM142 145H141V146H142ZM157 145H158V144H157ZM163 145H162V146H163ZM172 145H171V144H170L169 146L167 145L166 148L169 147L168 150L170 151V148H172ZM179 145H177V146H179ZM190 145H189V146H190ZM197 145H198V144H197ZM199 145H200V144H199ZM246 145H249L248 141H247V144H246ZM251 145H252V144H251ZM148 146H150V145H148ZM148 146H147V147H148ZM159 146H161V145H159ZM226 146H227V145H226ZM243 146H244V145H243ZM258 146H259V144H258ZM258 146H257V147H258ZM261 146H262V144H261ZM150 147H151V146H150ZM150 147H148V148H150ZM156 147H157V146H156ZM164 147H165V145H164ZM193 147H194V146H193ZM195 147H196V145H195ZM221 147H220V148H221ZM236 147H237V146H236ZM238 147H239V146H238ZM255 147H256V146H255ZM9 148H10V147H9ZM148 148H147V150H148ZM154 148H155V147H154ZM177 148H178V147H177ZM183 148L181 147V149H183ZM189 148H191V147H187V148H185V149H189ZM206 148H207V147H206ZM209 148H210V147H209ZM246 148H247V147H246ZM259 148H260V147H259ZM262 148H263V147H262ZM178 149H180V148H178ZM185 149H184V150H185ZM221 149H222V148H221ZM244 149H245V148H244ZM256 149H257V148H256ZM260 149H261V148H260ZM260 149H259V151H260ZM52 150H50V151H52ZM140 150H139V151H140ZM150 150H151V148H150ZM155 150H156V149H155ZM158 150H159V149H158ZM161 150H162V149H161ZM192 150H193V149H192ZM202 150H203V149H201V151H202ZM204 150H205V149H204ZM204 150H203V151H204ZM207 150H209V149H206L205 151H207ZM218 150H219V148H218ZM224 150H225V149H224ZM233 150H234V149H233ZM241 150H242V149H241ZM152 151H153V152H152ZM152 151H150V152L146 151V152H148L147 154H150V153H151V154H154L155 156H156V153H159V152H155V153H154V150H153V149H152ZM159 151H160V150H159ZM164 151H165V150L163 149V152H162V153L160 152V154H164L163 157H164V156L167 157V155H169V153H168V154H165ZM172 151H175V150H172ZM172 151H171V152H172ZM180 151H181V150H180ZM186 151H188V150H185V153H188V152H186ZM189 151L191 152V149H190ZM195 151L198 152L197 148L194 149V152H195ZM203 151H202V152H203ZM205 151H204V152H205ZM221 151H222V150H221ZM250 151H252V150H250ZM57 152H59V151H57ZM146 152H145L144 154H146ZM165 152H166V151H165ZM171 152H170V153H171ZM219 152H220V151H219ZM227 152H228V151H227V149H226V153H224V154H227ZM248 152H249V151H248ZM248 152H247V153H248ZM139 153H142V152H138V153H136V154L138 155ZM166 153H167V152H166ZM185 153H181L182 156H183V154H185ZM217 153H218V152H217ZM235 153H236V152H235ZM250 153H251V152H249V154H250ZM252 153L254 154V152H252ZM131 154H132V155H131ZM142 154H143V153H142ZM144 154H143V155H144ZM147 154H146L145 156H143V157H140L141 154H139L140 156H139L138 158H139V159L141 158L142 161L140 160V163H138L139 160H136L137 162H135V161H134V162H135L136 164L138 163V165H140L142 162H143V163H144V161L146 162L147 159L150 160L151 158L148 157ZM151 154H150V156H151ZM172 154L174 155V153H172ZM175 154L178 156L179 153H176V152H175ZM195 154H196V153H195ZM195 154H194V155H195ZM213 154H214V153H213ZM218 154H219V153H218ZM236 154H237V153H236ZM133 155H134V156H133ZM176 155H175V157L173 156V158H174L173 161H172V159H173V158H172V155H171V157L169 156L170 158L168 157L169 159H168V158H165V159H168V160H166V161H168V162H169V160L171 159V160H170V164H169L168 162H166V161H163V162H164V163H167V164H169V165L173 164V162L178 163L177 161L181 160L182 158L180 159V157H182V156L179 154L180 157H176ZM199 155H200V154H199ZM229 155H230V154H229ZM231 155H232V154H231ZM257 155H258V154H257ZM257 155H255V157H256ZM155 156L152 155L151 157L154 158ZM196 156H198V155H196ZM209 156H210V155H209ZM237 156H238V155H237ZM242 156H243V155H242ZM258 156H259V155H258ZM261 156H262V155H261ZM261 156H260V157H261ZM263 156H264V155H263ZM133 157H134V159H133ZM144 157H145V160L142 159V158H144ZM146 157H148V158L146 159ZM157 157H158V156H157ZM157 157H155L154 159H156ZM159 157H160V156H159ZM161 157H162V156H161ZM163 157H162V160L164 159ZM211 157H213V156H211ZM233 157H234V156H233ZM238 157H240V155H239ZM238 157H237V158H238ZM249 157H250V156H249ZM251 157H252V156H251ZM125 158H126V159H125ZM175 158H176V159L178 158L179 160H178V159L176 160ZM185 158H186V157H185ZM197 158H198V157H197ZM207 158H208V157H207ZM215 158H216V157H215ZM215 158H214V159H215ZM242 158H244V157H242ZM242 158H241V161H242ZM62 159H64L65 161L63 162ZM154 159H151V160H154ZM157 159H159V158H157ZM157 159H156V160H157ZM187 159H188V158H187ZM187 159H186V160H187ZM191 159H194V158H191ZM199 159L202 161L203 158L201 159V157H199ZM205 159H206V158H205ZM216 159H217V158H216ZM218 159H219V158H218ZM218 159H217V160H218ZM229 159H230V158H228L227 161H229ZM234 159H235V157H234ZM234 159H233V160H234ZM239 159H240V158H239ZM248 159H249V158H248ZM248 159H246V160H248ZM250 159H251V158H250ZM252 159H253V158H252ZM254 159H255V158H254ZM259 159H261V158H259ZM0 160H1V159H0ZM114 160H115V159H114ZM130 160H129V161H130ZM162 160L159 159V160L157 161L158 166H156V167H155L154 165H156L157 163H155L154 161H151L152 163H155L154 165H152L153 168L155 167V169H153V170H152V167H151V166H148V167H147V166L145 165V166H146V167H145L146 169H147V168H150V169H148V171H146V173H150L151 171H156V170H157V169H156L157 167H160V169L162 170L161 167H162L163 165L161 166V165L159 164V163H160L159 161L162 162ZM175 160H176V161H175ZM186 160H184V161L186 162ZM188 160H189V159H188ZM200 160H199V161H200ZM207 160H208V159H207ZM207 160H206V161H207ZM209 160H210V158H209ZM224 160H225V159H224ZM224 160H223V163H224ZM257 160H258V159H257ZM206 161H205V162H206ZM214 161H215V160H214ZM234 161H236V159H235ZM234 161H233L232 163H234ZM239 161H240V160H239ZM241 161H240V163H242ZM251 161H252V160H251ZM251 161H250V162H251ZM127 162H128V161H127ZM182 162H183V160L181 161V163H182ZM192 162H193V161H192ZM194 162H195V161H194ZM202 162H203V161H202ZM215 162H216V161H215ZM252 162H255V161H252ZM262 162H264V161H262ZM115 163H116V162L114 161V163H113V165H112L113 168H115ZM124 163H126V162H124ZM129 163L135 166V167L133 166V167L130 169V171H129L130 176L133 177V174H134V173L131 172V170H132V171H135V170H133V169L136 168V164H134L133 162H132V163H131V162H128V164H129ZM181 163H180V164H181ZM183 163H184V162H183ZM183 163H182V165L184 166ZM190 163H191V162H190ZM190 163H188V164H190ZM206 163H207V162H206ZM208 163H209V162H208ZM211 163H212V162H211ZM217 163H219V162H217ZM240 163H238V165H239ZM243 163H244V161H243ZM247 163H248V162H247ZM126 164H127V163H126ZM146 164H147V163H146ZM148 164H150V163H148ZM162 164H163V163H162ZM186 164H187V163H186ZM195 164H198L197 166H199L200 163H196V162H195ZM214 164H215V163H214ZM219 164H221V163H219ZM235 164H237V163L235 162ZM244 164H245V163H244ZM262 164H263V163H262ZM84 165L87 166L88 164L86 163V164H84ZM132 165H131V166H132ZM159 165H160V166H159ZM164 165H166V164H164ZM192 165H193V163H192ZM206 165H207V164H206ZM224 165H225V163H224ZM240 165H241V164H240ZM248 165H250V164H248ZM248 165H247V166H248ZM254 165H256V164H253L252 166L254 167ZM258 165H260V164H258ZM116 166H117V165H116ZM171 166H172V165H171ZM178 166H179V165H178ZM178 166H177V167H178ZM183 166H182L181 168H180V166H179V167L176 169V168H175V165H173L175 171H178V170H179L178 176H179V175H185V176H186V174H183V173H184L183 170H184L186 167L183 169ZM189 166H190V165H189ZM189 166H188V167H189ZM200 166H202V164H201ZM200 166H199V167H200ZM215 166L217 167V165H215ZM218 166H219V165H218ZM220 166H221V165H220ZM220 166H219V167H220ZM231 166H233V165H231ZM231 166H230V168H231ZM242 166H243V165H242ZM245 166H246V165H245ZM260 166H261V165H260ZM207 167H208V166H207ZM219 167H218V168H219ZM233 167H235V166H233ZM113 168H111V171L113 170ZM137 168H138V167H137ZM145 168H142V169H144V171H145ZM170 168H171V167H170ZM170 168L168 167V170H167V167H165V169L168 171V172H166V173H168L167 175H169V174L174 175V173L177 174V172H173V171H172L173 169L171 168V169H172V170H171ZM192 168H193V167H192ZM197 168H198V167H195V169H196L195 171L199 172V171L197 170ZM202 168H203V167H202ZM205 168H206V167H205ZM205 168H204V169H205ZM220 168H221V167H220ZM220 168H219V169H220ZM226 168H227V167H226ZM256 168H257V166H256ZM261 168H262V167H261ZM261 168H260V169H261ZM43 169L45 170V166L43 167ZM121 169H124V168H120V170H121ZM160 169L158 168L157 171H159ZM165 169H164V171H165ZM169 169H170V170H169ZM187 169H188V168H187ZM190 169H191V168H190ZM221 169H223V168H221ZM236 169H237V168L235 167V170H236ZM240 169H241V167H240ZM240 169H239V170H240ZM242 169H243V168H242ZM260 169H259L258 171H260ZM124 170H125V169H124ZM124 170H122V171H124ZM136 170H138V169H136ZM188 170H189V169H188ZM206 170H207V169H206ZM215 170H217V169H215ZM232 170H233V169H232ZM245 170H247V168H246ZM262 170H263V169H262ZM122 171H121L120 173H118L119 176H117V178H116L117 172H115L116 175H115L114 173H113L114 175L111 173V174H112L111 179H110L109 181H106V182H105V184H106V189H105V188H102V187H103L102 184H104V183L99 184L100 182H97V185H96V183L93 184V183L95 182V179H96L95 176H94V175H96V170H95V168H93V167L89 169L88 173H85V174H83V175H80L79 173H76V172L73 173V175L77 177L76 179L74 178L75 180H73V182H77L78 180L82 179V180H84L85 182H87L88 184L90 183L89 185H91V186L96 185L95 187H94V186L91 187V190H90V188H89V190H90L91 192H89V191H84V190L79 191L78 195H79L80 197H85V195L88 193L86 197L89 198V194L91 193L92 195L90 194V195H91L90 198H92V196L95 194L94 197H95V196L97 197V198H96L97 202H98V199H99V198H100L99 200H101V203H100V202L97 203V204H100V205L103 204V203L106 204V203H108L109 201H110V203L114 202V203H113V205H114L116 202H119V201H118L119 198H120L119 200H121V199L123 198L124 201L126 202V204H125V202H124L123 200H121V201H123L122 203H124V205H125V206H122V210H123L124 212H123L121 209H119V208L116 209L117 211L112 212V210H115L114 208L119 207L120 204H122L121 202H120L119 204L116 203V204H118V206H117L116 204H115L116 206H112L111 210L109 209V207H107L108 205H110V203H108L107 206H105V205L103 206V205H102V206L100 207V205H98V207L96 208V209H100V208H102V209H100V211L102 210L101 212H100V211L98 212V210H96V213H98V214L100 213V215H101V214L104 212V215L102 214L103 217H104L105 215H106V217H107V216L110 214L109 216H112V217H110L111 219H109L108 217H107V219L111 220V222L113 223V225L116 224V225H114L115 227L113 228V230L115 231V233L117 232V235H115L116 237L114 236L113 239H114V240L117 239V240L114 241V244H113L114 247H113V249H112V251H111L112 253H114V254H112V257H113V260L116 259L115 262H118L119 259H120V261L122 262L121 259H123V258L127 255L126 252H128V253L130 254V251L133 252V251L135 250V252H136L135 254H137V253H140V252L142 251V249H143V251H146V252H147L146 249H148V248H145V247H143V246L141 245L142 248L140 247V251H138V249H137V247H136V246H137V245H136V242H137V241L140 242L141 240H144V239H142V237H144L146 234H144V235H142V236H141V235L138 236L137 233L134 234V231H133L132 229H129V231H131L132 234L135 235V237L137 236L138 238L140 237L141 239L139 240V239L136 237V238H137V241H136V242H135V239H136V238H131V240H130V238L128 239V237L133 236V235H132V234L129 235V231L127 232V226H126L125 222H127V220H128V222L132 223V225H131V224H128V227H133V228H134V226H135V225H134V220L136 219L135 222H136V221L139 222V218H138V217H139L140 215H139V214H136V212L138 213V210H137L136 212L134 211V213H135V215L137 216V218H136L135 215H134V216H135V218H134L133 216L131 217L129 214H128V216H127V213H125V212L128 210V209H126V208H127L128 206L131 205V202H132V203L134 202V201H132V200H133V199H136L138 196L136 197V195H133V194L136 193L137 189L131 188V189H129L130 192H128V191H127V190H128L127 188H128L129 185L125 184V182H122V183H121L122 178H121V179L119 178V177H120V174H121V175L123 174L122 176L125 175L124 173H122ZM142 171H143V170H141L140 172H142ZM169 171H172L173 173H172V172L169 173ZM180 171H182V172H180ZM195 171H194V173H195ZM241 171H242V170H241ZM254 171H255V169H254ZM256 171H257V170H256ZM45 172H46V171H45ZM124 172H126V171H124ZM160 172L162 173L163 170L160 171ZM185 172H187V170H185ZM189 172H190V171H189ZM206 172H207V171H206ZM213 172H214V171H213ZM213 172H211V173H213ZM216 172H217V171H216ZM221 172H224V171H220L219 173L221 174ZM234 172H236V171H234ZM251 172H252V171H251ZM142 173H143V172H142ZM142 173H141V174L139 173V174H140V177H139V175H137V177H139V178H138L139 180H141V175H143ZM151 173H153V172H151ZM154 173H155V172H154ZM154 173H153V174H154ZM161 173H159L160 175H159V174L156 175L157 178L160 177L161 181H158V180H160V179H157V178H156L158 182H157V181L155 182L154 180H156V179H154V180H153V181H154L153 183H152V182L148 183V181H147V180L144 181V178H143V183L145 182L146 185L143 184V183H142V185H140V183H137V185H140V186H143V187L146 186V187L148 188V187H150V186L153 184L152 187H151V190H152V192H153V190H155V189H152V188L154 187V183H156V184H155V188H157L156 191H158V190H160V189H158V187H161V186H159V185H162V184H159V185H157V184L160 183V182L163 183V180H162V179H163L164 176H165V175H162V174H164V172H163L162 174H161ZM166 173H165V174H166ZM181 173H182V174H181ZM187 173H188V172H187ZM190 173H191V172H190ZM192 173H193V169H192ZM194 173H193V174H194ZM214 173H215V172H214ZM230 173H231V172H230ZM238 173H239V172H238ZM238 173H237V174H238ZM240 173H241V172H240ZM240 173H239V176H240ZM246 173H247V172L245 171V174H246ZM254 173H255V172H254ZM257 173H258V172H257ZM135 174H136V173H135ZM135 174H134V175H135ZM144 174H145V172H144ZM176 174H175V175H176ZM193 174H192V176H193ZM198 174H200V172H199ZM207 174H208V173H207ZM235 174H236V173H235ZM249 174H251V173H249ZM255 174H256V173H255ZM151 175H152V174H151ZM151 175L148 174L147 176H151ZM158 175H159V176H158ZM167 175H166V176H167ZM172 175H170V177H171V178H172V177L174 178V176H172ZM187 175H188V174H187ZM190 175H191V174H190ZM190 175H189V176H190ZM214 175H216V174H213L212 176H214ZM260 175H262V173H261ZM143 176H144V175H143ZM153 176L155 177V175H153ZM153 176H151V178H152ZM178 176L176 175V176H175V179H176V177H177L178 180H179L180 178H183V177H184V176H183V177H180V176H179V177H180V178H179ZM217 176H218V175H217ZM252 176H253V175H252ZM258 176H259V175H258ZM51 177H53L52 174H51V176L46 177V182H47V183H49V182L51 181ZM124 177H125V176H124ZM137 177H135V180H134L135 183H136L137 181L139 182V180L136 179ZM154 177H153V178H154ZM167 177H169V176H167ZM209 177H210V176H209ZM222 177H223V176H222ZM222 177H221V179H222ZM249 177H250V176H249ZM145 178H146V177H145ZM147 178H148V180L151 179L150 177H147ZM171 178H164V183H163V184H165V183H166L169 179H171ZM173 178H172V179H173ZM185 178H186V177H184L183 179H185ZM188 178H189V177H188ZM214 178H216V177H214ZM214 178H213V179H214ZM238 178H239V177L237 176V179H238ZM241 178H243V177L241 176ZM241 178H240V179H241ZM252 178H253V177H252ZM261 178H263V176H262ZM118 179H119L120 181H119ZM166 179H167V180H166ZM172 179L168 181V182H171V183H169V184L172 185V183L174 184V183H177V182H178V181H175V182H174ZM189 179H190V178H189ZM189 179H188V180H189ZM202 179H203V178H202ZM202 179H201V180H202ZM204 179H205V178H204ZM210 179H211V178H210ZM217 179H218V178H217ZM224 179H225V178H224ZM231 179H233V178H231ZM237 179H236V180H237ZM240 179H238V181H239ZM243 179H244V178H243ZM246 179H247V177H246ZM248 179H249V178H248ZM255 179H256V178H255ZM257 179H258V178H257ZM132 180H133V178H131L130 181H132ZM136 180H137V181H136ZM190 180H191V179H190ZM190 180H189V183H190ZM197 180H198V179H195V183H196ZM199 180H200V179H199ZM207 180H209V179H207ZM219 180H220V178H219ZM222 180H223V179H222ZM234 180H235V179H234ZM250 180H251V179H250ZM141 181H142V180H141ZM141 181H140V182H141ZM150 181H152V180H150ZM180 181H181V179H180ZM180 181H179V182H180ZM183 181H184V180H183ZM183 181H181V182H183ZM186 181H187V179H186ZM191 181H192V180H191ZM203 181H204V180H203ZM205 181H206V180H205ZM224 181H225V180H224ZM224 181H223V182H224ZM242 181H243V180H242ZM252 181H253V180H252ZM112 182H113L114 185L112 184ZM117 182H118V183H117ZM119 182H120V183H119ZM128 182H129V181H128ZM128 182H127V183H128ZM179 182H178V183H179ZM181 182H180V183H181ZM218 182H219V181H218ZM220 182H221V180H220ZM223 182H222V183H223ZM258 182H259V179H258ZM116 183H117V185H115ZM147 183H148V184H147ZM151 183H152V184H151ZM180 183H179V184H180ZM199 183H200V182H199ZM199 183H198V184H199ZM211 183H212V181H211ZM227 183H228V182H227ZM232 183H233V182H232ZM234 183H235V182H234ZM247 183H250V182H247ZM92 184H93V185H92ZM133 184H134V183H133ZM179 184H177V185H179ZM185 184H187V183H185ZM185 184H184V185H181V186H186ZM198 184L195 186L196 189H197V186H199ZM212 184H214V183H212ZM220 184H221V183H220ZM228 184H229V183H228ZM236 184H237V183H236ZM98 185H99V186H98ZM126 185H127V188H126ZM147 185H148V186H147ZM156 185H157L158 187H156ZM174 185H176V184H174ZM174 185H172V186H174ZM187 185H188V184H187ZM218 185H219V184H218ZM247 185H248V184H247ZM100 186H101V187H100ZM115 186H116V187H115ZM167 186H168V184H167ZM169 186H170V185H169ZM172 186H170L169 188H171ZM188 186H189V185H188ZM205 186H206V185L203 186L204 189H205ZM219 186H220V185H219ZM222 186H225V187H226V185H222ZM230 186H231V185H230ZM235 186H236V185H235ZM244 186H245V185H244ZM248 186H249V185H248ZM257 186H258V184H257ZM131 187H135V186H131ZM143 187H142V188H143ZM165 187H166V186L164 185L163 188H165ZM174 187H175V188H176V187H179V188H176L177 190L181 188L180 185H179V186H174ZM193 187H194V185H193ZM201 187H202V186H201ZM232 187H233V186H232ZM241 187H243V186H241ZM100 188H102L103 190L105 189V190H104V193L102 192V189H100ZM115 188H117V190H116ZM129 188H130V187H129ZM182 188H183V187H182ZM184 188H186V190H187L188 187H184ZM213 188H215V187H213ZM234 188H235V187H234ZM245 188H248V187H245ZM256 188H257V187H256ZM139 189H140V188H139ZM165 189H166V188H165ZM165 189H163V190H165ZM171 189H174V188L172 187ZM176 189H174V191H175L176 193H175L174 191H173L172 193L177 195V194H179V193H177ZM196 189H194V190H196ZM201 189H202V188H201ZM204 189H203V190H204ZM209 189H210V188H209ZM221 189H223V188H221ZM228 189H230V188H228ZM238 189H239V188H237V190H238ZM262 189H263V188H262ZM100 190H101V191H100ZM133 190H136V191L134 192ZM140 190H141V189H140ZM151 190H147V191L150 192V193H152ZM163 190H162V191H163ZM181 190H185V189H181ZM210 190H212V189H210ZM214 190H215V189H214ZM216 190H217V191L219 190V192L221 191L220 188H219V189H216ZM225 190H227V189H225ZM225 190H224V191H225ZM237 190H236L235 192H238V191L240 192V190H238V191H237ZM248 190H249V189H247V191H248ZM256 190H257V189H256ZM256 190H255V191H256ZM131 191H132V193L134 192V193L132 194L133 196H135L134 198H133V196L130 197L131 195H130V196L128 195V193L131 194ZM141 191H142V190H141ZM147 191L144 192V190H143V192L145 193V195H146ZM166 191H168V187H167ZM169 191H171V190L169 189ZM169 191H168V192H169ZM178 191H180V190H178ZM191 191H192V190H191ZM197 191H198V190H197ZM224 191H223V192H224ZM250 191H251V190H250ZM255 191H254V192H255ZM127 192H128V193H127ZM138 192H140V191L138 190V191H137V194H138ZM143 192H140V193L138 194L139 197L141 196L140 194L143 193ZM163 192H165V191H163ZM192 192H193V191H192ZM194 192H195V191H194ZM225 192H226V191H225ZM241 192L244 193L243 190H242ZM245 192H246V190H245ZM254 192H253V194H254ZM256 192H257V191H256ZM259 192H260V191H259ZM93 193H94V194H93ZM102 193H103V194H102ZM106 193H107L108 195H106ZM153 193L155 194V192H153ZM172 193H170V195H172ZM180 193H181V191H180ZM227 193H228V192H227ZM250 193H251V192H250ZM120 194H125V195H124L125 197H123V195L119 197ZM156 194H157V193H156ZM158 194H162V193H159V192H158ZM193 194H194V193H193ZM195 194H197V197H199L198 192L195 193ZM200 194L202 195V193H200ZM222 194H223V193H222ZM222 194H221V195H222ZM230 194H231V193H229V195H230ZM237 194H239V193H237ZM244 194H245V193H244ZM244 194H243V195H244ZM253 194H252V195H253ZM257 194H258V193H257ZM101 195H102V196H101ZM103 195H106L107 198H106V196H104V197H105L107 200H109V199H110V200H109L108 202H105L106 200L103 198ZM162 195H163V194H162ZM162 195H159L158 197H162ZM166 195H167L168 197H172V196H173V195H172V196H169V193L166 194V192H165V193H164V196H165V197L163 196L164 198H160V199H159L158 197H156V196H154V195L152 194L153 197H156L158 200L161 201L160 203L163 202L162 205L159 204V207L165 205L164 202H166L165 200L168 198ZM179 195H180V194H179ZM181 195H182V193H181ZM215 195L218 196V194H215ZM215 195H214V196H215ZM221 195L219 194V197H221ZM246 195H247V194H246ZM250 195H251V194H250ZM250 195H249V193H248V196H250ZM262 195H263V194H262ZM108 196H109V197H108ZM128 196H129L130 198H129ZM148 196H150V195H147L146 197H145V196H142V197H145L146 199H148ZM152 196H151V197H152ZM177 196H178V195H177ZM194 196H195V195H194ZM194 196H193V197H194ZM210 196H212V195H210ZM222 196H223V195H222ZM224 196H225V195H224ZM236 196H237V195H236ZM241 196H242V194H241ZM248 196H247V197H248ZM118 197H119V198H118ZM121 197H122V198H121ZM127 197H128V198H127ZM151 197H150L151 202H148V203H147L148 205H150V204L152 203V200H153V199H151ZM153 197H152V198H153ZM178 197H179V196H178ZM178 197H177V199H178ZM183 197H185V196H183ZM183 197L181 196V198H183ZM187 197H188V196H187ZM193 197H192V199H193ZM197 197L194 198V199L198 200ZM200 197H201V196H200ZM226 197H227V196H226ZM226 197H225V199H226ZM234 197H235V195H234ZM234 197H231V199H232V198L234 199ZM251 197H252V196H251ZM257 197H258V196H257ZM90 198H89V199H90ZM132 198H133V199H132ZM140 198H141V197H140ZM145 198H144V199L142 198L143 201L140 199L138 205H141V204H140L141 201L144 202V200H145L144 208H147L146 205H145V204H146V199H145ZM156 198H154V199H156ZM174 198H175V195H174ZM188 198H190V197H188ZM188 198H187V199H186V198H183V200L186 199V201H188ZM205 198H206V195H205ZM208 198H209V197H207V199H208ZM210 198H211V197H210ZM222 198H223V197H222ZM229 198H230V197H229ZM239 198H240V197H239ZM239 198H238L237 201H239V200L241 199V198H240V199H239ZM259 198H260V197H259ZM262 198H263V197H262ZM102 199L105 200V201H103ZM130 199H131V200H130ZM163 199H164V200H163ZM170 199H171V198H170ZM179 199H180V198H179ZM192 199H191V200H192ZM200 199H203V198H200ZM200 199H199V201H200ZM207 199H206V201H207ZM217 199H218V198H217ZM217 199H216V200H217ZM220 199H221V198H220ZM220 199H218V200H220ZM246 199H247V198H246ZM249 199H250V197H249ZM158 200H156V201H158ZM168 200H169V199H168ZM183 200H182V201H183ZM204 200H205V199H204ZM208 200H209V199H208ZM214 200H215V199H214ZM218 200H217V201H218ZM234 200H235V199H234ZM247 200H248V199H247ZM250 200H251V199H250ZM250 200H249V201H250ZM260 200H261V202H260V204H261V203H262V200H264V199H261V198H260ZM89 201H90V200H89ZM89 201H88V199H85L86 206H88L87 202H89ZM111 201H112V202H111ZM136 201L138 202V198H137V200H135V202H134L133 204L137 205ZM147 201H148V200H147ZM171 201H172V200H171ZM173 201H175V199H173ZM180 201H181V200H180ZM189 201H190V199H189ZM252 201H253V200H252ZM255 201H256V200H255ZM258 201H259V200H258ZM102 202H103V203H102ZM153 202H154V204L156 203V206H154V207L157 208V206H158L157 203H158L159 201H158V202H155V200H153ZM167 202L171 203L170 201H167ZM177 202H178V201H177ZM190 202H191V201H190ZM194 202H195V201L193 200V203H194ZM211 202H212V200H211ZM215 202H216V201H215ZM215 202L213 201L212 204H214ZM222 202H224V201H222ZM235 202H236V201H235ZM240 202H241V201H240ZM169 203H168V204H169ZM173 203H174V202H173ZM178 203H179V202H178ZM180 203H181V202H180ZM180 203H179V204H180ZM199 203H200V202H199ZM204 203H206V202H204ZM204 203H203V204H204ZM209 203H210V201H209ZM142 204H143V203H142ZM154 204H153V205H154ZM183 204H185V203H183ZM190 204H192V203H190ZM197 204H198V203H197ZM201 204H202V203H201ZM224 204H225V203H224ZM239 204H240V203H239ZM243 204L246 205V203H244V202H243ZM255 204H256V202H255ZM95 205H96V202H95ZM111 205H112V204H111ZM111 205H110V207H111ZM126 205H128V206H126ZM135 205H133V206H135ZM138 205L135 206V207L137 208ZM169 205H170V204H169ZM186 205H187V204H186ZM198 205H199V204H198ZM228 205H229V204H228ZM249 205H250V204H249ZM133 206L131 205V207H129L128 212H133V210L136 209V208L133 207ZM171 206H172V205H171ZM173 206H174V204H173ZM173 206H172V207H173ZM177 206H178V205H177ZM184 206H185V205H184ZM205 206H206V205H205ZM210 206H211V203H210ZM212 206L214 207V205H212ZM215 206H216V205H215ZM219 206H220V205H219ZM221 206L223 207L224 205H221ZM234 206H235V205H234ZM242 206H243V205H242ZM256 206H257V205H256ZM88 207H90V205H89ZM99 207H100V208H99ZM104 207H107V213H109V214H105V211H103V210H104V209L106 210V208H104ZM152 207H153V206L151 205V208H152ZM159 207H158V210L161 209V208H159ZM163 207H164V206H163ZM163 207H162V210H164L165 207H167V204H166V206L164 207V209H163ZM181 207H182V206H181ZM190 207L192 208V207H193V204H192V206H190ZM190 207H189V208H190ZM222 207H220V208H222ZM103 208H104V209H103ZM120 208H121V206H120ZM133 208H134V209H133ZM139 208L142 210L143 205H141ZM144 208H143V210H144ZM148 208H150V207H148ZM151 208H150V209H151ZM167 208H168V207H167ZM178 208L180 209V207H178ZM185 208H186V206H185ZM194 208H196V207H194ZM203 208H205V207H203ZM208 208H211V207H209V205H208ZM208 208H207V210H208ZM214 208H215V207H214ZM217 208H219V207H217ZM217 208H216V210H217ZM226 208H227V207H226ZM230 208H231V207H230ZM130 209H133V210L131 211ZM137 209H138V208H137ZM179 209H178V210H179ZM181 209H182V208H181ZM187 209H188V208H187ZM196 209H197V208H196ZM198 209H199V208H198ZM200 209H201V208H200ZM200 209H199V210H200ZM212 209H213V208H212ZM212 209H210V210H212ZM223 209H224V208H223ZM233 209H234V207H233ZM236 209H237V208H236ZM236 209H235V210H236ZM260 209H262V207H261ZM260 209H258V210H260ZM120 210H121V212H123V214H120V213H119ZM143 210H142V213L144 212ZM145 210H147V212H150V213H151V211L153 210V208H152L150 211H148V209H145ZM155 210H157V209H155ZM155 210H154V213H155ZM194 210H195V209H194ZM216 210H214V211H216ZM219 210H220V209H219ZM227 210H228V209H227ZM109 211H110V212H109ZM168 211H171V209H170V210L168 209ZM176 211H177V209H176ZM180 211H181V210H180ZM180 211H179V212H180ZM182 211H183V210H182ZM184 211H185V210H184ZM184 211H183V212H184ZM196 211H197V210H196ZM228 211H229V210H228ZM233 211H234V210H233ZM255 211H256V210H255ZM117 212H118V213H117ZM145 212H146V211H145ZM147 212H146V213H147ZM158 212H159V211H157L156 214H158V215H159V214H162V215H160V216H161L160 219H162V216H165V217H166L167 214L169 215L168 212H165V214L167 213L166 215L164 214L163 211H162L163 213H160V212L158 213ZM171 212H172V211H171ZM177 212H178V211H177ZM185 212H186V211H185ZM200 212H201V210H200ZM203 212L205 213L204 210H203ZM203 212H202V213H203ZM219 212H220V211H219ZM230 212H231V211H230ZM252 212H253V211H252ZM256 212H257V211H256ZM256 212H255V213H256ZM260 212H261V211H260ZM260 212H259V213H260ZM111 213H112V214H114V213L120 214L121 216H124V218H125V216H127V217L130 218V219H127V220H126V218H127V217H126V218H125V222H123V220H122L123 217H119L120 215H117V214H116L117 216H115V215H111ZM134 213H131V215L134 214ZM152 213H153V211H152ZM152 213H151V214H152ZM206 213H207V211H206ZM125 214H126V215H125ZM144 214H145V213H144ZM151 214H150V215H151ZM156 214L151 215V217L154 216V218H153L152 220H151V219L148 220V221H150V222H148L147 220H146V222H145V219H143V218L140 216V219L142 218V220H144V223H143L142 221H140V222L142 223V225L144 224V227H145V224H146V225H147V224L150 225V224H152L151 221L157 219L156 217H157L158 215L156 216ZM173 214H176V213L173 212ZM177 214H178V213H177ZM181 214H182V216H183V213H181ZM184 214H185V213H184ZM221 214H222V213H221ZM261 214H262V213H261ZM96 215H97V214H96ZM96 215H95V216H96ZM147 215H148V214H147ZM168 215H167V217H168ZM185 215H186V214H185ZM185 215H184V216H185ZM234 215H235V213H234ZM237 215H238V214H237ZM237 215H236V216H237ZM243 215H244V214H243ZM257 215H258V214H257ZM95 216L93 215V221H94V222H92V223L94 224V226H95V228H96L97 230L100 229V231H102V230L105 228V226H106V225H105V222L103 221V218H101V219L99 218V219H98V218H95ZM97 216H98V215H97ZM113 216H114V217H113ZM170 216H172V215H170ZM174 216H175V215H174ZM177 216L179 217V214H178ZM184 216H183V217H184ZM202 216H204V215L202 214V215L200 216V218H201ZM217 216H218V215H217ZM220 216H221V215H220ZM226 216L228 217V215H226ZM229 216H230V215H229ZM232 216H233V215H232ZM255 216H256V215H255ZM172 217H173V216H172ZM213 217H214V216H213ZM227 217H226V218H227ZM234 217H235V216H234ZM94 218H95V219H94ZM104 218H105V217H104ZM146 218H150V216H147ZM180 218H181V216H180ZM196 218H197V217H196ZM202 218H203V217H202ZM219 218H220V217H219ZM228 218H230V217H228ZM228 218H227V219H228ZM235 218H236V217H235ZM137 219H138V220H137ZM171 219H172V218H171ZM171 219H170V220L168 219V224H169V221H171ZM176 219H178V218H176ZM176 219H175V220H176ZM213 219H214V218H213ZM213 219H211V220H213ZM224 219H225V218H224ZM231 219H232V218H231ZM231 219H229V220H231ZM233 219H234V218H233ZM158 220H159V216H158ZM158 220H157V221H158ZM164 220H165V219H163V222L167 221V219H166L165 221H164ZM172 220H173V219H172ZM197 220H198V219H197ZM216 220H217V219H216ZM216 220H215V221H216ZM229 220H228V221H229ZM89 221H91V220H89ZM89 221L87 222V225L91 223V222H89ZM98 221H100V224L98 223ZM161 221H162V220H161ZM161 221H160V222H161ZM184 221H185V220H184ZM200 221H201V220H200ZM204 221H206V220H204ZM207 221H208V220H207ZM221 221H222V220H221ZM221 221H220V222H221ZM224 221H225V220H224ZM234 221H235V220H234ZM253 221H254V220H253ZM257 221H259V219H258ZM71 222H72V221H71ZM138 222H137V223H138ZM158 222H159V221H158ZM160 222H159V223H160ZM163 222H161V223H163ZM172 222H173V221H172ZM182 222H183V221H182ZM208 222H209V221H208ZM213 222H214V221H213ZM156 223H157V222H156ZM156 223H155V228H154V227H153V228L151 227V228H152V230L155 229L156 232H157V231H159V230H157V229L162 228V226H163L164 223L162 224L161 227H158V228L156 227V225L159 226V223H158V224H156ZM165 223H166V222H165ZM179 223H180V222H179ZM187 223H188V222H187ZM225 223H228V222H225ZM231 223H232V222H231ZM235 223H236V222H235ZM251 223H252V222H251ZM254 223H257V222H254ZM153 224H154V223H153ZM168 224L166 223L167 227L169 228L170 225L168 226ZM177 224H178V223H177ZM177 224H176V225H177ZM197 224H198V223H197ZM203 224H204V223H203ZM210 224H212V223H210ZM210 224H209V226H210ZM219 224H220V223H219ZM229 224H230V223H229ZM232 224H233V223H232ZM160 225H161V224H160ZM164 225H165V224H164ZM166 225H165V227H166ZM182 225L184 226V224H182ZM185 225H187V224L185 223ZM195 225H196V223H195ZM205 225H206V223H205ZM222 225H223V224H222ZM227 225H228V224H227ZM239 225H240V224H239ZM258 225H259V224H258ZM150 226H154V225H150ZM150 226H146V228H147V227L150 228ZM179 226H180V224H179ZM179 226H177V227H173V226H171V228L178 229ZM183 226H182V227H183ZM202 226H203V225H202ZM224 226H226V225H224ZM228 226H230V225H228ZM228 226H227V227H228ZM232 226H233V225H232ZM234 226H235V225H234ZM248 226H249V225H248ZM252 226H253V225H252ZM180 227H181V226H180ZM197 227H199V226H197ZM207 227H208V226H207ZM212 227H213V225H212ZM215 227H216V226H215ZM227 227H226V228H227ZM241 227H242V226H241ZM250 227H251V226H250ZM148 228H147V229H148ZM151 228H150V232H148L147 229H146V230H147V232L150 233L151 236H152ZM156 228H157V229H156ZM168 228H167V229H168ZM210 228H211V227H210ZM232 228H233V227H232ZM236 228H237V226H236ZM162 229H163V228H162ZM192 229H193V228H192ZM194 229H196V228H194ZM205 229H206V228H205ZM234 229H235V228H234ZM244 229H245V228H244ZM106 230H107V229H106ZM137 230H138V228H137ZM137 230H136V232L140 231V228H139L138 231H137ZM160 230H161V229H160ZM164 230H165V229H163V230H161V231L159 232L161 236H162L164 233H165V235L167 234V233H166L167 231H166V230L164 231ZM168 230H169V229H168ZM181 230H182V229H181ZM202 230H203V229H202ZM210 230H211V229H210ZM239 230H240V229H238V231H239ZM241 230H242V229H241ZM114 231H113V232H114ZM163 231H164V233H163ZM182 231H183V230H182ZM232 231H233V229H232ZM245 231H246V230H245ZM248 231H249V230H248ZM248 231H247V232H248ZM253 231H254V230H253ZM113 232H112V231H110V232H109V231H106L105 233H110L111 235H114ZM156 232H155V233H156ZM161 232H162V234H161ZM169 232H170V231H169ZM169 232H168V234H171L172 231H171L170 233H169ZM189 232H190V231H189ZM191 232H192V231H191ZM191 232H190V233H191ZM194 232H195V231H194ZM194 232H193V233H194ZM230 232H231V230H230ZM233 232H235V231H233ZM241 232H242V231H241ZM243 232H244V231H243ZM138 233H139V232H138ZM143 233H144L143 231H142V232L140 231L139 234H143ZM181 233H182V232H181ZM206 233H207V232H206ZM206 233H205V235H207ZM212 233H213V232H212ZM214 233H215V232H214ZM250 233H251V232H250ZM257 233H258V232H257ZM263 233H264V232H263ZM157 234H158V233H157ZM157 234H156V235H157ZM168 234H167V235H168ZM173 234H174V233H173ZM173 234H171V235H173ZM176 234H177V233H176ZM194 234L196 235V233H194ZM194 234H193V235H194ZM197 234H198V233H197ZM219 234H220V233H219ZM230 234H231V233H230ZM241 234H242V233H241ZM241 234H240V235H241ZM251 234H252V233H251ZM253 234H254V233H253ZM156 235L153 233L154 238L156 237ZM158 235H159V234H158ZM165 235H164V236H165ZM178 235H179V234H178ZM193 235H192V236H193ZM198 235H199V234H198ZM201 235H203V234H201ZM211 235H212V234H211ZM153 236H152V238H150L151 240L154 239ZM182 236H183V235H182ZM223 236H224V235H223ZM226 236H227V235H226ZM245 236H246V235H245ZM245 236H244V237H245ZM166 237H167V236H165L164 239H166ZM169 237H170V236H169ZM184 237H185V236H184ZM211 237H212V236H211ZM242 237H243V236H242ZM246 237H247V236H246ZM121 238H122V239H121ZM145 238H147V237L145 236ZM170 238H171V237H170ZM172 238H173V237H172ZM185 238H186V237H185ZM185 238H184V239H185ZM195 238H196V237H195ZM197 238H198V236H197ZM197 238H196V239H197ZM213 238H214V237H213ZM219 238H220V237H219ZM251 238H252V237H251ZM93 239H95V238H93ZM118 239H119V240H118ZM132 239H134V240H132ZM150 239H148V240H150ZM156 239H157V238H155L154 240L157 242L158 239H157V240H156ZM209 239H210V238H209ZM221 239H222V238H221ZM168 240H169V239H168ZM175 240H176V239H175ZM200 240H201V238H200ZM211 240H212V239H211ZM244 240H245V239H244ZM56 241H58V238L56 239ZM95 241H96V240H95ZM129 241H131L132 243H135L136 246H134V244L132 245L131 242L129 243ZM133 241H134V242H133ZM170 241H171V240H170ZM170 241H169V242H165V241H164V245L166 246V248H167L166 243H170V244H171ZM184 241H186V240H184ZM194 241H195V240H194ZM198 241H199V240H198ZM250 241H251V240H250ZM96 242H99V241H96ZM115 242H116V243H115ZM179 242H180V241H179ZM188 242L190 243V241H188ZM188 242H187V243H188ZM216 242H217V241H216ZM218 242H219V241H218ZM262 242H263V241H262ZM46 243L48 244L49 242L46 241ZM128 243H129V244H128ZM144 243H145V242H144ZM151 243H152V242H151ZM161 243H163V242L158 243V246H159V244H160V246H161ZM174 243H175V242H174ZM176 243H177V241H176ZM176 243H175V244H176ZM180 243H181V242H180ZM192 243H193V242H192ZM195 243H196V242H195ZM203 243H204V242H203ZM206 243H207V242H206ZM210 243H211V242H210ZM127 244H128V245L131 244V246H134L135 249H134V247L132 248V247L130 246V247H131V248H130L131 250L129 251V246H128V247H127L128 251L125 252V250H126V247H125V246H127ZM140 244H142V243H140ZM178 244H179V243H178ZM178 244H177V245H178ZM218 244H219V243H218ZM221 244H222V243H221ZM228 244H229V243H228ZM138 245H139V243H138ZM143 245H145V244H143ZM147 245L151 247V245H155V244H151V245H150V243H148ZM164 245H163V246H164ZM179 245H180V244H179ZM194 245H195V244H194ZM206 245H208V244H206ZM139 246H140V245H139ZM145 246H146V245H145ZM160 246H159V247H160ZM181 246H182V244H181ZM183 246H184V245H183ZM196 246H197V245H196ZM215 246H216V245H215ZM218 246H219V245H218ZM223 246H224V245H223ZM161 247H162V246H161ZM184 247H185V246H184ZM189 247H190V246H189ZM212 247H213V246H212ZM212 247H210V248H212ZM220 247H221V246H220ZM144 248H145V249H144ZM163 248H164V247H163ZM163 248H162V249H163ZM173 248H174V246H173ZM175 248H176V247H175ZM177 248H178V246H177ZM179 248H180V247H179ZM186 248H188L187 245H186ZM190 248H191V247H190ZM195 248H196V247H195ZM195 248H194V249H195ZM200 248H201V247H200ZM200 248H198V249H200ZM40 249H41V247H40ZM133 249H134V250H133ZM156 249H157V248H156ZM156 249H155V250H156ZM180 249H181V248H180ZM182 249H184V248H182ZM188 249H189V248H188ZM213 249L215 250V247H214ZM136 250H137L138 252H137ZM163 250H164V249H163ZM173 250H174V249H173ZM178 250H179V249H178ZM185 250H187V249H185ZM189 250H191V249H189ZM200 250H201V249H200ZM207 250H209V248H208ZM253 250H254V248H253ZM120 251L122 252V254L120 253ZM158 251H159V250H158ZM158 251H157V252H158ZM160 251H161V250H160ZM180 251H181V250H180ZM192 251H193V250H192ZM192 251H191V252H192ZM202 251H204V250H202ZM202 251H201V252H202ZM205 251H206V249H205ZM215 251H217V249H216ZM218 251H221V250H218ZM229 251H230V250H229ZM232 251H233V250H232ZM50 252L52 253L53 257H55L57 254H61V253L64 254V255L72 254V255H71V259H68L67 263H65V264H73L72 261L75 259V258H74V254H73V252H72V249L68 248V245H67V244H64V245H62V244H56V245H54L53 249H52ZM132 252H131V253H132ZM148 252H150V253L153 252V254H154V251H148ZM162 252L164 253V251H162ZM201 252H200V253H201ZM222 252H223V251H222ZM123 253H125L124 256H122ZM166 253H167V252H166ZM174 253H175V252H174ZM182 253H185V251L182 252ZM182 253H181V254H182ZM186 253H187V252H186ZM200 253H198L199 256L196 255V256H198L199 258L202 257V256H200ZM204 253H205V252H204ZM129 254H128V256H126V257H129ZM135 254H134V255H135ZM175 254H176V253H175ZM181 254H180V255H181ZM189 254H192V253H189ZM196 254H197V253H196ZM209 254H210V253H208V256H209ZM214 254L216 255V253H214ZM217 254H218V253H217ZM219 254H220V252H219ZM221 254L223 255V253H221ZM42 255H44V250H40V251H39V257H42ZM75 255H76V254H75ZM131 255H133V254H131ZM172 255H173V254H171V256H172ZM177 255H178V254H177ZM183 255H184V254H183ZM193 255H194V254H193ZM201 255H202V253H201ZM107 256H108V255H107ZM141 256H142V254H141ZM175 256H176V255H175ZM188 256H189V255H188ZM188 256H187V257H188ZM210 256H211V255H210ZM224 256H225V254H224ZM224 256H223V257H224ZM104 257H105V256H104ZM104 257H102V258H104ZM138 257H140V256L138 255L137 258H138ZM145 257H147V258H148V257H151V258H152V255H150V256H148V255L146 256V255H145ZM153 257H154V256H153ZM163 257H164V256H163ZM163 257H162V258H161V257H157V258H161V259H159V260L157 259L158 262L161 261V260L163 259ZM173 257H174V256H173ZM194 257H195V255H194ZM211 257H212V256H211ZM218 257H219V256H218ZM108 258H109V257H107V259H108ZM137 258H136V260L133 258V261H134V262H133V261H130L131 264L136 263V262L138 261ZM141 258L144 259V257H141ZM164 258H165V257H164ZM169 258H170V257H169ZM176 258H177V256H176ZM179 258H183L182 255H181V257H178V260H177L178 263L180 262ZM189 258H192V257H189ZM195 258H197V257H195ZM195 258H192V259H194V262H191V261L189 260L191 263H190L188 260L186 261V259H185V260H181V261H186V263L189 262L190 264H194L195 262H196L195 264H197L198 262L201 263V264H203V262L205 261V260H203L202 262H200V261H198L199 258H198L197 260H195ZM202 258L205 259V257H202ZM202 258H201V259H202ZM212 258H215V257H212ZM221 258H222V257H221ZM221 258H220V259H221ZM224 258H225V257H224ZM224 258H222V262H224V261H223ZM226 258H227V256H226ZM226 258H225V259H226ZM231 258H232V257H231ZM235 258H236V257H235ZM100 259H101V258H99V260H97V261H101ZM105 259H106V258H105ZM105 259L102 260V264H104V263L106 262ZM117 259H118V260H117ZM129 259H131V257H130ZM152 259H153V258H152ZM152 259H151V260H152ZM166 259H167V257H166L165 259H163V260H164V261H167L168 259H167V260H166ZM183 259H184V258H183ZM215 259H216V258H215ZM225 259H224V260H225ZM233 259H234V258H233ZM239 259H240V257H239ZM163 260H162V264H163ZM206 260H208V259H206ZM227 260H229V259H227ZM234 260H235V259H234ZM237 260H238V259H237ZM237 260H235V261H237ZM49 261H52V259H50ZM103 261H104V262H103ZM139 261H140V260H139ZM139 261H138V262H139ZM152 261H153V260H152ZM169 261H172V260H169ZM197 261H198V262H197ZM211 261H213V259H212ZM211 261L209 262V264L211 263ZM153 262H154V264H157L156 259H155V261H153ZM153 262H152V264H153ZM155 262H156V263H155ZM214 262H216V261H214ZM217 262H218V260H217ZM230 262H232V261H230ZM242 262H243V261H242ZM97 263L101 264L100 262H97ZM139 263L141 264L142 261H140ZM159 263H160V262H159ZM172 263H173V262H172ZM186 263L183 262V264H186ZM199 263H198V264H199ZM227 263H228V262H227ZM227 263H226V264H227ZM232 263H233V262H232ZM232 263H231V264H232ZM245 263H246V262H245ZM106 264H108V263H106ZM115 264H116V263H115ZM122 264H125V263H122ZM126 264H127V263H126ZM164 264H171V263L165 262ZM173 264H174V263H173ZM175 264H177V263H175ZM179 264H181V263H179ZM187 264H188V263H187ZM206 264H207V263H206ZM215 264H218V263H215ZM221 264H222V263H221ZM228 264H229V263H228ZM237 264H238V263H237ZM246 264H247V263H246ZM249 264H250V263H249Z\"/></svg>", "mask_w": 264, "mask_h": 264}]
</instances>
